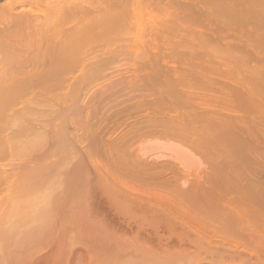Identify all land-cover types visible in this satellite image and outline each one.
I'll return each mask as SVG.
<instances>
[{
	"label": "bare ground",
	"instance_id": "bare-ground-1",
	"mask_svg": "<svg viewBox=\"0 0 264 264\" xmlns=\"http://www.w3.org/2000/svg\"><path fill=\"white\" fill-rule=\"evenodd\" d=\"M79 2H77V0H9L8 1V3H7V5H0V50L2 51H4L3 52V56L2 55H0V73H2L1 71H3V73L5 74V72L7 73L8 72V70H6V66H7V69H9V70H11L10 72H12V69H18V71L20 72V71H22L21 73H22V75H19V73H18V71H16L17 73H18V78H19V76H20V78L18 79L17 77H16V75L14 74V73H12V74H14L13 76L15 77L12 81H14L13 83H11L12 81H9L8 80V82H7V79L6 80H2V81H4V83L6 82V85H4L3 86V84H1L0 85V93L2 94V95H10L11 97H8V96H6V99H7V97L9 98V100H10V102H8V100H7V102L8 103H10L11 104V99L14 101L13 103H16V104H18V102H17V98H19L18 96H19V94H20V97H21V95L22 94H24L23 92H25V90H29V91H26L25 92V94H24V96L25 95H27L28 93H33V91L31 92V84L32 83H28V82H26V83H24L25 81L23 80L22 81V79H24L25 77H26V79H28V80H26V81H31V82H33L34 83V80H35V77H37L36 78V80L38 81V87L36 86V84L34 85L33 84V90H34V88H36L37 87V91H38V88L39 87H41L42 85V87H44L43 89H47V90H49L45 85H51V84H48V82L50 81V83H54V81L55 80H58V78H54L55 77V75L56 76H59V79H65L66 80V78H64V76H65V74H66V72L68 71V70H70L69 72H70V76L69 77H71L72 75H71V71H72V69L73 68H76L77 69V67H80L81 66V68H83L84 69V71L83 72H85V73H83V74H86V66L88 65V63H90L89 61L87 62L86 61V58H85V55L83 56L84 58H81V57H78V59H76V61L75 60H71V59H69V54H72V55H70V57H75V56H79L80 55V53L82 52V50L80 51V49H78V47H77V49L78 50H76L77 52L78 51H80L79 52V55H78V53L76 52H74V50L73 49H69V46L71 45L72 46V44H74L75 43V45L76 46H78L77 45V42L79 43V41H81V43H83L84 42V44H85V40H89V38H90V40L92 39H97V41H98V39L100 40H102V39H105L104 37H106V39H107V37L109 36V38H110V36H113L112 35V33L113 32H118L119 33V31L118 30H120L119 29V26H121V25H123V23L126 21V26H127V24H128V27H131V26H129V23L128 22H130V21H128L129 19V17H130V14L133 12L134 13V11H131V9L133 8V6H135L134 4H138L139 6H140V4H144L143 6L145 7L146 5H147V9L148 8H150V11H151V9L153 10V12H154V10H160V13H158V11L155 13V14H160V15H156L154 18L156 19L157 18V22H160V23H157L156 22V20L154 19V20H152V19H150V21H148L147 20V22H148V24L146 23V26H148V25H150L149 23H152L153 21H154V23H156V25L154 24L152 27L153 28H151L150 30L148 29H146V31H148L147 33V37H149L148 39H149V41L150 40H152V41H155V44H153L154 46H152V47H154V49H155V47L158 49V48H160L161 49V44H163V47H165V45H168L169 47H170V49H171V51H172V49H175V48H177L176 46H178V45H180V44H186L185 46H184V48H183V46H181V48H183L184 50L187 48L186 46H187V44H188V48H187V50L189 49V46H192L193 47V50H192V56L189 54V52H187V50H185L187 53H188V56H186L185 54V56L188 58V59H190L191 57H193V59L195 58V59H200L199 61L197 60V62H198V64L200 63V61H201V58H198V55H197V58H196V56L194 55L195 54V48L197 49V51H200L199 53H201V51H202V47H204V45L203 44H205L207 47L209 46V44H210V46H215V48H214V52L215 51H217V52H221L220 54H222V53H224V52H222L221 51V49L220 50H217V48H222V46H224V45H226L227 46V50H225V48L223 49V50H225L226 51V53H224V56L226 55L227 57H228V55H230V53L232 54V51H234V52H238L239 53V55H240V57H239V55H238V57H237V55H236V53L234 54V52H233V55H230V56H232V57H235V55H236V58H238L237 59V63L239 64V62H238V60L239 59H244V60H242L241 59V61L243 62L244 61V63H242V64H245V65H242L243 66V68L245 67V69H249L248 71L246 70V72H248L247 73V75L250 73V72H252L251 73V75L254 73V71H256V70H258V69H261L260 71L262 72V70H264V50H263V48L261 47V45H263L264 44V41H262L261 39L262 38H258V37H256L254 34L252 35L251 33L252 32H250L251 31V28L249 29V31H247V30H245V25L244 24H240V20L238 21V19H237V21L239 22V24L240 25H238V23H237V25H236V27H239V28H235V27H233L232 26V23L230 24L228 21V16H227V21H226V19L225 20H223V19H221V17L220 16H222L224 13L222 12V9H221V7H222V5H221V0L220 1H218V0H216V4H218V5H221L220 6V9H221V12L223 13L222 15L220 14V16H219V14H218V12H219V8H218V5L216 6V4H215V0L213 1L214 2V4H215V10H214V6H213V2H212V0H131L132 2H133V5H131V1H129V0H78ZM129 3H128V2ZM163 1V2H162ZM224 1V0H223ZM222 1V2H223ZM226 1H228V0H226ZM80 2H82V3H80ZM85 2V3H84ZM228 2H225V4H227ZM229 3H231L230 1H229ZM129 5V6H131V9L129 10L128 9V13H130V14H128L127 13V11H125V10H127V7H129V6H126V5ZM137 5V7L139 8V6ZM228 5V4H227ZM232 5V4H231ZM224 6H226V5H224ZM136 7V6H135ZM141 8H142V5L140 6ZM217 7V8H216ZM227 7V6H226ZM18 8V9H17ZM143 9V8H142ZM145 9H146V7L143 9L144 10V12H146L145 11ZM146 9V10H147ZM224 9H225V7H224ZM228 9H230V8H228ZM125 11V12H124ZM131 11V12H130ZM218 11V12H217ZM228 11V10H227ZM230 11V10H229ZM228 11V12H229ZM124 12V13H123ZM140 12V11H139ZM148 12V16H149V11H147ZM152 12V11H151ZM152 12V13H153ZM131 14L132 15V17H134L133 15L134 14H136V13H134V14ZM152 13H151V15H152ZM125 16H127V17H125ZM226 14V13H225ZM231 14V13H230ZM146 15H147V13H146ZM153 15H154V13H153ZM227 15V14H226ZM129 16V17H128ZM232 16V15H231ZM139 17H140V15H139ZM142 17V16H141ZM150 17V16H149ZM149 17H147V19L149 18ZM224 16H222V18H223ZM236 17V16H235ZM234 17V18H235ZM238 17V16H237ZM243 16H241V18H242ZM251 17V16H250ZM250 17H245V21L247 20L246 18H250ZM257 17H259V16H257ZM125 18H127V19H125ZM134 18H136V17H134ZM230 18V17H229ZM233 18V19H234ZM254 18H256V17H254ZM261 18V17H260ZM259 18V19H260ZM263 18V20L262 21H264V17H262ZM261 18V19H262ZM251 19V18H250ZM257 19V18H256ZM132 20H134L133 18L131 19V22H134V21H132ZM159 20V21H158ZM253 20H255V19H253ZM128 21V22H127ZM252 21V20H251ZM257 21H259V20H257ZM261 21V20H260ZM70 24H69V23ZM233 22V21H232ZM234 22H235V20H234ZM250 22V21H249ZM68 23V24H67ZM245 23V22H244ZM246 23H248V22H246ZM258 23V22H257ZM260 23V22H259ZM133 23H131V25H132ZM157 24H159L158 26H157ZM235 24V23H234ZM261 24H264V22L263 23H261ZM66 25V26H65ZM68 25H71V26H68ZM124 25V26H125ZM248 25V27L251 25H249V24H247ZM254 25V24H253ZM68 26V27H67ZM123 26V27H124ZM235 26V25H234ZM252 26V25H251ZM256 26V25H255ZM259 26H261V25H259ZM264 26V25H263ZM70 27V28H69ZM118 27V28H117ZM150 27V26H149ZM256 27H258V26H256ZM262 27V26H261ZM66 28H69V29H66ZM231 28L233 29L232 31H231ZM252 28H254V27H252ZM259 28V27H258ZM117 29V30H116ZM125 29H127V28H125ZM129 30H130V28H128ZM256 29V28H255ZM262 29L264 30V28L262 27ZM261 29V30H262ZM123 30V32H124V29H122ZM128 30V31H129ZM227 30H229V31H227ZM121 31V30H120ZM187 31V32H186ZM252 31H256V30H253L252 29ZM259 31V29H257V32ZM116 32V33H117ZM123 32H121V34L123 33ZM126 32H127V30H126ZM115 33V34H116ZM114 34V33H113ZM120 34V33H119ZM125 34H128V33H125ZM258 34V33H257ZM262 34H264V32H262ZM261 34V36H263ZM118 35V34H117ZM124 35V34H123ZM123 35H122V37H123ZM260 35V34H259ZM119 36V35H118ZM117 36V37H118ZM121 36V35H120ZM180 36V37H179ZM260 36V37H261ZM116 37V36H115ZM116 37V38H117ZM108 38V39H109ZM152 38V39H151ZM159 38H160V41H163L164 43H161V42H159L158 43V40H159ZM74 39H76L75 40V42L74 43H71V42H73V40ZM112 39V38H111ZM114 39V38H113ZM147 39V38H146ZM78 40V41H77ZM91 40V41H92ZM145 40V39H144ZM169 40V41H168ZM83 41V42H82ZM97 41H92L91 43L92 44H94L95 42H96V44H98L97 43ZM99 42V41H98ZM147 42H148V40H147ZM68 43H71V44H69V46H59L60 44L61 45H64V44H68ZM89 43H90V41H89ZM89 43H86V44H89ZM90 43V44H91ZM151 43V42H150ZM154 43V42H153ZM159 44L160 46L159 47H157V44ZM38 44H52V45H54V48H53V46L51 47V46H48V48H52V50L53 49H55V50H53L54 52H49V49H46L47 48V46L46 47H44V46H41L42 47V49H44L45 48V53H42V52H40L41 54H43V56H45V54H47L48 55V53H49V57H47V56H45L46 58H49L48 60H49V62H50V66H48V64H46L45 63V60H43V56H42V60L43 61H41V56H39L40 55V53L37 55V56H39V57H37L36 56V59L38 58V59H40L39 61H41V62H43V65H45L43 68L41 67V65L40 66H37L36 64L39 62H36V59H35V57H33V55H34V53H36V52H34L33 53V55H32V58L30 57L31 56V54H32V52L30 53V50H29V52H28V49H30L32 46H35V48L34 47H32V48H34V49H36L37 48V46H38ZM55 44H58V46L55 48ZM147 44H149V43H147ZM165 44V45H164ZM178 44V45H177ZM194 44V45H193ZM199 45V47H197V46H195V45ZM201 44V45H200ZM224 44V45H223ZM261 44V45H260ZM80 45V44H79ZM82 46H83V44H81ZM176 45V46H175ZM203 45V46H202ZM40 46V45H39ZM70 46V47H71ZM82 46H81V48H82ZM205 46V47H206ZM210 46H209V48H210ZM219 46V47H218ZM65 47V48H64ZM74 46H72L71 48H73ZM80 47V46H79ZM151 47V48H152ZM169 47H168V50H169ZM173 47H175V48H173ZM186 47V48H185ZM204 47V48H205ZM205 48V50L206 49H208L209 50V48ZM217 47V48H216ZM263 47H264V45H263ZM32 48H31V51H33L32 50ZM67 48V49H66ZM198 48L200 49V50H198ZM38 50L40 49V48H37ZM71 50V52H69V50ZM74 49H75V47H74ZM165 49V48H164ZM180 49V48H179ZM211 49V48H210ZM216 49V50H215ZM37 50V51H38ZM67 50V51H66ZM152 50H153V48H152ZM159 50V49H158ZM158 50H157V52H158ZM165 50H167V48L165 49ZM167 50V54L169 53V52H171V51H168ZM176 50V49H175ZM204 50V49H203ZM204 50V51H205ZM208 50H206L207 52H209ZM228 50H230V51H228ZM48 53H47V52ZM162 51L163 50H161V54H162ZM174 51V50H173ZM180 51H182V52H185V51H183V50H180ZM205 51V52H206ZM212 51H213V48H212ZM212 51H210V52H212ZM229 52V54H228V52ZM153 52H155V54L157 55V52H156V49H155V51L153 50V51H151V53L153 54ZM179 52V51H178ZM177 52V53H178ZM203 52V51H202ZM204 52V54H209L210 55V52L209 53H205ZM216 52V53H217ZM2 53V52H1ZM30 53V54H29ZM69 53V54H68ZM164 53H166L165 51H164ZM198 53V52H197ZM27 54L29 55V57H28V59H26V57H27ZM75 54H77V55H75ZM89 54V53H88ZM116 53H114V55L113 56H116V55H118V54H116ZM173 54H174V52H173ZM203 54V53H202ZM203 54V55H204ZM177 55V54H176ZM182 56H184L183 55V53L181 54ZM203 55H199V57H202ZM213 55V54H212ZM218 55V54H217ZM35 56V55H34ZM88 56V55H87ZM107 56V55H106ZM119 56H121L120 54H119ZM119 56H117V57H119ZM159 56H160V52H159ZM162 56V55H161ZM164 56V58H165V60H164V62H166V64L167 65H165V66H161L162 67V69L163 68H166L167 66H169L168 68H167V70L170 68V65L172 66L171 68H173L176 64V67L178 66V65H180L181 63H179L178 64V62H180V61H177L176 59H177V56H176V59H174L173 58V56H172V54H171V56H172V58L174 59V60H176V61H174L173 59L171 60V61H169L170 59H168V58H166L165 57V54L163 55ZM162 56V57H163ZM171 56H169V57H171ZM184 56V57H185ZM214 56V55H213ZM216 56V55H215ZM221 56H223V54L221 55ZM20 57H21V59H20ZM45 57H44V59H45ZM95 56H93L92 58L91 57H88V58H90V59H93ZM108 57V56H107ZM205 57V56H204ZM212 57V56H211ZM211 57H207V55H206V58H207V60H208V58H209V61H211ZM26 59V61H28V60H33V59H35V62H36V64H34V60H33V62H32V64H31V66H36V68H37V70H38V68H42V71H40L41 73H38L37 72V74H35V71H36V68H35V71H34V68H31L29 71L31 72V70L33 71V73L31 74H28L29 73V71H28V69H29V65H27V64H29V63H26V61H25V59ZM79 58H81V60L79 59ZM88 58H87V60H88ZM123 59L122 60H124V57H122ZM206 58H204L205 59V61H207L206 60ZM214 58V57H213ZM212 58V60H214V61H216L215 59H213ZM216 58V57H215ZM223 58V57H222ZM230 58V57H229ZM235 58V59H236ZM69 59V61H71L72 62V64L70 63V62H66V60H68ZM85 60V62H83L82 63V61H84ZM97 57H96V61H97ZM114 59V58H113ZM117 59V58H116ZM115 59V60H116ZM119 59V58H118ZM154 59V58H153ZM166 59L168 60V61H166ZM180 59V56L178 57V60ZM182 59H183V57H182ZM192 58L190 59V60H192V63H197L196 62V60L194 61ZM203 58H202V61H201V63H203L204 60ZM219 59H220V57H219ZM218 59V61L220 62V60ZM232 59V58H231ZM234 59V60H235ZM47 60V61H48ZM94 60H95V58H94ZM129 60V59H128ZM132 60H133V58H132ZM151 60V59H150ZM149 60V61H150ZM162 60H163V58H162ZM187 60V59H186ZM186 60L184 61V62H186ZM223 60V59H222ZM230 60V59H229ZM25 61V63H23ZM90 61H92V60H90ZM100 62H101V60H99ZM113 62H114V60H112ZM120 61H121V58H120ZM127 60L125 59V61L124 62H122V63H124V65H125V63H127L126 62ZM147 61V60H146ZM146 61H145V63H146ZM148 61V62H149ZM182 61V60H181ZM209 61H208V63H209ZM217 61V62H218ZM224 61H225V58H224V60L222 61V63H220V64H222L221 66H219V67H222V66H224ZM240 61V62H241ZM40 62V63H41ZM79 62H81V63H79ZM86 62H87V64H86ZM95 62V61H94ZM100 62H99V64H100ZM140 61H138V63H139ZM142 62V61H141ZM157 62H159V61H157ZM160 62H161V59H160ZM175 62H177L176 64H175ZM183 62V61H182ZM183 62V66H180V67H177V71H179V73L178 72H176V70H174V68H176V67H174L173 68V70L175 71V73H174V71L173 70H171V68H170V70L174 73V75H178V74H180V76H181V71L183 70V68H184V66H187V65H185V64H187L188 63V67H186L187 68V70L189 71V69H191V70H193V71H190L188 74H186L188 71H186L185 69L186 68H184V70L185 71H182V75H183V77L181 76H179L178 75V78L176 79V80H174V85L173 86H175V85H179V86H183L184 84H185V86L187 85V84H189L190 83V79H189V77L191 78L192 76H194L195 78L197 77V76H199V77H201V75H203V74H201L202 72H205L204 73V75L206 74L207 75V71H210V70H205L204 71V69L202 68V67H204L205 65L204 64H199V65H201V66H199V65H197V64H190V62L191 61H188V62H186V63H184ZM212 62V61H211ZM217 62H215V65L213 64H211V63H209V64H206V67H207V69H211V71H216L217 69V71H220V70H222V69H224V67L225 68H227V74H225V75H227L226 77H231V76H228V75H231V73H233L231 70H233V69H236V65H235V68H232L231 69V67H233V66H231V65H229L227 62H228V60H227V62H225V64H226V66H224V67H222V69L221 68H219L217 65H219V63H217ZM230 62V61H229ZM76 63H78L77 65H75ZM85 63V64H84ZM92 63V62H91ZM102 63V62H101ZM105 63V62H104ZM115 64H116V62H114ZM128 63H130V61L128 62ZM163 63V62H162ZM207 63V62H206ZM212 63H214V62H212ZM217 63V64H216ZM231 63V62H230ZM24 64H25V66H24ZM70 64H71V66H70ZM79 64H84V66L83 65H79ZM93 64H95V63H93ZM109 64V63H108ZM113 63L111 62V64H109V68H112V65ZM118 65L119 64H121V63H117ZM117 64H116V67H117ZM143 64H144V62H143ZM149 66H152L151 65V62H149ZM161 64V63H160ZM163 64H165V63H163ZM169 64V65H168ZM174 66H173V65ZM211 64V65H210ZM250 64V65H249ZM39 65V64H38ZM75 65V66H74ZM86 65V66H85ZM101 65V64H100ZM131 63H130V65H129V67L131 68ZM190 65H194L193 67L192 66H190ZM207 65H209V66H207ZM229 66V68L231 69V70H228V66ZM233 65H234V63H233ZM240 65H241V63H240ZM239 65V66H240ZM250 66V67H248V66ZM252 65V66H251ZM9 66V67H8ZM34 66V67H35ZM69 66H70V68H69ZM74 66V67H73ZM83 66V67H82ZM93 66V65H92ZM94 66H96V65H94ZM97 66H98V64H97ZM107 66V65H106ZM105 66V67H106ZM127 66V65H126ZM142 66V65H141ZM153 66H154V64H153ZM155 66H156V64H155ZM158 66V65H157ZM156 66V67H157ZM160 66V65H159ZM241 66V67H242ZM247 66V67H246ZM25 67H28V69H26ZM114 67V66H113ZM118 67H120V66H118ZM126 70H127V68L125 67V66H123ZM128 67V66H127ZM139 67H140V65H139ZM144 67H145V65H144ZM193 69H192V68ZM206 67H204V68H206ZM210 67V68H209ZM257 67V68H256ZM24 68L26 69V72H25V70H24ZM87 68L89 69L90 68V66L88 67L87 66ZM93 68V67H92ZM100 68V67H99ZM98 68V69H99ZM107 68V67H106ZM123 68V69H124ZM129 68V69H130ZM135 68H136V66H135ZM189 68V69H188ZM242 68V69H243ZM255 68V69H254ZM20 69H23V70H20ZM67 69V70H66ZM75 69V70H76ZM80 69V68H79ZM83 69H80L81 70V72H82V70ZM97 69V68H96ZM102 69V68H101ZM120 69H122V68H120ZM132 69V68H131ZM130 69V70H131ZM136 69H140V68H136ZM150 69H151V67H150ZM149 69V70H150ZM155 69H157V68H155ZM161 69V68H160ZM245 69H243V71L241 72V73H243V72H245ZM254 69V70H253ZM40 70V69H39ZM78 70V69H77ZM80 70H78L79 72H80ZM90 70V72H91V70H94V68L93 69H89ZM100 70V69H99ZM130 70H127V71H130ZM141 70V69H140ZM148 70V69H147ZM148 70V71H149ZM152 71H153V67H152V69H151ZM163 70H165V69H163ZM170 70H168V71H170ZM237 70V73L238 72H240V70L239 69H236ZM239 70V71H238ZM14 70H13V72H15ZM23 71H24V73H23ZM61 71H63V72H65V73H63L64 74V76H63V74H61L60 72ZM77 71V72H78ZM104 71V70H103ZM108 71H109V69H108ZM133 71H135V69H133ZM146 71V70H145ZM144 71V72H145ZM147 71V72H148ZM160 71V70H159ZM158 71V73H160ZM167 71V72H168ZM216 71V72H217ZM229 71V72H228ZM235 71V70H234ZM250 71V72H249ZM259 71V70H258ZM257 71V72H258ZM10 72H8V73H10ZM73 72H74V70H73ZM76 72V71H75ZM78 72V73H79ZM93 72V71H92ZM105 72H107L106 70H105ZM138 71H136V73H137ZM151 72V71H150ZM156 72V71H155ZM167 72H164V73H167ZM186 74H184V73ZM214 73V74H210L211 72H209V77H208V75H207V77L205 76L204 77V75L202 76L203 77V80L201 79V81H200V78L197 80V78H196V82L194 81V84L196 85V87H194L195 85L191 82V85L189 84V85H187V86H190L189 88H192L193 90H191V89H186V88H183L182 90H185L186 89V91H184L186 94H187V96H188V94H190L191 95V97H192V99H191V102L192 101H194V103H196V104H194L195 105V108H196V105H197V107H198V105L200 106V109L198 108V109H196L197 111L198 110H200V111H198L199 112V114H198V112H196V111H194L193 109H192V111H194V112H196L197 114L196 115H199V116H194V117H197L196 118V121L194 120L193 121V118H192V116H189V117H191V119H189L190 120V122L192 123V121L195 123L196 122V124L198 123V120H200L199 121V123L200 122H202V121H204V122H206L208 125H206L204 122H202V125H200L199 123V126H202V127H200L201 129H202V131H203V126H205V129H206V132H204V133H200L201 131V129L199 128V130H197V132H195L196 131V129L199 127L198 126V124H197V126L195 127L196 129H194V127L190 124V125H188V128L187 129H189V131L187 132V129L186 128H184L186 131H184V129H183V125H180L181 124V122L183 121V119H182V121L180 122V123H175L176 121H178L179 119H181V117H177V115H176V118H179V119H177V120H175V122H174V120H173V118L172 119H169L168 118V120H173L171 123H175V124H179L180 126H181V128H180V130L181 129H183V131L181 132V131H179L178 130V126L177 125H174L175 126V129L176 130H178L179 132H181V133H179V132H177V134H176V132H173V130L171 129V127L173 126H170V123L168 124V126H169V128L171 129V132H170V130L169 131H167V129H168V126H166V131H165V127L164 126H162L161 128H158V127H156V125L157 126H159L162 122L164 123L165 121V119L164 120H162V122H158V120L160 119H158L157 120V122L158 123H160L159 125L155 122V120L157 119V117H163V116H160L161 114H159L158 116H155L156 117V119L154 120V122L156 123V124H154V129H155V127L157 128L156 129V131L159 129H164L163 131L164 132H168V133H163V131L162 130H160V132H158L157 131V133H156V131L154 130H152L151 129V131L153 132V133H150V130H149V127H148V123H147V127L148 128H146V127H144L143 125H141L144 121H143V119H142V123L140 124V127L141 126H143L144 128H146V129H143L146 133L145 134H141V131H142V128H140L139 126H137V128H135L136 130H138V127L141 129V131H140V129H139V131L140 132H138V131H136V130H134L135 132H138L139 133V135H136L135 136V134L133 135V137H134V139H133V141H132V139L130 140H126L127 138H129V137H125L126 139V143H128L129 141L130 142H132V143H128V144H125V145H127V147L126 148H128L127 150V152H128V154H129V152H131L132 154H131V156H129L130 158H132V159H134V160H132V161H134V162H132L133 164H135V166H136V170H133L135 167L133 166V167H131V165L132 164H128V166L127 167H124V166H121V172H120V170H116V169H119V167H120V165H122L123 163L125 164V165H127V163H128V161L129 160H131V159H129V157L128 156H125V157H128V159H127V162L125 163L124 161L125 160H123V159H126L125 157H122L123 155H121V159L118 157V159L120 160V161H118L117 160V162L115 161V163H116V166L115 167H117V168H115L114 167V169H112L111 167H112V165H110L112 162H113V160H112V158H107L106 156H105V158H103V159H109V160H107L108 162L110 161V159H111V163L109 162V164H107L108 162L106 161V165H108L107 167H110L111 168V170H109L110 168H108V171H110V172H108L107 174L110 176V178H111V180H109L108 179V181L106 180V179H104V177H109V176H107V174L104 176V175H101V176H103V179L105 180V181H107V183H110V181H113L114 179L112 178V176L111 175H113V173L114 174H116L117 172L119 173V174H123L122 176H124V175H126L127 174V176H129V174L131 173V175H132V171H131V169L134 171V173L136 172V171H138V172H136V173H139V174H137V175H134V173H133V177L135 178V176L137 177L138 176V178L137 179H139V175H141L140 173H142V171L141 170H147L148 171V168L149 169H154V166L158 163H156V159H159V158H164V157H169L170 159H172V161L171 160H167L166 162H162V163H160L161 161V159H159V163L160 164H165V163H170L171 165H172V167L170 166V164H169V166L167 165V166H165L164 167V165H162L163 166V168H162V166L160 165V164H158L161 168L160 169H162V170H160L161 172H163V173H165V170H167L168 168L167 167H169V170L168 171H166V172H171L172 170H170V168H172L173 169V171L171 172L173 175H171V178H170V180L168 179V178H166V179H168L167 181H165L166 179L165 178H163V181H164V185H163V183L161 184L160 182H158V181H154L153 179H155L158 175V177H161V175H163L162 173H160V171H158V169L157 170H155V171H157V172H155L154 170H152V171H154L153 173H154V178H152V180H153V182H152V185H153V183L155 184V185H157L158 183H160L161 184V186L163 185V186H165V187H161V188H163V190H159V189H154V188H150V187H148V185L149 184H151L150 182V180H148L149 181V183H148V185L147 184H144L145 183V181H147V180H143L144 178H145V176H147L148 175V173L149 172H151V174H149V176L150 175H152L153 176V173H152V171H150L149 170V172L148 173H146L147 175H145L144 173H145V171L143 172V174L142 175H145L144 177H142L143 179V185H147V186H143V185H140V187H144V188H140L139 187V183L140 182H142V181H139L138 182V185L137 184H132L131 183V177L129 176V181H130V184H129V181H128V183L126 184L125 182H127V181H124V184L123 185H125L126 184V187L124 186V191L122 190L123 189V187H121V188H119V189H117V191H119V190H122V194L121 193H118V192H115L113 189H112V187H111V189H109L108 188V186H107V189L108 190H105V194H106V197H104L105 196V194L103 193V192H101V190L100 189H98V193H97V191H96V193H95V195H93L92 194V197H95L96 195H97V197H95V198H93V199H95V201L94 200H92V201H94L93 202V204H94V206L92 207V206H90V204L92 205V203H90V197H88L89 198V200H88V202L89 203H86L85 201H84V203H86V205L88 204V206L90 207H88L89 208V210H87V211H89V212H87V215H89V217H87V215L85 216V213H86V210H84L83 211V209H82V206H80L81 207V209L82 210H80L79 208V206L78 205H80L79 203L77 204L76 203V201H78V199L74 202V196L72 195V193L75 195V194H77V195H79L80 194V192H79V194H78V192L77 191H79V188H83L82 187V180H79V179H81L83 176H84V173L85 172H83L84 171V169L83 170H81L82 169V167L84 166L83 165V163L81 162L80 163V161H78V166H80L79 165V163L81 164V169L78 167V169H80V171H78L79 173H82V175H79V174H76V173H78L77 172V170H75V172H74V169H73V173H75V174H69V172H70V170L68 171V170H64V173H62L61 171H60V173H59V169H60V167H58V166H61L59 163H58V160H57V162H56V159H54L55 160V163H58L59 165L57 166V165H55L56 167H54V165L52 166V165H50L51 164V162L52 161H54V160H52V161H50L49 162V160H51V159H49V158H51L52 157V159L54 158L53 156H57V154H61V153H57V152H55V150L54 151H51L52 150V148H51V150L50 151H46V152H43L42 154H39V155H35V156H31L30 158L32 159L31 161H36V163H35V165L33 164L32 165V167L30 166L31 165V161L30 160H28V161H30L29 162V164L30 165H26V164H15L14 162H16V160L17 159H20V158H17L18 157V155L20 154V155H22V154H24V153H26V152H28V151H24L23 149L24 148H26V149H28V146H26V147H23V142L21 141V138H17V139H20L19 141H21V148H19L20 150V152H21V149H22V147H23V149H22V152L23 153H18V155L16 156V155H14V157L15 158H17L16 160H14V164H12V163H10V164H5V163H7V162H9V161H7V162H3L4 163V165H1L0 164V180H1V182L2 183H5V181L3 182V179L5 180H8V178L11 176L9 173H10V170H8L7 169V167H10L13 171H14V174H18L17 176L15 175V177L13 178V180H11L12 178H10V180L12 181V183H13V181L16 179L17 181H18V178H16V177H20L19 175H21V174H23L24 172L26 173V174H23V176H28V177H30V175L32 176L34 173H36V171H38V172H40L42 169H45L44 171H46V172H44V171H41V172H44V174H49L50 176H51V174H52V172L55 170V168H57L56 170L58 171V174H57V171L55 172L54 171V174L53 175H55L56 174V176H57V180L55 179H51V178H53L52 176H51V180H53L52 182V184L53 185H50L48 188H47V190H52L53 192H54V194L53 193H50V192H52V191H47L46 193H44L45 191H43V192H40L39 191V193H40V195L38 194V195H33L32 194V191H35V190H32V189H29V188H31V187H29L28 185H26V183H29L28 182V180L29 179H26L25 177V180H22V182H24L25 183V181H26V183L25 184H22V182H21V185L23 186V185H26V188H25V186L23 187V192L22 193H26V191H24L25 189L26 190H28L29 189V191H30V196H28V194H25L26 196H28L22 203H20L19 202V200L18 199H15L16 197H14V199L11 197V196H9V198L11 199V200H9V201H11V204H10V206L12 207L11 209H12V211H10V209L8 210V211H10L8 214H7V216H5L4 214V216H5V219L3 220H0V264H64V262H65V260L63 259V258H65L66 259V255H70L71 254V252H70V250L71 251H73V254H76V253H78V255H79V252L81 253V249H83V247H85L86 248V246H84V243L83 242H81V241H76V242H72V244H74V245H68V242H66V240H65V243H64V236L65 237H68L67 235H71V234H69V233H73V235H75V237L74 238H77L78 236H80V235H82V233H83V236H80V237H82V239H84V237H85V239H87L86 238V236H85V233H87V235H89V236H87L88 238H90L91 237V239H92V235L91 234H93L94 236L95 235H98V237H102V236H104L105 237V239H106V237H109V238H111L112 237V242H113V239H114V237H117V238H119V237H123L124 239L128 236H130L131 237V235H133L132 237H133V239H135V241L137 240V237L138 236H140V237H144V239H142V238H139V239H142V244H140L139 245V243H141V241L138 243V245L140 246V248H141V246H145L144 248H146V249H148L149 247H153V249H154V252H153V250H152V248H149L148 250L150 251H148V250H144V248L143 249H140L139 247L138 248H135L134 247V245H133V248L136 250L137 249V253H136V251H135V253L136 254H138L139 253V251L140 250H142L143 252L144 251H146V253L148 254V255H151L150 257H153V258H156L157 257V259L158 258H160V257H162L163 258V254L166 252V254L168 255V254H171V253H169L170 252V248H171V251L172 252H174L177 248H176V241L174 240V242H172L173 241V239H174V236H176V238H178L179 237V235L181 236L179 239H180V241H178L179 242V246L181 247V248H184V250L186 251V248L185 247H187V250H188V246H189V244L188 243H194L193 241H190L189 240V238L185 235L186 233L187 234H189L190 235V233H192V231H191V229H189L187 226H186V224L188 223L187 221H189V222H191V220L193 221V220H195V219H193V218H196V216L199 214L200 216H201V214L203 213V211L205 212L204 214H206L208 211H205V210H207V209H209V212L208 213H211L210 211L211 210H213V209H215V208H219V209H217V211L218 210H221V212H223L222 214H224V213H226L227 214V216H225L226 218V220H227V217L229 216V217H232V218H229L228 220H229V222H230V219H233V220H237V222H236V224H238V225H242V229L245 231V228L246 227H248V226H246L245 228H243L244 227V223H245V225H246V223L248 224V225H251V226H249L248 227V229L249 230H246L248 233H247V235L249 234V236L251 237V241H252V239H254V241L256 242V241H258V239H257V237H261V239H263V240H260L261 242V244H264V242H262V241H264V188H261V186L259 185V183L257 184V182L255 183H252V186H251V188L250 187H247V185L248 184H250L249 183V177L251 178L252 176H249V177H247V174H245L246 175V177H247V179H248V184L246 185V187L247 188H249V189H247V188H244L243 186H241V185H239L240 187H237V189L235 188H232V187H226V186H228L227 184H226V186H224V187H221V188H215L214 186H216V185H218V184H223V182L225 183L226 182V180L227 179H230V182H231V180H234L235 179V177L238 175V172L240 173V168L242 167V162H243V157H245L246 158V156H244V155H248V154H244L243 152H242V149H240V148H244V141H243V139H244V135H245V137H246V135H247V137H248V135H249V137H251L250 135H252V133H253V139H254V141H256L257 139H261L262 137H263V140H264V128H263V126H261V125H263V123H259L260 124V127H262V129H260V127H259V124H257V127H256V124H254V123H252L253 121H250V122H248L247 123V119L249 120V118L251 117V116H253V115H255V114H252L254 111H253V105H255V107H254V109H256L258 106L257 105H259L260 103H257V102H261L262 103V100H263V98H262V100H261V96L259 97L258 95H260V94H258L257 92H260V93H264V78H261V77H264V71L262 72V73H259V75L261 76V77H258L259 79L261 78V80H258V79H256L255 81H253L254 80V78L256 77V76H254V78L253 79H251L253 82H250L249 83V81H240V79H238V76L240 75H238L237 76V79L240 81H238V80H236V79H233V78H235L234 77V75H233V77L231 78L232 79V81H231V79L229 80V83L228 82H225L224 80L226 79V77L223 75L225 72H223V70L222 71H220L221 73L223 72V74H222V77H220V75H218L220 72H218V74L217 73ZM231 72V73H230ZM26 73V74H25ZM59 73V74H58ZM77 73V74H78ZM101 73V72H100ZM103 73V72H102ZM124 73H125V75L127 74V73H129V72H123V75H124ZM131 73V72H130ZM129 73V74H130ZM132 73H134V72H132ZM152 73V72H151ZM163 73V74H164ZM178 73V74H177ZM229 73V74H228ZM256 73V72H255ZM11 74V75H12ZM39 74H41L42 76H39ZM62 76H61V75ZM72 74H75V73H72ZM87 74H88V72H87ZM91 74V73H90ZM128 74V75H129ZM137 74H139V73H137ZM146 74V73H145ZM148 74V73H147ZM157 73H155V74H151L152 76H154V75H156ZM218 75V78H216L217 76H211V75ZM243 74H245V73H243ZM258 74V73H257ZM24 75V76H23ZM37 75V76H36ZM79 75V74H78ZM80 75H82L81 73H80ZM79 75V76H80ZM97 76H98V74H96ZM141 75V74H140ZM144 75V74H143ZM171 75V74H170ZM173 75V76H174ZM242 75V74H241ZM240 75V76H241ZM0 76H3V75H0ZM6 77H7V74L5 75ZM12 76V77H13ZM29 76L31 77L30 79H29ZM41 77V80L43 79V80H49L50 79V77H53V79H55L53 82L51 81V79L49 80V81H47V82H45L44 83V81H43V83L41 84V83H39V82H42L41 80H39L40 78L39 77ZM62 78H61V77ZM73 76H75V75H73ZM83 76V75H82ZM90 76H92V74L90 75ZM151 76V77H152ZM157 76V75H156ZM163 76V75H162ZM165 76V75H164ZM167 76H169L168 74H167ZM185 76H187V78L189 79V81H188V83H187V78L185 77ZM211 76V77H210ZM225 78H224V77ZM239 76V77H240ZM250 76V75H249ZM253 76V75H252ZM9 77V76H8ZM21 77H23L22 79H21ZM33 77H34V80H32L33 79ZM68 77V76H67ZM76 77H78V76H76ZM76 77H74L75 79H76ZM93 77V76H92ZM140 77H142V76H140ZM149 78H151L150 76H148ZM159 77V76H158ZM172 77V76H171ZM194 77H192V78H194ZM201 77V78H202ZM220 77V78H219ZM243 77V76H242ZM242 77H241V79H242ZM256 77V78H257ZM20 81H18V83L16 82L17 81V79ZM39 78V79H38ZM47 78H49V79H47ZM91 78V77H90ZM110 78V77H109ZM108 78V79H109ZM114 78V77H113ZM120 78H122V77H120ZM146 78V77H145ZM153 78H155V76L153 77ZM163 78H165V79H167L166 77H163ZM169 78V77H168ZM174 78V77H173ZM191 78V80H194V79H192ZM205 78H208V80H206ZM221 78H223V81H221L222 79ZM246 78V77H245ZM248 78V77H247ZM246 78V79H247ZM10 79V78H9ZM21 79V80H20ZM62 79V80H63ZM78 79L79 78H77V81H78ZM82 79H85L84 78V76H83V78ZM97 79V78H96ZM125 79V78H124ZM161 78H159V80H160ZM184 79V80H183ZM250 79H248V80H250ZM11 80V79H10ZM80 80V79H79ZM110 80H112V79H110ZM118 80V79H117ZM141 80V79H140ZM148 80V79H147ZM159 80H156V81H158L159 82ZM171 80H172V78H171ZM186 80V82L184 83V81ZM237 82H236V81ZM36 81V82H37ZM75 81V80H74ZM76 81V82H77ZM91 81V80H90ZM98 81V80H97ZM103 81H104V79H103ZM106 81V80H105ZM104 81V82H105ZM119 81V80H118ZM133 81V80H132ZM137 81V80H136ZM141 81H143V79L141 80ZM145 81V80H144ZM149 81H151V79L149 80ZM161 81H163V79L161 80ZM166 81V80H165ZM205 81H208V83H210V84H214L215 85V83H216V85H215V87L217 88L218 87V85L220 86V87H218L217 88V90L219 89V93H221L222 92V94H224V95H221V94H219L218 93V91H217V93L218 94H216L215 93V91L213 92V88L211 89V85H210V87L207 89V88H205V87H203L204 89V91H202V89L200 88V89H198L199 88V85L201 86V84H203ZM226 81H228V79H226ZM234 81V82H233ZM9 82H10V84H9ZM21 82L23 83V85L24 86H26V85H29V87L28 86H26V87H24V86H22V84H21ZM56 82V81H55ZM58 82L60 83L59 85H58ZM62 82L63 81H57L55 84H56V86H55V89H54V87H53V90L55 91V90H57L58 89V87H59V89H61L62 90V86H61V84H62ZM65 82H67V81H65ZM65 82H64V84H65ZM72 82H73V79H72ZM71 81H70V83H72ZM82 82H84V81H82ZM82 82H80L79 84H78V87L76 86V87H73V86H71V85H64V84H62L63 85V88H65L66 86H68L69 88V92L72 90H74V89H70V88H76V91L77 92H75V93H77V94H79L80 92H82V90H83V92L85 93V91H84V87L86 86H84V85H82ZM92 82H94V81H92ZM91 82V83H92ZM96 82V81H95ZM95 82H94V84H95ZM100 82V81H99ZM107 82H108V80H107ZM106 82V83H107ZM117 82V81H116ZM120 82H121V80H120ZM127 82V81H126ZM125 82V83H126ZM152 82V81H151ZM157 82V83H158ZM167 82V81H166ZM0 83H1V79H0ZM3 83V82H2ZM8 83V84H7ZM18 85H17V84ZM21 84V86H20V84ZM68 83V82H67ZM66 83V84H67ZM97 83V82H96ZM112 83H113V81H112ZM123 83V82H122ZM122 83H121V85H122ZM134 83V82H133ZM141 83V82H140ZM145 83H146V81H145ZM153 83H156L155 81L153 82ZM152 83V85H154ZM160 83V82H159ZM165 83V82H164ZM169 83V82H168ZM171 83V82H170ZM169 83V84H170ZM184 83V84H183ZM241 83V84H240ZM252 83V84H251ZM54 84V85H55ZM73 84H75V82H73ZM87 84V83H86ZM99 84H101V83H99ZM109 84H110V82H109ZM114 84V83H113ZM147 84H149V83H147ZM162 84V83H161ZM194 86H193V85ZM199 84V85H198ZM206 84V83H205ZM39 85H41V86H39ZM54 85H52V86H54ZM57 85H58V87H57ZM90 85V84H89ZM96 85V84H95ZM106 84H104V86H105ZM108 85V84H107ZM111 85V84H110ZM120 85V84H119ZM119 85H118V87H119ZM135 85V84H134ZM133 85V86H134ZM137 85V84H136ZM135 85V86H136ZM142 85H145V84H143V82L140 84V85H138V87L139 86H141L140 88H142ZM170 86L171 87V89H170V93H168V94H172L173 92H176V91H173L172 89H173V86ZM208 85V84H207ZM213 85V86H214ZM236 86V87H234V86ZM35 86V87H34ZM52 86H48L49 88H52ZM84 86V87H83ZM99 86V85H98ZM103 86V84H102V87H104ZM114 86V85H113ZM124 86V85H123ZM132 86V87H133ZM146 86V85H145ZM149 86H150V84H149ZM158 86V85H157ZM163 86V85H162ZM161 86V87H162ZM165 86V85H164ZM169 86V85H168ZM41 87V88H42ZM91 87V86H90ZM97 87V86H96ZM95 86H94V88H96ZM101 87V88H102ZM116 87V86H115ZM117 87V88H118ZM144 87V86H143ZM155 88H156V86H154ZM176 87H178V86H176ZM195 89H194V88ZM23 88V89H22ZM31 90H30V89ZM67 88V87H66ZM88 88V87H87ZM92 88V87H91ZM97 88H100V87H97ZM109 88V87H108ZM107 88V89H108ZM116 88V89H117ZM124 88V87H123ZM121 88V91L122 90H124V89H126L127 88V85H126V88ZM135 88V87H134ZM145 88V87H144ZM149 88H151V86L149 87ZM147 89L148 91L147 92H151L150 91V89ZM163 88V87H162ZM168 88V87H167ZM175 88V87H174ZM180 88V87H179ZM182 88V87H181ZM180 88V89H181ZM216 88H215V90H216ZM46 89H45V91H46ZM86 89V88H85ZM93 89V88H92ZM115 89V88H114ZM133 88H131V90H132ZM143 89V88H142ZM142 89H140V90H142ZM146 89V88H145ZM152 89H154V88H152ZM151 89V90H152ZM88 91H89V88L87 89ZM91 90V89H90ZM104 90H106V89H104ZM112 90V89H111ZM120 90V89H119ZM139 90V89H138ZM159 90H161V89H159ZM163 90V89H162ZM162 90H161V92H162ZM165 90V89H164ZM163 90V91H164ZM171 90L173 91L172 93H171ZM199 90H201V91H199ZM207 90V91H206ZM208 90H210V91H208ZM40 91V90H39ZM44 91V92H45ZM60 91V90H59ZM59 91H57L58 92V94L60 93ZM66 92L65 91V93H66V95H67V97H68V94H69V92ZM75 91V90H74ZM73 91V92H74ZM114 91V90H113ZM126 91H128V90H126ZM133 91V90H132ZM136 91V90H135ZM143 91V90H142ZM156 91V90H155ZM178 91V90H177ZM181 91V90H180ZM179 91V92H180ZM213 93H212V92ZM42 92V91H41ZM50 93L52 92V90L50 89V91H49ZM61 92H64V91H61ZM90 92V91H89ZM94 93H95V90L93 91ZM92 92V93H93ZM119 93V91H116V93ZM125 92V91H124ZM124 92H123V94H124ZM158 92V91H157ZM166 92H167V90H166ZM17 93H19L18 95H16ZM46 93V92H45ZM75 93H72V94H75ZM87 93V92H86ZM98 93V92H97ZM99 93H101L100 91H99ZM103 93V92H102ZM107 93V92H106ZM108 93H110L109 92V89H108ZM107 93V94H108ZM121 93V92H120ZM135 93V92H134ZM137 93V92H136ZM135 93V94H136ZM160 93V92H159ZM159 93H157V95L159 94ZM178 93V92H177ZM176 93V94H177ZM182 93H183V91H182ZM40 94V93H39ZM63 93H61V96H63L62 95ZM71 94V93H70ZM82 93H80V95H81ZM90 94H91V92H90ZM129 94H130V92H129ZM132 94V93H131ZM140 94H141V92H140ZM143 94V93H142ZM145 94V93H144ZM152 93H150V95H151ZM162 94V93H161ZM167 94V93H166ZM226 94V95H225ZM15 95H16V97H15ZM36 95H38V94H36ZM65 95V94H64ZM80 95H78L79 97H80ZM84 94H82V96H83ZM88 95V94H87ZM87 95H86V97H87ZM93 95V94H92ZM96 95V94H95ZM103 95V94H102ZM101 95V96H102ZM110 95L111 94H109V97H110ZM116 95V94H115ZM118 95V94H117ZM116 95V96H117ZM121 95V94H120ZM137 95L138 96H140L138 93H137ZM149 95V94H148ZM155 96L154 97V93H153V97H154V99L156 98L157 99V97L158 96ZM165 95V94H164ZM178 95H179V93H178ZM178 95H176V96H178ZM182 95V94H181ZM181 95H179V96H181ZM184 95V94H183ZM247 95H248V97H247ZM257 95V96H256ZM264 95V94H263ZM81 96V97H82ZM97 96V95H96ZM105 96H106V94H105ZM119 96V95H118ZM125 96H127V95H125ZM129 96V95H128ZM131 96V95H130ZM134 96V95H133ZM138 96H136V97H138ZM144 96V95H143ZM145 96H147V95H145ZM163 96V95H162ZM169 96V95H168ZM172 96H173V94H172ZM178 96V97H179ZM226 96V97H225ZM246 96V97H245ZM256 96V97H255ZM2 97V96H1ZM16 98V99H13V98ZM66 97V98H67ZM86 97H82V100H84V98H86ZM90 97H91V95H90ZM93 97V96H92ZM152 96H151V100L150 101H152L153 98ZM174 97H175V95H174ZM190 97V96H189ZM250 97H252V99L250 98ZM253 97H255V98H253ZM264 97V96H263ZM3 98V97H2ZM1 98V99H2ZM5 98V97H4ZM64 97H62L61 99H63ZM70 98H74L73 96L71 97V95H70ZM98 98V97H97ZM97 98H94V99H97ZM102 98V97H101ZM111 98V97H110ZM116 98H118V97H116ZM120 98H122V96L120 97ZM129 98V97H128ZM132 98H135V96L134 97H132ZM144 98V97H143ZM150 98V97H149ZM177 98V97H176ZM184 98V97H183ZM182 98V99H183ZM208 98H211V99H214V104L216 103H218L217 102V99H218V101L219 100H222V103L224 102V104L226 103V105H227V103H229L227 106H228V108L230 107L229 105H234V106H237V108L238 109H240V107L243 109L244 107H248V109L247 108H244L243 110L244 111H240V113L242 112V114L245 112V110H247V112L248 113H250L251 111H253V112H251L250 113V117L248 118L247 117V119L244 121L243 120V118L245 119V117H244V115H247V113L245 114H243V115H241L239 112H238V114H233L232 115V112L233 111H230V110H228V108H224L223 109V107L221 106L220 107V105H219V103L217 104V105H219V110H218V108H216V107H213L214 105H211L210 103H212L213 101L211 100V102L209 103V105L207 104V100H208ZM226 98L228 99V101L227 102H225L226 101ZM244 98H246L244 101H243V99ZM20 99V98H19ZM27 99H32V98H27ZM69 99V98H68ZM80 99V98H79ZM91 99V98H90ZM93 99V98H92ZM106 99H108V97L106 98ZM114 99V98H113ZM123 99V98H122ZM125 99V101H127L126 99V97L124 98ZM131 99V98H130ZM139 99H141L140 97H139ZM163 99H166V98H163ZM168 99H170V98H168ZM179 99V98H178ZM177 99V100H178ZM181 99V100H182ZM207 99V100H206ZM223 99H224V101H223ZM248 99H250V101L248 102ZM257 99L259 100L260 99V101H257ZM4 100V103L6 102L5 101V99H3ZM74 100H76V99H74ZM89 100V99H88ZM159 100L161 101L162 99L159 97V99L157 100L158 102H154V103H152L153 104V106H154V104L156 103H158L159 105H161V104H163L162 103V101H161V104H160V102H159ZM173 100V99H172ZM186 100V99H185ZM203 100H204V102H206V104L208 105H206L205 104V106H202V105H204L203 103ZM206 100V101H205ZM216 100V101H215ZM2 101V100H1ZM79 102H80V100H78ZM85 101V100H84ZM98 101V100H97ZM100 101V100H99ZM104 101H106V100H104ZM112 100H110V102H111ZM117 101V100H116ZM122 101V100H121ZM121 101H118V103L120 102V104H122L121 103ZM124 101V100H123ZM137 101V100H136ZM141 101H144V102H142V103H144L145 104V102L146 103H148L147 102V99H146V97H145V99L144 100H141ZM149 101V100H148ZM155 101V100H154ZM171 101V100H170ZM173 101H175V100H173ZM188 101H190V98L188 99ZM188 101H187V104H188ZM210 101V100H209ZM254 101V102H253ZM264 101V100H263ZM6 102V103H7ZM25 102V101H24ZM28 102H30V100H28ZM28 102H26V103H28ZM69 103H70V100L68 101ZM68 102H66V103H68ZM71 102L73 103V101L71 100ZM78 102V103H79ZM110 102H109V105H110ZM140 102V101H139ZM166 102H167V99H166ZM169 102V101H168ZM165 103L166 105H168L169 103L171 104V102H169V103ZM182 102V101H181ZM186 102V101H185ZM220 102V101H219ZM238 102H239V104L241 105V106H239L238 105ZM242 102V103H241ZM249 104H248V103ZM256 102V103H255ZM1 103H3V102H0V104ZM5 103V105H3V104H1L2 105V107H4L5 108V106L8 104H6ZM75 103H77V102H75ZM81 103V102H80ZM106 103V102H105ZM117 103V104H118ZM136 102H134L133 103V105L135 104ZM142 103H140V104H142ZM177 103V102H176ZM247 103V104H246ZM252 103V104H251ZM255 103V104H254ZM29 104V103H28ZM28 104H26V106L25 107H29L28 106ZM71 104V103H70ZM82 104H84V103H82ZM87 104V103H86ZM108 104V103H107ZM117 104H115V105H117ZM119 104V105H120ZM123 104H124V102H123ZM123 104H122V106H123ZM126 104H127V102H126ZM132 104V103H131ZM136 104H139V103H136ZM136 104H135V106H136ZM143 104V105H144ZM150 103H148V105H149ZM152 104H151V106H152ZM157 104V105H158ZM164 104V107L166 106ZM169 104V105H170ZM183 104H184V101H183ZM189 104H190V102H189ZM213 104V103H212ZM246 104V106H244V107H242V105H245ZM263 104V103H262ZM30 105V104H29ZM66 105V104H65ZM74 105V104H73ZM72 105V106H73ZM77 105V104H76ZM76 105H74V106H76ZM79 105V104H78ZM78 105H77V107H78ZM81 105V104H80ZM92 105V104H91ZM90 105V106H91ZM125 105V104H124ZM130 104H128V105H125V106H129ZM142 105V106H143ZM147 105V104H146ZM146 105L144 106V108L146 107ZM173 105V104H172ZM176 105V104H175ZM174 105V106H175ZM180 105H181V103H180ZM185 105V104H184ZM192 105V104H191ZM191 105L189 106V108L191 107ZM216 105V106H217ZM249 105V106H248ZM261 105V104H260ZM264 105V104H263ZM13 106H15V105H13ZM12 104L11 105H7V107H8V109L11 107V109H12ZM68 106V105H67ZM71 106V107H72ZM84 105H82V106H80L81 108L83 107ZM86 106V105H85ZM84 106V107H85ZM90 106H89V108L87 107V109H90ZM96 106V105H95ZM135 106H130L131 107V110L130 111H128V112H134L133 111V109H132V107L134 108ZM140 106V105H139ZM177 106V105H176ZM183 106V105H182ZM193 106V105H192ZM234 106L232 107V108H234ZM250 106H252V107H250ZM257 106V107H256ZM7 107L5 108L6 110H7ZM31 107V106H30ZM65 107V106H64ZM70 107V108H71ZM83 107V109H78V110H83V111H85V108ZM99 107V106H98ZM130 107H127V108H129L130 109ZM141 107V106H140ZM140 107H135V109L136 108H140ZM157 107V106H156ZM169 107V106H168ZM171 107V106H170ZM179 107V106H178ZM185 107H187V106H185ZM209 107V108H208ZM215 109L216 108V110H214L213 108ZM249 107H250V109H249ZM14 108V107H13ZM36 108V107H35ZM34 108V109H35ZM74 108V107H73ZM79 108V107H78ZM92 108H94V107H92ZM112 108V107H111ZM121 108V107H120ZM124 108H126V107H124ZM123 108V109H124ZM127 108H126V110H127ZM143 108V109H144ZM166 109H165V112H166V110H167V107H165ZM174 108V107H173ZM177 108V107H176ZM188 107L186 108L187 109V111L189 110L190 112L189 113H191V108H194V107H191L190 109H189ZM208 108V109H207ZM210 108L212 109V110H210ZM231 108V109H232ZM252 108V109H251ZM0 109H2V110H0V111H2L3 112V108H0ZM11 109H9L10 111H11ZM24 109V108H23ZM26 109V108H25ZM24 109V110H25ZM40 109V108H39ZM52 109V108H51ZM77 109V108H76ZM101 109V108H100ZM104 109V108H103ZM102 109V110H103ZM106 109H107V107H106ZM108 109H110V107L108 108ZM149 109V111H151L150 110V108H148ZM152 109V108H151ZM171 109V108H170ZM175 109V108H174ZM174 109L172 110V113H170V114H175L174 112ZM180 109V107L178 108V110ZM223 109V110H222ZM226 109V110H225ZM236 109V108H235ZM258 109V108H257ZM259 109H261V107L259 108ZM263 109L264 108H262L261 110H256L255 112H257L258 114L259 113H261V111L262 112H264L263 111ZM9 110H7V112L9 113ZM23 110V111H24ZM33 110V109H32ZM43 110V109H42ZM41 110V111H42ZM46 110V109H45ZM50 110V109H49ZM69 110V109H68ZM75 110V109H74ZM95 110V109H94ZM94 110H92V111H94ZM101 110V111H102ZM137 110V109H136ZM140 110H142V108L140 109ZM155 110H156V108H155ZM176 110V109H175ZM181 110V109H180ZM218 110V111H217ZM220 110H222L221 112H220ZM227 110H228V112H227ZM5 111V110H4ZM12 111H16V109H12ZM11 111V112H12ZM21 111V110H20ZM19 110H18V112H20ZM29 111V110H28ZM28 111H26V113H28ZM40 111V110H39ZM54 111V110H53ZM60 111H62V110H60ZM77 111V110H76ZM89 111V110H88ZM92 111H90V112H92ZM97 111V110H96ZM98 111H100V110H98ZM97 111V112H98ZM115 112H116V109L114 110ZM118 111V110H117ZM120 111H122V109L120 110ZM138 112H139V110H137ZM136 111V112H137ZM153 111H154V109H153ZM157 111V110H156ZM169 111V110H168ZM167 111V112H168ZM174 111V112H173ZM235 111H239V110H235ZM234 111V112H235ZM7 112H4V113H0L1 115H5V117L7 116L6 114H8ZM25 112V111H24ZM24 112H23V114H24ZM29 112H31V111H29ZM46 112V111H45ZM48 112V111H47ZM57 112H59L58 110H57ZM67 112V111H66ZM70 112L71 111H69V114H70ZM81 112V111H80ZM96 112V113H97ZM112 112V111H111ZM125 112V111H124ZM155 112V111H154ZM153 112V113H154ZM158 112V111H157ZM169 112H171V111H169ZM179 112V111H178ZM194 112H193V115H194ZM229 113L231 116L229 117V114H227V113ZM233 112V113H234ZM6 113V114H5ZM13 113V112H12ZM32 113H33V111H32ZM41 113V115H42V112H40ZM49 113H51V111H49ZM65 113V112H64ZM68 113V112H67ZM104 113L106 114L107 113V115L108 116H105V115H102V116H105L106 118L108 117V118H110L109 116V114H112V113H108L107 111L105 112L104 111ZM118 113H120V112H117V114ZM123 113V111L121 112V114ZM126 113V112H125ZM135 113V112H134ZM153 113H152V115H153ZM160 113V112H159ZM163 113H164V111H163ZM184 113H186V112H184ZM183 113V111H182V113L181 114H184ZM188 113V114H189ZM224 113V114H223ZM225 113L228 115L227 117L225 116ZM236 113V112H235ZM22 114V113H21ZM36 114V113H35ZM48 114V113H47ZM46 114V115H47ZM53 114H54V112H53ZM55 114H56V112H55ZM59 114V113H58ZM60 114H62V112L60 113ZM74 114V113H73ZM75 114H76V112H75ZM77 114H78V112H77ZM76 114V115H77ZM82 114V113H81ZM93 114H94V112H93ZM115 114V113H114ZM124 114V113H123ZM148 114V117H149V113H147ZM146 114V115H147ZM166 114V113H165ZM164 114V115H165ZM179 114V113H178ZM240 114V115H239ZM252 114V115H251ZM8 115H11V113H9ZM24 115H26V114H24ZM23 115V116H24ZM31 115V114H30ZM38 115H40V114H38ZM49 115V114H48ZM52 115V114H51ZM67 115V114H66ZM79 115V114H78ZM113 115V114H112ZM111 115V116H112ZM126 115H131L130 113L128 114H126ZM144 115V114H143ZM142 114L141 115H139L140 117H142L143 116ZM154 115H156V112L154 113ZM180 115V114H179ZM185 115V114H184ZM249 115V114H248ZM16 116H17V118H15V116L13 115V117L16 119V120H18V123L20 122H23V119H22V121H19V119H20V117H23V116H19V115H17V113H16ZM19 116V117H18ZM28 116H29V114H28ZM33 116V118H34V116L35 115H32ZM44 116V115H43ZM53 116V115H52ZM52 116H50V118L52 117ZM56 116V115H55ZM58 116V115H57ZM61 116V115H60ZM64 116V115H63ZM72 116V115H71ZM138 115H136L135 117H137ZM138 116V117H139ZM151 116V115H150ZM169 116V115H168ZM172 116H175V115H172ZM241 116V117H240ZM258 116H260V117H264V113H261V115H258ZM258 116H255L256 118L258 117ZM2 117V116H1ZM0 117V118H1ZM4 117V116H3ZM2 117V118H3ZM8 117H10L11 118V116H7V118ZM25 117V116H24ZM30 118V120L32 119L31 118V116H29ZM104 117V118H105ZM112 117H115V115L114 116H112ZM119 117H121V116H119ZM122 117H123V115H122ZM121 117V118H122ZM130 117H132V116H130ZM130 117H128V119L130 118ZM152 117V116H151ZM151 117H149V118H151ZM165 117V116H164ZM170 117V116H169ZM254 117V116H253ZM6 118V119H7ZM14 118H12L13 120H15ZM38 118V117H37ZM104 118L102 119V120H104ZM124 118V117H123ZM126 118H127V116H126ZM143 118V117H142ZM166 118V121H167V117H165ZM188 118V117H187ZM20 119V120H21ZM45 119V118H44ZM48 119V118H47ZM68 119H70V118H68ZM117 119H119L118 118V115H117ZM148 119V118H147ZM4 120V118L1 120V122ZM15 120V121H16ZM26 120H28V119H26ZM26 120H25V123H26ZM33 120V119H32ZM36 121H37V119H35ZM49 120V119H48ZM55 120V119H54ZM57 120V119H56ZM107 120V119H106ZM109 120V119H108ZM108 120H107V122H108ZM111 120V119H110ZM124 120V119H123ZM126 120V119H125ZM141 120V119H140ZM144 120H146V119H144ZM150 120V119H149ZM192 120V121H191ZM202 120V121H201ZM250 120H252V118H250ZM261 120V119H260ZM262 120L264 121V119L262 118ZM262 120H261V122H262ZM5 121V120H4ZM3 121V122H4ZM6 121H9V119H7ZM5 121V122H6ZM41 121V120H40ZM43 121V120H42ZM51 121V120H50ZM112 121H113V119H112ZM112 121H110V122H112ZM148 121V120H147ZM153 121V119H151V122ZM159 121H161V119L159 120ZM188 121V120H187ZM186 121V122H187ZM3 122H2V124H3ZM4 122V123H5ZM32 122H35L34 120L32 121ZM49 121H47V123H48ZM107 122H106V124H107ZM141 122V121H140ZM140 122H138V123H140ZM150 122V121H149ZM256 122H258V121H256ZM260 122V121H259ZM7 123L8 122H6V124H4V127H5V125L6 126H8L7 125ZM11 122H9L8 124H10ZM17 123V124H18ZM19 123V124H20ZM28 123H29V121H28ZM36 123V122H35ZM45 123H46V120H45ZM44 123V124H45ZM47 123H46V125H47ZM52 123H54V122H52ZM64 123H66V121L64 122ZM63 123V121H60V126H58V129H60L61 130V128L63 127V129H65V126L66 125H68V124H64ZM70 123V122H69ZM74 123H75V121H74ZM136 123V122H135ZM137 123V124H138ZM162 123V125H166L167 123H165V124H163ZM183 123V122H182ZM193 123V124H194ZM204 123V124H203ZM15 122L13 123H11V125H13V127H11V125H10V128H8V130L10 129H12L13 128V131L15 132V129H17L18 128V126L20 127L23 123H21V125H17ZM30 124V123H29ZM36 124H38V123H36ZM44 124H41V125H44ZM50 124V123H49ZM56 124L57 123H55L54 124V126H56ZM59 124V123H58ZM62 124V125H61ZM71 124H73V123H71ZM70 124V125H71ZM77 124V123H76ZM109 124V123H108ZM107 124V125H108ZM136 124V125H137ZM150 124V123H149ZM152 124V123H151ZM186 124V123H185ZM246 124H248V125H246ZM249 124H250V127H251V124H252V126H254L255 125V127H251V128H258L256 131L254 130V129H251V128H249ZM51 125V124H50ZM53 125V124H52ZM110 125V124H109ZM136 125H134V126H136ZM14 126H17V128L15 127V129H14ZM30 126V125H29ZM28 126V127H29ZM34 126V125H33ZM36 126V125H35ZM71 126H73V125H71ZM76 126V125H75ZM106 126V125H105ZM152 126V125H151ZM0 127H3L2 125L0 126ZM3 127V128H4ZM9 127V126H8ZM23 127H25V124L23 125ZM28 127H26V128H28ZM48 127V126H47ZM79 127V126H78ZM77 126L75 127V128H78ZM132 128H133V125L131 126ZM153 127V126H152ZM190 127V128H189ZM193 127V128H192ZM6 128V127H5ZM22 128V127H21ZM20 128V129H21ZM57 128V127H56ZM69 128H70V126H69ZM105 128L106 127H104L103 128V130H105ZM191 128H192V133H189V132H191L190 130H191ZM19 129V128H18ZM32 129V128H31ZM46 129V128H45ZM52 129V128H51ZM55 129V128H54ZM53 129V130H54ZM106 129H109V127L108 128H106ZM193 129H194V131H193ZM259 129H260V131H259ZM3 129H1V131H2ZM6 130V129H5ZM7 130V131H8ZM23 130V129H22ZM25 131H26V129H24ZM47 130V129H46ZM73 130V129H72ZM75 130H78V129H75ZM103 130L101 131V133L102 134H104V132H103ZM128 130L130 131L131 129H129L128 128ZM127 129H126V131L124 130V134H128V133H125V132H127L128 131ZM147 130H149V131H147ZM219 130V131H218ZM12 131V132H13ZM31 131V130H30ZM35 131V130H34ZM65 130H61V132H64ZM67 131H68V129H67ZM66 131V132H67ZM92 131V130H91ZM128 131V132H129ZM131 131H133V130H131ZM143 131V132H144ZM175 131V130H174ZM261 133H259V132ZM4 133L6 132V131H3ZM24 132V131H23ZM46 132V131H45ZM49 132V131H48ZM52 132V131H51ZM94 132V131H93ZM142 132V133H143ZM149 132V133H148ZM155 132V133H154ZM162 132V133H161ZM169 132H170V134H169ZM189 133V134H191L190 136H189V134H188V136H185V135H187V133ZM195 134H194V133ZM259 133L261 136H258L257 137V135L255 136V134L254 133ZM1 134H2V132H0ZM8 133V132H7ZM21 133V132H20ZM26 133H28V132H25V134ZM30 133V132H29ZM35 133V132H34ZM69 133H71V132H69ZM106 133V132H105ZM123 133L121 134V136L123 135ZM198 133V134H197ZM257 133V134H258ZM1 134H0V137H3L4 138V136H3V134H2V136H1ZM12 134V133H11ZM14 134V133H13ZM59 134V133H58ZM75 134V133H74ZM74 134H73V136H74ZM93 134H96V135H93ZM98 134L99 133H92L91 135H93V136H95V137H91V139H97L98 137ZM102 134H99V136L100 135H102ZM185 134V135H184ZM192 134H194V135H196L197 134V136L196 137H199V134H201L200 135V138L202 139V140H204V137H206L205 135H207L208 134V137H206L205 138V141H203V143L204 142H206V144H205V146H209V147H207L208 148V151H212L214 148L215 149H217L216 150V155L214 156V157H221V159H223V160H225L224 162H222V164L220 165L219 164V167L217 168L216 166H218V164L216 165L215 163H214V165H216V166H213L212 165V167H210V169L209 170H207L206 171V177H208V179H206V177L204 178V177H202V175L200 176V175H198L197 176V178H196V181L195 182H193V183H195L192 187H191V185H189V183H190V179H189V177L188 176H186L185 174H188V173H186L185 171H187L188 172V170H184V169H187L188 167H189V165L191 164V163H193V162H196L197 160H198V158L196 157V156H198V154L200 153V154H202L201 152V150H204V151H206V147L205 148H201L200 146H199V142H200V138H196V139H192L191 137L192 136H194V135H192ZM5 135H7L6 133H5ZM15 135V134H14ZM26 135H28V134H26ZM50 135V134H49ZM71 135V134H70ZM78 135V134H77ZM80 135V134H79ZM78 135V136H79ZM89 135V134H88ZM114 135V134H113ZM130 135H132L131 133H130ZM178 135V136H177ZM185 136L184 138L182 137H180V136ZM204 137H203V136ZM21 136V135H20ZM29 136V135H28ZM65 136V135H64ZM119 136V135H118ZM117 136V137H118ZM7 137H8V139L10 140V138L12 137V136H8L7 135ZM6 137V138H7ZM10 137V138H9ZM15 136H13V138H14ZM17 137V136H16ZM15 137V138H16ZM22 137V136H21ZM26 137V136H25ZM76 137V136H75ZM79 137H81V136H79ZM84 137V136H83ZM83 137H81V138H83ZM89 137V136H88ZM109 137H111L110 135H109ZM132 137V136H131ZM136 137V138H135ZM186 137H188V138H191L192 139V141L191 142H189L187 139H185ZM246 137V145L247 146H249V145H251L252 143H250L249 145H248V141H250V142H252L253 141V139H252V141L251 140H248L247 141V139L249 138H247ZM6 138H4V139H2V140H5ZM53 138V137H52ZM66 138V137H65ZM78 138V137H77ZM76 138V140H78ZM99 138H101V137H99ZM103 138H105L104 136H103ZM121 138V137H120ZM208 138V139H207ZM7 139V142H3V143H10L12 140L13 141H15V140H17V139H12L11 138V140L9 141ZM24 139V138H23ZM22 139V140H23ZM70 139H71V137H70ZM73 139V138H72ZM86 139H87V136H86ZM109 139H112V138H109ZM207 139V140H206ZM250 139V138H249ZM256 139V140H255ZM1 140V139H0ZM62 140H64V139H62ZM66 140V142L68 143V139L66 138L65 139ZM68 140V141H67ZM90 140V139H89ZM95 140H93V141H91L92 143L94 142L95 143ZM102 140V139H101ZM101 140H97V142L99 141V145H101L100 144V142H101ZM106 140H108V139H106ZM113 140V139H112ZM115 140H116V138H115ZM122 140H123V138H122ZM121 140V141H122ZM124 140V141H125ZM193 140H195L194 142H193ZM199 140V141H198ZM202 140H201V142H202ZM9 141V142H8ZM72 141H74V139L72 140ZM80 141H82L81 139H80ZM79 141V142H80ZM84 141V140H83ZM110 141V140H109ZM114 141V140H113ZM113 141L111 142V144H109V146L110 145H112L113 144ZM120 141V140H119ZM124 141H122V144L124 143ZM196 141H197V143H196ZM254 141H253V143H254ZM257 141H260V140H257ZM257 141L255 142V143H257ZM1 142V141H0ZM16 142V141H15ZM10 143V144H12V146L14 147V144H15V146L17 147H20L19 146V144H20V142H18V140H17V144L16 143ZM65 142V141H64ZM104 142V141H103ZM219 142V143H218ZM248 142V143H247ZM261 142H262V140H261ZM261 142H259L260 144V147L262 146V145H264V142L261 144ZM51 143V142H50ZM63 143V142H62ZM109 142H107V144H108ZM116 143V142H115ZM239 143L241 144V143H243V145L241 144V145H239ZM255 143H254V145H255ZM5 144H3V146L5 147ZM10 144L8 145V147L10 146ZM64 144V143H63ZM69 144V143H68ZM68 144H66L65 143V147H68L69 145ZM82 144H84V143H81L79 146H81ZM90 145H91V143H89ZM97 144V145H98ZM118 144V142L115 144V145H117ZM204 144H202L201 143V145H202V147H203V145ZM208 144V145H207ZM7 145V144H6ZM68 145V146H67ZM88 145V144H87ZM104 145H106V143L104 144ZM118 145H121V144H118ZM214 145H217V147H218V145H219V149L218 148H216V146H214ZM245 145V149H246V146ZM251 146V148H250V150H249V148L247 149L248 151H254L255 149V151L254 152H256V153H258V150L260 149V147L259 146H257V148H258V150H257V148H256V146ZM256 145H258V143L256 144ZM0 146H1V144H0ZM3 146L1 147V148H3ZM12 146H10V148H8V149H10V150H13L14 148H12ZM77 146V145H76ZM107 146V145H106ZM105 146V147H106ZM124 146V145H123ZM123 146H120V148L122 149V148H125V146L123 147ZM214 146V147H213ZM240 146H242V147H240ZM15 147V148H16ZM50 147V146H49ZM53 147V146H52ZM55 147V146H54ZM63 147V146H62ZM92 147V146H91ZM101 147H102V145H101ZM100 147V148H101ZM105 147H104V149H105ZM116 147L117 146H111V147H108V150H109V148H111L110 150L112 151V150H115L116 149ZM250 147V146H249ZM252 147H254V149H252ZM6 148V147H5ZM85 148H87V146L85 147ZM112 148H115V149H112ZM119 147H118V149H120ZM125 148V149H126ZM221 148V149H220ZM4 149V148H3ZM25 149V150H26ZM47 149V148H46ZM45 149V150H46ZM61 149V151H62V154H64L65 152L64 151H66L67 152V150H65L64 148H60ZM64 149V150H63ZM67 149V148H66ZM75 149V148H74ZM99 149V148H98ZM107 149V148H106ZM125 149H122L123 150V153L126 151ZM245 149H243V151L245 150ZM5 150V149H4ZM17 150V149H16ZM15 150V151H16ZM70 150V149H69ZM78 150V153L76 152V154H79V152H80V150L81 149H77ZM91 150V149H90ZM89 150V151H90ZM93 150H94V144H93ZM101 150V149H100ZM109 150V151H110ZM125 150V151H124ZM260 150H262V151H264V146L260 149ZM259 150V151H260ZM6 151H7V148H6ZM32 151H33V149H32ZM82 151H83V149H82ZM86 151V150H85ZM106 151V150H105ZM108 151V152H109ZM110 151V152H111ZM219 151H220V156H219ZM262 151H260V152H262ZM10 152V151H9ZM16 152H18V151H16ZM31 152V151H30ZM36 152V151H35ZM41 152H42V149H41ZM97 152V151H96ZM103 152H104V150H103ZM109 152V153H110ZM116 152V151H115ZM118 152V151H117ZM120 152H122V151H120ZM126 152V153H127ZM207 152V151H206ZM218 152V153H217ZM252 152H248V153H252ZM12 153V152H11ZM15 153V152H14ZM14 153H12V154H14ZM37 153V152H36ZM35 153V154H36ZM67 153H69V154H67ZM65 155L67 156L68 155V159L70 158V156H72L73 154H75V151L74 152H67ZM223 153V154H222ZM246 153V152H245ZM11 154V155H12ZM17 154V153H16ZM30 154H32V155H34L33 153H30ZM75 154V155H76ZM88 154V153H87ZM91 154H93V153H91ZM104 154H105V152L104 153H100V155L99 156H101L102 155V157H104ZM112 156H114V154H116V153H114V152H112ZM120 153H118L117 155H119ZM254 154V153H253ZM261 154V153H260ZM263 154H264V152H263ZM70 155V156H69ZM74 155V156H75ZM80 155H81V153H80ZM82 155H83V153H82ZM82 155H81V157H82ZM85 156H86V153L84 154ZM108 155H110L111 156V153L110 154H108ZM117 155L116 156H114V158L113 159H117ZM130 155V154H129ZM132 155H134V156H132ZM205 155V152H204V154H203V156ZM210 155H211V152H210ZM223 155L225 156V158H223ZM228 155V156H227ZM24 156V155H23ZM28 156H29V154H28ZM28 156H25V157H28ZM61 156V155H60ZM73 156V157H74ZM76 156H78V157H80L79 155H76ZM84 156V158L85 159H83V161L85 160L86 161V157ZM97 156V155H96ZM201 156V155H200ZM235 156V157H234ZM248 156H252V155H248ZM262 155H260V157H261ZM264 156V155H263ZM262 156V157H263ZM20 157V156H19ZM61 157H63V155L61 156ZM65 157V156H64ZM63 157V158H64ZM77 157V159H79ZM91 158H92V156H90ZM205 157H207V156H205ZM210 158H212L213 157V155L212 156H209ZM213 157V158H214ZM256 157V156H255ZM60 158V157H59ZM62 158V160H64ZM74 158H76V157H74ZM91 158H88L87 159V162L89 163V160L91 159ZM94 158V157H93ZM96 158V157H95ZM123 158V159H122ZM202 158V157H201ZM244 158V159H245ZM264 158V157H263ZM14 159V158H13ZM29 159V158H28ZM46 159H49L47 162H49V164L47 163L46 165H50V166H47V168H44V166H43V162H44V160H46ZM65 159H67V158H65ZM81 159V158H80ZM79 159V160H80ZM148 159H151V164L150 163H146V162H149V160ZM203 159V158H202ZM248 159V158H247ZM249 159H251V157L249 158ZM257 159V158H256ZM24 159H22V161H23ZM61 160V161H62ZM136 160V161H135ZM164 160H165V158H164ZM252 160H254L253 158H252ZM11 161V160H10ZM21 161V162H22ZM41 161H43V162H41ZM66 161V160H65ZM76 162H77V160H75ZM82 161V160H81ZM93 161H95L96 162V159H94V160H90V162H93ZM105 161V160H104ZM123 161V163L121 164L120 162H122ZM163 161V160H162ZM216 160H214V162H215ZM220 161V160H219ZM222 161V160H221ZM245 161V160H244ZM257 161H259V160H257ZM263 161V160H262ZM19 162V161H18ZM72 162H74V161H72ZM76 162H75V169H77L76 168ZM87 162L85 163V164H87ZM94 162V163H95ZM103 162V161H102ZM135 162H138V163H135ZM212 162V161H211ZM216 162H218V161H216ZM246 162V161H245ZM69 163H70V160H69ZM120 165H119V164ZM129 163H130V161H129ZM197 163V162H196ZM202 163V162H201ZM204 163V162H203ZM219 163V162H218ZM252 163V162H251ZM251 163L249 164V165H251ZM257 163H259V162H257ZM66 164V163H65ZM96 164V163H95ZM95 164H93L94 166H96ZM137 164V165H136ZM141 164H143L144 165V167L142 168V167H140L139 168V165H141ZM145 164L147 165V164H150V165H148L147 166V168L145 167ZM213 164V163H212ZM255 165H256V163H254ZM264 163H262V165H263ZM8 165V166H7ZM10 165V166H9ZM46 165H45V167H46ZM68 165V164H67ZM83 165V166H82ZM88 165H90V164H87L86 166H88ZM103 165H104V163H103ZM115 165V164H114ZM119 167H118V166ZM142 165V166H143ZM248 165V164H247ZM246 165V166H247ZM253 165V164H252ZM259 165V164H258ZM26 166L28 167L27 169H26ZM62 166H63V164H62ZM94 166H92V167H94ZM130 166V167H129ZM138 166V167H137ZM153 166V167H152ZM198 166H199V164H198ZM203 166V165H202ZM208 166H210V165H208ZM208 166H206V167H208ZM246 166H245V168H246ZM257 166V165H256ZM256 166H252V168L254 167H256ZM50 167H51V169H52V167H54V170L52 169V171H51V169H50ZM66 167V166H65ZM69 167H70V165H69ZM73 167V168H74ZM90 167H91V165H90ZM89 166L88 167H86V168H90ZM91 167V168H92ZM97 167L100 169L101 167H99L98 165H97ZM103 167V166H102ZM106 167V168H107ZM156 167V166H155ZM203 167H205V166H203ZM205 167V168H206ZM240 167V168H239ZM248 167H250V166H248ZM260 167H261V165H260ZM42 168V169H41ZM72 168V167H71ZM83 168H85V166L83 167ZM95 168V167H94ZM97 168V169H98ZM126 168H128V169H130V170H123V169H126ZM139 168V169H138ZM157 168H159L158 166H157ZM164 168H166V169H164ZM184 168V169H183ZM196 168H197V166H196ZM196 168H194V169H196ZM244 167H242V169L241 170H243V172H241L240 174H239V176H238V179L240 178V179H242L240 176H244V174H242V173H244V172H246V171H244V169H243ZM252 168H250V169H252ZM17 169H19L18 171H17ZM24 169H26V170H24ZM41 169V170H40ZM62 169V168H61ZM65 169V168H64ZM99 169L96 171V168L94 169L96 172H98L99 171ZM105 169V168H104ZM104 169L102 168V169H100V171H99V173L101 172V170H102V174H103V172H104ZM175 169V170H174ZM189 169H190V167H189ZM199 169L201 170V169H203V168H201V167H199ZM230 169H233V170H230ZM250 169H246V170H248V173H251L250 175H254V177L253 178H256L257 177V175H255L254 173L252 174V172L254 171V169H253V171L251 172H249V170ZM22 170H24V171H22ZM49 170L51 171V172H49ZM107 170V169H106ZM105 170V172H104V174L107 172ZM113 170H114V172H113ZM125 171H128L127 173L125 172V174H124V172ZM139 170L141 171V172H139ZM229 170L230 171H233V172H235V173H237V175H235V177H233V176H230V175H234L235 173H231V172H229ZM235 170V171H234ZM48 171V172H47ZM82 171V172H81ZM85 171H86V169H85ZM90 171H92V169H90ZM117 171V172H116ZM182 171H184V172H182ZM192 171V170H191ZM205 171V170H204ZM262 171V170H261ZM16 172V173H15ZM37 172V173H38ZM93 172V171H92ZM96 172H94L93 174H95ZM111 172H113V173H111ZM123 172V173H122ZM173 172H176L175 173V176H174V173ZM195 172V171H194ZM198 172V171H197ZM4 173V174H3ZM29 173V174H28ZM33 173V174H32ZM36 173V174H37ZM89 174H87V171H86V173L85 174H87V175H85V176H87V178L89 179L90 177H88V175L90 176V173L91 172H88ZM111 173V174H110ZM129 173V174H128ZM157 173V174H156ZM160 173V174H159ZM182 173L185 175H182ZM199 173V172H198ZM201 173V172H200ZM231 173V174H230ZM1 174H3V175H1ZM13 173H12V175H14ZM36 174H34L35 175V177H36ZM42 174V173H41ZM47 174L45 175L46 176V178H47ZM166 174V173H165ZM202 174H204V172L202 173ZM204 174V175H205ZM38 175H40V173L38 174ZM72 175H74V177H72ZM75 175H76V177H75ZM77 175H78V177H77ZM92 175V174H91ZM95 175H97V174H95ZM95 175H93V178L95 177ZM117 176H118V174H116ZM141 175V176H142ZM155 175H156V177H155ZM169 175V174H168ZM249 175V174H248ZM22 176V175H21ZM22 176V177H23ZM55 176V177H56ZM68 176H71L72 178H74L73 179V181L74 180H77L78 178V180L79 181H81L82 183L81 184H78V185H81V187L79 186V188H77V183H76V185L75 186H73V182H72V178L70 177V179H69V181H71V184H70V182H68L70 185H72L71 187L73 188V189H76V191L74 190H71V194L69 193V196L70 195H72L73 197H70V199H68V191L67 192H65V190H66V187H65V183L68 181L67 179L69 178ZM79 176H82V177H79ZM99 175H97L96 177H98ZM151 176V177H152ZM165 176V175H164ZM167 176V175H166ZM190 176V175H189ZM256 176V177H255ZM260 176H261V178H263L262 176L263 175H261V173H260ZM21 177V178H22ZM33 177V176H32ZM32 177H30V178H32ZM41 177V176H40ZM39 176H38V178L37 179H39L40 178ZM43 177H44V175H43ZM54 177V178H55ZM68 177V178H67ZM100 177V176H99ZM121 177V176H120ZM120 177H118V178H120ZM125 177V176H124ZM151 177H149V178H151ZM193 177V176H192ZM202 177V178H201ZM231 177H233V178H231ZM3 178V179H2ZM45 178V177H44ZM44 178H43V181H45L46 182V184H44L43 183V181L41 182V181H39V182H36V183H38L37 185L38 186H40V187H36L35 186V184L33 185V187H35L36 189H39V190H41L42 191V189H46V187L48 186V184H50L51 182L49 181L50 179L48 178V181H49V183L47 182V179L46 180H44ZM76 178V179H75ZM141 178V177H140ZM147 178V177H146ZM148 178V179H149ZM174 179V181H173V179ZM190 178H191V176H190ZM260 177H259V179H261ZM98 179H100V178H98ZM102 179V180H103ZM136 179V178H135ZM136 179V181H138ZM247 179H242L243 181H241L242 183L244 182V180L246 181ZM258 179V180H259ZM31 180H34V179H31ZM36 180V179H35ZM42 180V179H41ZM77 180V181H78ZM86 180V179H85ZM85 180H83V181H85ZM101 180V181H102ZM124 180V179H123ZM122 180V181H123ZM125 180H127L126 178H125ZM141 180V179H140ZM158 180V179H157ZM195 179L193 178V181H194ZM253 180V179H252ZM255 180H257V179H255ZM262 181H263V179H261ZM260 180V181H261ZM38 181V180H37ZM54 181H55V183H54ZM89 181H92V180H90L89 179ZM115 181V180H114ZM235 181V180H234ZM234 181H232V183H234ZM254 181V180H253ZM252 181V182H253ZM261 181V182H262ZM0 182V183H1ZM8 182V181H7ZM6 182V183H7ZM31 183H32V181H30ZM35 182V181H34ZM33 182V183H34ZM86 182H88L87 180H86ZM94 182V181H93ZM95 182H97V180L95 181ZM98 182H100V181H98ZM116 182H118V181H116ZM158 182V183H157ZM162 182V181H161ZM172 182V185H173V189H172V187L170 186V189H172V190H168V191H170V192H168L167 190V192L164 190V189H169L168 188V185L170 184ZM236 182H238V181H236ZM235 182V183H236ZM259 182V181H258ZM264 182V181H263ZM11 183V184H12ZM32 183V184H33ZM39 183L41 184V185H39ZM43 183V184H42ZM68 183H66V184H68ZM85 183V182H84ZM102 183V182H101ZM120 183V182H119ZM122 183V182H121ZM166 183H168L167 185H166ZM246 183V182H245ZM245 183H243V184H245ZM86 185H87V183H85ZM110 184H112V186H113V182L112 183H110ZM128 184H129V186H128ZM159 184V185H160ZM230 184V183H229ZM263 184V183H262ZM2 186H3V184H1ZM6 185H8V188H9V191H11V188L10 187H12V188H14V186L12 185H9V184H5V187H6ZM43 185V186H42ZM44 185H46V186H44ZM86 185H84V187H86ZM91 185V184H90ZM102 185V184H101ZM105 185V184H104ZM159 185H157V186H159ZM171 185V184H170ZM251 185V184H250ZM2 186H0V192H2L4 189L3 188H1ZM93 186V185H92ZM92 186H90V187H92ZM94 186H97V185H94ZM149 186H151V185H149ZM174 186H175V188H176V190H175V188H174ZM232 186H234V185H232ZM263 187H264V184L262 185ZM32 187V188H33ZM44 187V188H43ZM68 187V186H67ZM76 187V188H75ZM119 187H120V184H119ZM160 187V186H159ZM241 187H242V189H241ZM20 188H21V186H20ZM25 188V189H24ZM34 188V189H35ZM42 188V189H41ZM65 190H64V189ZM71 188V189H72ZM94 188V187H93ZM113 188H114V186H113ZM3 189V190H2ZM17 189H18V185H17ZM16 189V190H17ZM44 189V190H45ZM67 189H70V186L67 188ZM88 189V188H87ZM97 189V188H96ZM14 190V189H13ZM21 189H19V191H20ZM32 190V191H31ZM91 190V189H90ZM94 190H95V188H94ZM110 190H113V193H110V195H107V191H109L110 192ZM174 190V191H173ZM181 192H180V191ZM6 191H8L7 190V188H6ZM8 191V192H9ZM28 191V192H29ZM61 191H62V195H63V193L65 192V193H67L66 194V197L64 198L65 200H63L64 202L62 203V202H60V199H62V198H60V196L59 195H61V194H59V193H61ZM73 191V192H72ZM80 191H82L81 189H80ZM86 191V190H85ZM89 191V190H88ZM87 191V192H88ZM173 191V192H172ZM175 191H178V194H176L175 193ZM4 192V191H3ZM2 192V193H3ZM14 192H15V190H14ZM18 192V191H17ZM21 192V191H20ZM36 193H38V191L36 190L35 191ZM76 192V193H75ZM83 192V194H84V191H82ZM81 192V193H82ZM92 192V191H91ZM107 192V193H106ZM121 192V191H120ZM172 192V194L173 193H175V199L173 200V198H172V194H169V193H171ZM12 193V192H11ZM19 193V192H18ZM22 193H19V194H21V196H22ZM64 193V194H65ZM86 193V192H85ZM100 193L103 195H101L102 197H104L103 199H102V197H99L98 198V194L100 195ZM6 194H7V192H6ZM18 194V195H19ZM59 194V195H58ZM83 194H81V197L79 198L80 199V201L79 202H81V205H84V203H83V200H82V196H83ZM109 194V193H108ZM0 195H1V193H0ZM13 195H14V193H13ZM85 195V194H84ZM90 195V194H89ZM16 196V195H15ZM18 197V196H17ZM20 197V196H19ZM18 197V198H19ZM54 199H53V198ZM77 197V196H76ZM158 197H164V198H166V199H169L170 201H173V205H175V207H166L164 210H165V212H162V211H160L159 209H158V207H159V205L160 204H163V203H161L160 201H158L156 198H158ZM7 198V197H6ZM5 198V199H6ZM88 198H86V196H85V198L84 199H88ZM97 198V199H96ZM0 199H1V196H0ZM51 199H53V202H52V204L53 205H49L50 204V202H51ZM92 199V198H91ZM121 200V204H116V201L117 200ZM2 200H3V196H2ZM1 200V201H2ZM16 200H18V201H16ZM8 201V200H7ZM20 201H22V200H20ZM62 201V200H61ZM74 203H73V202ZM60 202V206H61V208H62V210L60 211H56V207H58V206H56V205H58V203ZM3 203H4V200H3ZM220 204L221 203V205H220V207H216V204ZM5 204V203H4ZM8 204V205H9ZM74 204H76L78 207H74L75 205ZM213 204H215V207H214V205ZM218 204V205H219ZM0 205H1V203H0ZM3 205V204H2ZM7 205V204H6ZM239 205H242L241 207L239 206ZM52 206H54L53 208H54V210H53V208H52ZM119 206V207H118ZM213 206V207H212ZM3 207V206H2ZM5 207V206H4ZM9 207V206H8ZM17 207H22V209L24 210V212L26 211L25 210V208H28V211H26L25 212V214L26 213H28V215L30 214V211L32 212L31 214L32 215H30L29 217H30V219L26 222V221H23V220H26V219H24L26 216H24V212H23V210H21V212H20V210H19V208H17ZM24 207V208H23ZM48 207H51V208H48ZM91 207H92V209H91ZM121 207H123L124 208V210H127L128 212L126 213H124V211L123 212H121V210L120 209H118V208H121ZM211 207V208H210ZM45 208V209H44ZM60 208V207H59ZM58 208V209H59ZM125 208H127V209H125ZM52 209V210H51ZM84 209H87V208H84ZM4 210V209H3ZM17 210H18V212H17ZM45 210H46V212H49V211H51L52 213H53V211H54V214L52 215V213L51 212H49L52 216H54L52 219H51V216L49 217V216H47L50 220H53L52 222L45 216L44 218H43V220H46V222H45V224H47V220H49L48 221V224H49V222H51V224H49V225H43L44 223H41L40 224V221L41 222H43L42 221V215L45 213ZM92 210V211H91ZM4 211H7L6 209L4 210ZM16 213H15V212ZM85 212V213H83V212ZM215 211V210H214ZM213 211V212H214ZM82 213H83V215H82ZM90 213V214H89ZM164 213H167V216L168 215H170V216H172V215H174V216H177L178 217V219H183L182 221L180 220V222H181V224L182 223H184L183 221H185L184 219H191V220H187L186 221V224H185V227L183 226V225H181V226H183L184 227V229H182V230H186L185 228L187 227L191 232H186V231H184V233H183V231H181L180 230V228H178V224L177 225H175V227L173 226H169V224L171 223V224H173V222H171V220L172 221H174V223L176 222V221H179V220H176L177 219V217H176V219H175V217L173 216V217H171V218H173V219H171L170 218V216H168L169 218L168 219H170V221H167L165 218H167V216H165L166 214H164ZM208 213H207V215H208ZM218 213H219V215L221 216V213L218 211L216 214L218 215ZM203 214V215H204ZM226 214H224V215H226ZM202 215V216H203ZM85 216V217H84ZM201 216V217H202ZM209 216V215H208ZM207 216V217H208ZM1 217H2V215H1ZM14 217H18L16 220H15V218ZM13 218H14V220H13ZM47 218V219H46ZM197 218H199L200 219V217H197ZM20 219H23L21 222H20ZM41 219V220H40ZM100 220V222H99V220ZM145 219V220H144ZM148 219V220H147ZM149 219L151 220L150 222H149ZM203 219H207V218H204V216H203ZM202 219V221H204ZM97 220V221H96ZM147 220V221H146ZM176 220V221H175ZM260 220H262V222H259ZM200 221H201V219H200ZM225 221V220H224ZM232 221V220H231ZM25 222L26 223H28V224H25ZM146 223V225H147V222H149L150 224L153 222L154 224H151L150 226H149V224H148V228H145V227H143V226H141L142 225V223ZM180 222H176V223H179V225H180ZM234 222V221H233ZM21 223V224H20ZM192 223V222H191ZM226 223V222H225ZM26 225V227L24 226V225ZM170 224V225H171ZM205 224V223H204ZM259 224H260V226H259ZM262 224V225H261ZM23 225V226H22ZM187 225H189V226H191L190 225V223L189 224H187ZM194 224H192V226H193ZM196 226H198V225H201L200 223L199 224H195ZM180 226V227H181ZM196 226H194V227H196ZM202 226V227H201ZM201 226H199V228H201L202 230H200V233L202 234V235H206L207 234V236H208V233L206 232V230H207V228H206V226H204L205 227V229H203L204 227H203V225H201ZM237 226V225H236ZM259 226V227H258ZM261 226H262V229H260L261 228ZM29 227V228H28ZM171 227V228H170ZM177 227V228H176ZM182 227V228H183ZM22 228H24L25 230H28L29 229V231H26L25 232V230L24 229H22ZM26 228H28V229H26ZM177 229L176 231H178V230H180L183 234H181L180 233V231H178L177 233H175L176 231H175V229ZM197 228V227H196ZM194 228L196 231H197V233L199 232L198 230H199V228ZM236 228V227H235ZM238 228V227H237ZM172 229V230H171ZM187 229V230H188ZM193 229V230H194ZM210 229V228H209ZM240 229H241V226L239 227V230H238V232H240V234L241 233H243L244 231L243 230H241L240 231ZM247 229V228H246ZM170 231L171 230V233L173 232V235L170 233V232H167V233H169V235L166 237L165 236V233L163 232V231ZM194 230V232H196ZM205 230V231H204ZM263 230V231H262ZM204 232V234H203V232ZM163 232V233H162ZM205 232H206V234H205ZM259 232H260V234H262V236H260V234H259ZM68 233V234H67ZM176 235H175V234ZM179 233V234H178ZM200 233H199V235H200ZM245 233V232H244ZM243 233V234H244ZM67 234V235H66ZM171 234V235H170ZM193 234V233H192ZM191 234V235H192ZM78 235V236H77ZM185 235V239H184V236ZM201 235V236H202ZM247 235H245V238L247 237ZM72 236V235H71ZM77 236V237H76ZM119 236V237H118ZM125 236V237H124ZM135 236H137V237H135ZM170 236V237H169ZM241 236H244V235H241ZM96 237V236H95ZM127 237V238H128ZM172 237V238H171ZM194 237V236H193ZM197 237V236H196ZM203 237V236H202ZM240 237V236H239ZM250 237H247V238H250ZM70 238V237H69ZM108 238V239H109ZM170 238H171V240H170ZM203 238H205V237H203ZM210 238V237H209ZM241 239H242V237H240ZM72 239H73V237H72ZM78 239V238H77ZM104 239V240H105ZM116 239V238H115ZM124 239H123V241H124ZM129 239V238H128ZM132 239V238H131ZM184 239V240H183ZM197 239V238H196ZM196 239H195V241H196ZM207 239H208V237H207ZM211 239H213L212 237H211ZM89 240V239H88ZM146 240H148V241H146ZM216 240H218V239H216ZM223 240V239H222ZM68 241L70 242V240L68 239ZM105 241H107V240H105ZM119 241V240H118ZM117 241V242H118ZM121 241H122V239H121ZM128 241V240H127ZM127 241H125V242H127ZM153 241V242H152ZM155 241V242H154ZM200 241V240H199ZM198 241V242H199ZM208 241H210V239L208 240ZM213 241V240H212ZM212 241H211V244H209V245H207V246H205L206 247V249H209V250H211L210 252H214V253H219V255L221 254V252H222V254L221 255H223L225 252H226V254H229V252H227L228 251V249L229 248H225L226 246H223V244L224 243H226V242H224V240L222 241V243H221V245L223 246V247H220L221 245H219V246H214V245H212V244H215L216 242L214 241L213 243H212ZM219 241H220V239H219ZM218 241V242H219ZM249 241V240H248ZM254 241H252V242H254ZM78 242V243H77ZM81 242V243H80ZM93 242V244H94V241H92L91 240V242H90V244H86V245H89L88 247H87V251H88V248L90 247V245H91V243ZM98 242V241H97ZM117 242H116V246L118 245L117 244ZM120 242V241H119ZM147 242H149V243H156V244H153L152 245V243H151V245L152 246H150V245H148L147 244ZM203 242H205V241H203ZM217 242V244H215V245H218L219 243ZM251 242V243H252ZM77 243V244H76ZM79 243H80V245H82L83 244V246H81V247H76V245H78V246H80L79 245ZM104 243V242H103ZM110 243H111V241H110ZM109 243V245H111ZM122 243V242H121ZM121 243H119V245H118V247H121L120 246V244ZM128 243H130V241H128ZM137 243V242H136ZM143 243H146V245H144ZM172 243H174V244H172ZM249 243V242H248ZM258 243V242H257ZM67 246H71L70 248L69 247H67ZM76 244V245H75ZM100 244V243H99ZM98 244V245H99ZM102 244V243H101ZM101 244H100V246H101ZM107 244V243H106ZM112 244H115V242H113ZM125 244V243H124ZM123 244V245H124ZM127 244V243H126ZM188 244V246H186ZM191 244H190V246H191ZM208 244V243H207ZM227 244H228V242H227ZM227 244H224V245H227ZM234 244V243H233ZM253 244V243H252ZM255 244V243H254ZM259 244V243H258ZM94 245H96V244H94ZM93 245V246H94ZM108 245V244H107ZM106 245V247L107 248H109V246H107ZM127 245H129V244H127ZM136 245V244H135ZM210 245H212V246H210ZM235 245V244H234ZM247 245V244H246ZM75 246V247H74ZM93 246L91 247V249L93 248ZM104 246H105V244H104ZM174 246V247H173ZM189 246V247H190ZM214 246V247H213ZM238 246H239V244H238ZM254 246V245H253ZM260 246V248H261V245H258V247ZM72 247L74 248L73 250H72ZM97 247V246H96ZM106 247H103L102 246V248H105L106 249ZM115 247V246H114ZM117 247V248H118ZM127 247V246H126ZM137 247V246H136ZM179 247V248H180ZM230 247H231V245H230ZM234 247V246H233ZM243 247H245V248H247L245 245L243 246ZM242 247V248H243ZM264 247V246H263ZM262 247V248H263ZM65 248L66 249H69V254L68 253H66V251H65ZM94 248H95V246H94ZM98 248V247H97ZM100 249H101V247H99ZM128 248L130 249V248H132L131 247V245H129L128 246ZM127 248V249H128ZM173 248V249H172ZM176 248V249H175ZM178 249L180 252H182V249ZM239 248H240V246H239ZM244 248V249H245ZM248 248L249 249H247V250H249V251H251L253 248H251V250H250V247L248 246ZM259 248V249H260ZM90 249V248H89ZM96 249V248H95ZM114 249V248H113ZM123 249L124 250H126L125 249V247H123ZM122 249V250H123ZM175 249V250H174ZM235 250H237L236 249V247L234 248ZM244 249H240V250H244ZM256 249H257V244H256ZM256 249L254 250H252V252H253V255H254V253H256V255H257V257L258 258H262V256H260L261 254H263L262 252H264V249H262L261 251V253L259 254V249H257V250H259L258 252L256 251ZM84 250V249H83ZM82 250V251H83ZM111 250H112V248H111ZM119 250H120V248H119ZM121 250V251H122ZM208 250V251H209ZM231 251H232V249H230ZM229 250V251H230ZM65 251V252H64ZM79 251V252H78ZM106 251H110V249L109 250H105V252ZM127 251V250H126ZM126 251H123V253L124 252H126ZM129 251V253H131L130 252V250H128ZM141 251V256L143 255V252ZM168 251V252H167ZM234 251V250H233ZM230 252V253H235L236 251H234V252ZM237 251H239V249L237 250ZM67 252H68V250H67ZM84 252V251H83ZM86 252V251H85ZM134 252V251H133ZM157 253V254H154V253ZM178 252V251H177ZM224 252V253H223ZM241 251H239V252H236L235 254H229L230 256H234L235 257V255L237 256V257H239V256H241V259H242V257H244V254H242V252L240 253ZM244 252H246V251H244ZM243 252V253H244ZM66 255H65V254ZM115 253V252H114ZM153 253V254H152ZM160 255H159V254ZM175 253V252H174ZM239 255H238V254ZM248 253H251V252H247V254ZM259 255H258V254ZM117 254V253H116ZM145 254V253H144ZM166 254L164 255V256H166ZM242 254V255H241ZM246 254V253H245ZM78 255L76 254V256H73L72 254L70 255V256H73V259L74 258H77L78 257ZM127 255V254H126ZM153 255V256H152ZM156 255V257H154ZM157 255H159L160 257H158ZM252 255V254H251ZM252 255V256H253ZM70 256H68V258L70 257ZM117 256V255H116ZM128 256H131L130 254L129 255H127V259H128ZM140 256V257H141ZM144 257L146 256V255H143ZM248 256V255H247ZM119 257H120V255H119ZM137 257V256H136ZM147 257H149V256H147ZM146 257V258H147ZM246 257V256H245ZM245 257L243 258V259H245ZM256 257V256H255ZM67 258V259H68ZM118 258V257H117ZM126 258V257H125ZM130 258V257H129ZM131 258H133L134 259V257L132 256ZM131 258H130V260H131ZM162 258H160V259H162ZM264 258V257H263ZM67 259H66V261H67ZM72 259V260H73ZM79 259H80V256H79ZM119 259H124V258H119ZM132 259V260H133ZM148 259V258H147ZM147 259H144V260H147ZM150 259V258H149ZM249 259V258H248ZM254 259V258H253ZM257 259V258H256ZM256 259H254V260H256ZM69 260H71L70 258H69ZM76 260V259H75ZM74 260V261H75ZM130 260H128V261H130ZM139 259H137V261H138ZM260 260V259H259ZM74 261H72V262H74ZM77 261H79V260H77ZM120 261V260H119ZM119 261H116L117 263L119 262ZM122 261V260H121ZM120 261V262H121ZM142 261V260H141ZM155 261H158V260H155ZM155 261L154 262H152V260H150V262L149 261H146V263L147 262H149L150 264L152 263V264H154L155 263ZM246 261V260H245ZM248 261V260H247ZM69 262V261H68ZM68 262H65V264H67ZM76 262V261H75ZM115 262V263H116ZM125 262H127L126 260H125ZM124 262V263H125ZM131 262V261H130ZM133 262V261H132ZM134 262H135V260H134ZM139 262V261H138ZM250 262V261H249ZM249 262H246V263H249ZM252 263H253V261H251ZM262 262H263V259H262ZM70 263V262H69ZM121 263H123V262H121ZM137 263V262H136ZM149 263H147V264H149ZM157 263V262H156ZM254 263H255V261H254ZM256 263H258V262H256ZM72 264V263H71ZM74 264V263H73ZM76 264V263H75ZM119 264V263H118ZM141 264V263H140ZM143 264H144V261H143ZM224 264H226V262L224 263ZM251 264V263H250ZM259 264H260V261H259Z\"/></svg>",
	"mask_w": 264,
	"mask_h": 264
},
{
	"label": "rangeland",
	"instance_id": "rangeland-1",
	"mask_svg": "<svg viewBox=\"0 0 264 264\" xmlns=\"http://www.w3.org/2000/svg\"><path fill=\"white\" fill-rule=\"evenodd\" d=\"M8 1H9V0H0V5H2L3 3H4L3 5H7ZM83 1H84V0H83ZM129 1H131V0H129ZM163 1H164V0H163ZM163 1H162V2H163ZM213 1H214V0H212V2H213ZM218 1H220V0H218ZM222 1H223V0H221L220 3H221V5L223 4L222 7H221V9H222V12H223L224 14L221 12V9H220V6H221V5H218L219 3L216 4V0L214 1L215 4H216V6L218 5V8H219V9H218L219 12L217 11L218 14L221 12L220 14H221V15L223 14L222 16H224V17L222 18V16H220V14H219V16L221 17V19H223V20L226 19V21H227V16H228V20H229L228 22H229L230 24L232 23V26L235 27V28H239V27H236L237 23H238V25H240L241 23L244 24V25H245V30L248 29L247 31H249V29L251 28V31H250V32H252L251 34L253 35V34L255 33L254 35H255V36L257 35L256 37L259 36L258 38H259V39L262 38L261 40L264 41V34H262V32H264V30L262 29V27L264 28V26H263L264 24H261V23L264 22V21H262V20H263L262 17H264V0H228V1L224 0L223 2H222ZM229 1H230L231 3H229ZM77 2H79V1L77 0ZM127 2H128V1H127ZM214 2H213L212 4H213V6H214L213 8H214V10H215V4H214ZM225 2H228V3H227L228 5L225 4ZM80 3H82V2H80ZM84 3H85V2H84ZM128 3H129V2H128ZM130 3H131V5H133V2H132V1H131ZM231 4H232V5H231ZM3 5H2V6H3ZM129 5H130V4H129ZM129 5L127 4L126 6H129ZM134 5H135L136 7L133 6V8L131 9V6H129V7H127V10H125V11H127V13H128V12H129L128 9H129V10L131 9V11H134V13H136V14H134V13L132 12V13L134 14L133 16L136 17V18L132 17V15H131L132 13H131V14L128 13V14H130V17L128 16V17H129V18H128L129 20H128L127 18H125V19H127L128 21H130V22H128V21H127V22L129 23V26H131V27H128V24H127V26H126V25H125V24H126V21H125V22H124L125 24L123 23V25L119 26V29L122 27V28L120 29L121 31L118 30L120 34H119L117 31H116L117 33H116V32H113V33H114V34L112 33L113 36H110V38H109V36H108L107 39H106V37H104L105 39H102V40H101V39H100V40L98 39L99 42L97 41V39H93V40L91 39L92 41H97L98 44H96V42H95L94 44H92L93 42H92V41L90 40V38H89L88 41L85 40V44H84L83 41H82L83 43H81V41H79V43L77 42V45H78V46H76L75 43H74L76 39H74L73 42H71V43H74V44H72V46H74L75 49H74V47L71 48V47H72L71 45H70L71 47L69 46V44H71V43L64 44V45H61V44L59 45V46H69V49H73L75 53L77 52L76 50H78V49H80V51L82 50V52L80 53V55H79V52H80V51L77 52L79 56L70 57V55H72L73 53L71 52V50L68 49L69 52L72 53V54H69V53H68V54H69V59H71V60H75V61H76V59H78V57L84 58L83 56L85 55L86 61H87V62H88V61L90 62V63H88V65H87L88 67L90 66L89 69H93V68H94V70H91V72H90V70H89V69L87 68V66L85 65V66H86L85 69L87 70V71H86V74H83V73H85V72H83L84 69L81 68V66H80V67H77V69H78V70L83 69L82 72H81V70H80V72H79L76 68H73L72 71H71V75H72L71 77H69V76H70V72H69L70 70H68V71L66 72L65 76H64V74H63V73H65V72H63V71L60 72V71H59L61 74H63V76H64V78H66V80L63 79V78L61 77V76H62L61 74H60V75H61L60 77H61L63 80H62V79H59V76H56L57 74L55 75V77L53 76L55 79L58 78L59 81H60V80L63 81L62 84H64V82L67 81L68 83L65 82L64 85H71V86L74 85L73 87H76V86L78 87V84H79L80 82L84 81V82H82V85H84V86L86 85L85 87L83 86V87H84V91H85V90H86V91H85V93L83 92V90H82V92H80V93L84 94L83 96H82V94L80 95V93H79V94L75 93V92H77V91H76V88H70V89H74L75 91L73 90V91H74V92H73V91L71 90V91L69 92V91H68V90H69V89H68L69 87L66 86L67 88H66V87L63 88V85L61 84V86H62V87H61L62 90L59 89V87H58V85L60 84L59 82H58V85H57L58 89L54 91V90H53V87H54V89H55V86H56L55 83H56L58 80H55V79H53V77H50V79H51L52 82H53L54 80L56 81V82L54 81V83H50V81H49L50 79H49V78H47V79H49V80H46V79H45V80H43V79L41 80V77H39V76H42V75H41L42 73H41L40 71H42V68L45 66V65H43V62H41V61L45 60V63L48 64V66H50V62H49V60H48V59L50 58V57H49V53L46 51V52L48 53V55L45 54V56H47V57H49V58H46L45 56H43V54H41L40 52L45 53V52H44V51H45V48L42 49L41 46H44V47L47 46L46 49H49V52L52 53V52H54L53 50H55V49L52 50L51 47L53 46V48H54V45H52V44H47V45H46V44H38L37 48H40L39 50H38L37 48L34 49L35 46H32V47H34V48L31 47L33 51H31V48L28 49V52H29V50H30V53L32 52V54H31V56H30L31 58H32V55H33L34 52H36V53H34L35 56L33 55V57H35V59H36V56L40 53L39 56H41V58H40L41 61H39L40 59L37 58V59H36V62H38V61H39V62L36 64L35 59H33V60H34V64H36L37 66H40V65H41L42 68H38V70H37V68H36L35 65H34L35 67H34V66H31L33 60H31V61L28 60L31 64H30L28 61H26V59H28V57H29L28 54H27L26 59L24 58L25 61H26V63H29V64H27V65L30 66L29 69H28V67H25L26 69H28V71H29L31 68H34V71H35V68H36L35 74H37V72H38V73H41V74H39V76H38L40 79H39V78H38V79L41 80L42 82H39V83L42 84L43 81H44V83L47 82V81H49L48 84H51V85H45L49 90H47V89L45 88V89H46V91H45V89H43L44 87H42L43 85H42V86L39 85V86H41L42 88L39 87V88H38V91L36 90L37 87H38V86H37V85H38V84H37L38 81L36 80L37 77H35V80H34V77H33V79H32V80H34V83H35L36 86H37L36 88H34V90H33V84H34V83L31 82V81H26V80H28V79H26V77H25L24 79H22L23 77H21L22 81H23V80L25 81L24 83H26V82H28L29 84L32 83V84L30 85V86L32 87V88H31L32 90H31L30 88H29V89L31 90V92L33 91V93H28L27 95L24 96L25 92H26V91H29V90H25V92H23L24 94H22L21 97H20V94L17 93L16 95L19 94L18 97L20 98V99L17 98V99H18L17 102L19 101L18 104L13 103L14 101L11 99V101H12V102H11L12 106L15 105V106H13L14 108L12 107V109H13V110L16 109V111H12L11 107L9 108V109H11V111H12L13 113H12V112L8 109V107H7V105H11L10 103H8V102H10V100H9L8 97H11V96H10L11 94H10V95H7V94H6V95H5V94L2 95V94L0 93V102H3V103H1V104L5 105V103H6L7 100H8V102H7L8 104L6 103L7 105L5 106V108L7 107V110H9V113H11V115H8L9 113L7 112V110H6L4 107H2V105L0 104V108H3V112L0 111V113L2 114V113H4V112H7L8 114H6V113H5V114H6L7 116H11V118H10V117L7 118V116L5 117L4 114H3V115L0 114V117H1V116H2V117L4 116L3 118H4L5 121H6L7 119H9V121H6V122H8V123H9V122H11V123H12V122H13V123L15 122V123L17 124V123H18V120L15 119V118H17L16 113H17V115H19V116H23L24 114H26V115H24L25 117H24V116H23V117H20V119H21V118L23 119V122H21V123H23V124L21 125L20 122H19L20 124H19V123L17 124V125H21L20 127L18 126L19 129L17 128V126H14V129H15V127L17 128V129H15V132L13 131V128H12L11 130H10V129L8 130V128H10L11 123H10V124L7 123V125H8L9 127L6 126V125H5L6 128L4 127V124H6V122L3 120L5 123L2 121V122H3V124H2L1 120H2L3 118L1 117V118H0V126L2 125L4 128H3V127H0V132H2L4 138H6L7 135H8V136H12L11 138L14 139V140L17 139V138H21V141H22V142L24 141V142H23V147L28 146V149H26V148L23 149V147H22V149H23L24 151H28V152H26V153H24V154H22V155H20V154L18 155V153H23V152H24V151L22 152V149H21V152L19 151V150H20L19 148H21V146H20V145H21V141H19L20 139H17L18 142H20V144H19L20 147H18V146L16 147L15 144H14V147H13L12 144H10L11 142H12V143H14L15 141L17 142V140H15V141L12 140V141L9 143L10 146H12V148H14L13 150H10V149H11L10 146L8 147L9 144L6 143V144H7V145H6L5 143H3L5 140H6L5 142H7L8 137H7L5 140H2V139H4V138H3V137H0V139H1V140H0V141H1V142H0V144H1V146H0V164H1V165H4L3 162H7V161H9V162H7V163H5V164H10V163L14 164V163H15V164L17 165V164H23V163H24V164H26V165H30L29 162L33 159V158H32L33 156H35V155H39V154H42L43 152H46V151H50L51 148H52L51 151H54V150H55V152H57V153L59 152V153H61V154H60L61 156L63 155V157H64V156H65V157L63 158V157H61L59 154H57V156H56V155L53 156V157H54L53 159H52V157L49 158V159H51V160L46 159V160H44V162L41 161V162H43V166H44V168H47V166H50V165H52V164L54 165V167H56L55 165L58 166V165L60 164L61 166H58V167H60V169H59V173H60V171H61L62 173H64V170L66 171V170H68V169H69V170L71 169L70 172H69V174H71V173H72V174H75V173H76L75 170H77V172L80 171V169H81V167H80L81 164H80V163L82 162L83 165L85 166V168H83L84 166L82 165L83 167H82L81 170L84 169L83 172L86 173V171H87V174H89L88 172H91V173H90V176L88 175V177H90L89 179L92 180V181H89V179L87 178V176H85V175H87V174H85V173H84V176L82 175V173H79V172L76 173V174H79V175H82V176H83V177H82V176H79V177H82L81 179L78 178L79 180H82V179L85 180V179H86V180L88 181V182H86V180H85V181L82 180L83 183H82L81 181H79L78 179H77L78 181H77V180H74V181H73L74 178H72V177H74V175H72V177H71V176H68L69 178L67 177V178H68V179H67L68 181H67L66 183L70 182V184H71V181H69V179H70V177H71V178H72V182H73V186H75L76 183H77V185L82 183V187H83V188H79V186L81 187V185H78V186L76 185L77 188H79V191H77V192H78V194H79V192H80V194H79V195H77V194L74 195V194H73V193H74L73 191H74V190L76 191L77 188L75 187L76 189H73V188H72V187H73L72 185H70L69 183H68V184L65 183L64 185H65V187H66V190H65L64 188H63V189L65 190V192L68 191V192H67L68 194L64 192L65 194L63 193V195H64L65 197H66V194L69 196V193L71 192V190H73V191H72V192H73L72 195L74 196V202L78 199V201H76V203H77V204H78V203L80 204V205H78L79 207L82 206L83 211L86 210V213L82 211L83 213H85V216L87 215V212L90 211V210H89L90 207L88 206V204L86 205V203H89V202H88V200H89L88 197H90V200H91V201H90V200H89V201H90V203H92V205L90 204V206L93 207L94 204H95V203L93 204V202L95 201V199H93V198L97 197V195H96L95 197H92V194L95 195L96 191H97V193H98V192L101 190V192L104 193L105 190H108V189H107V186H108V188L110 187L109 189H111V187H112V189H113L115 192H118V193H121V194L123 193L122 190L124 191V189H125L124 186L126 187V184H127L128 181H129L128 179H129V176L131 175V173H130V174L128 173L129 176H127V174L124 175L125 177L122 176L123 174H122V175L119 174V173L121 172V169H122L121 166L127 167L128 164H132L131 167L134 166L135 168H134L133 170H136V166H135V164L132 163V162H134V161H132V160H134V159H132V158L129 157V156H131L132 153L129 152L130 155L128 154L127 151H128L129 149L126 148L127 145H125V144L132 143V142L129 141L128 143H126V140H129V139L131 140V139H132V141H133V139H134L133 135H134L135 133H136L135 136H136V135H139L138 132L141 131L140 128H142L143 126L146 127V128L149 127L150 133H153V132L151 131V129H152L153 131H154V130L156 131V129H157L156 127L161 128L162 126H164V127H165V131H166V126H168L169 123H170V126H172L173 124L178 126L179 124H175V123H177V122L180 123V122L182 121V119H183V121H182L183 123L181 122L180 125H183V126H184L183 129L186 128V127L188 128V125H190V124H191L193 127H194V126H195V127L197 126V124L199 123L200 120H198V123L196 124V122H197V121H196V118H197V117H194V116H199V115H196V114H197L196 112H198V111L201 110V109H200V106L198 105V107H197V105H196V108H195V105H194V104H196V103H194V101L191 102V99H192L191 95L188 94V96H187V94H186L187 92L185 93L184 91H186V89H188V88L190 87V86H187V85H189V84L191 85V82H192V81H193L192 83L194 84V81L196 80V78H197V80L200 78V81H201V79L203 80V77H202V76H203L204 73L206 72L205 70H210V71H207V72H208V73H207L208 77H209L210 74H214V73L218 70V69H217L215 72H214V71H211V69H207L206 64L211 63L212 65H213V64L215 65V62H217L218 59H219V57H220V59H221V60L219 59L220 62H219V61L217 62V63H219V65H217L218 67L222 65V64H220V63H222V61H223L224 58H225L224 66H226V64L228 63L229 65L233 66V67H231V69H232V68H235V65L237 66L236 69H239V70L241 69L242 71H243V69H245V67L243 68V66H242V65H245V64H242V63H244V61H243V62L241 61L242 58L238 60L239 64L236 62L237 59H238V58H236V55H237V57H238V55H239L238 52H234V51H232V54L230 53V55H233V52H234V54L236 53L235 57H232V56H230V55H228V57H227L226 55L224 56V53H226L225 50H227V49H226L227 46L224 45V44H223V45H224L226 48H225L224 46H222V48H217V47H216L217 50H220V49H221V51L224 52V53H222L223 56H221L222 54H220V53H221L220 51H219V52H217V51L214 52V48H215V46H214V47H213V46H210V44H209V46H210L211 49L209 48V46L207 47L205 44H203L204 47L206 46L207 48H209V50L206 49V50H208L209 52L212 51V48H213V51L210 52V55H209V54H204V52L206 51V50H205L206 47H205V48L202 47L205 51L202 49L203 52L201 51V53H199L200 51H197V49L195 48V51H196V52H195L194 55L196 56V58H197V55H198V58H201V61H202V58H203V59L206 58V55H207V57H208V56H209V57L212 56L210 59H211V61L214 62V63H212L211 61H209V58H208V60H207V58H206L207 61H205V59H204V60H203V61H204L203 63H201V61H200L199 64H201V65L204 64V65H205L204 67H206V68H204V67H202L201 65L198 64V62H197L198 59H195V58H194V59L196 60L197 63H195V62L192 63V60H190V59H191V58L193 59V57H191L190 59H188V58L186 57V56H188V53H187V52L190 51L189 54L191 55V54H192V50H193V47H192V46H189V49H188L189 51L187 50V48H188V44H187V46H186L187 48L185 47V48H186L185 50H187V52H186V51L183 49L184 46H185L186 44H180V45L177 44L178 46L175 45L177 48L173 47V48H175L176 50H175V49H172V51H171V49H170V47H169L168 45H165V44H164L165 47H163V44H161V46H160L159 44L156 43V44H157V47L160 46L161 49L158 48V49H159V50H158V49L155 47L156 52H157V50H158L157 55L155 54V52H153V54H152L151 51H153V50L155 51L154 47H152V46H154L153 44H155V41H152V40L149 41L150 38L147 37V36H148V35H147V34H148V33H147L148 31H146V29L148 28V29L150 30L151 28H153L152 26H153L154 24L156 25V23H154V21H153L152 23H149L150 25H148V26H146V23L148 24L147 20H148V21H150V19L154 20V19H155L154 17H155L156 15H160V14H158V13H160V10H159V11H158V10H154V12H153V10L151 9V11L154 13V15H153V13L150 11V8L147 9V5L145 6L146 9H147V10L145 9L146 12H144V10H143V9L145 8V7L143 6L144 4H140V6L142 5V8H143V9H142L138 4H137V5L139 6V8L137 7L136 4H134ZM224 5H226L227 7L224 6ZM224 7H225V9H224ZM216 8H217V7H216ZM228 8H230V9H228ZM17 9H18V8H17ZM227 10H228V11L230 10V11L228 12ZM125 11H124V12H125ZM131 11H130V12H131ZM139 11H140V12H139ZM147 11H149V13H150L149 16H150V17L148 16V12H147ZM157 11H158V13L155 14ZM124 12H123V13H124ZM146 13H147V15H146ZM151 13H152V15H151ZM225 13H226L227 15H226ZM230 13H231V14H230ZM123 15H124V14H123ZM139 15H140V17H139ZM231 15H232V16H231ZM124 16H125V15H124ZM141 16H142V17H141ZM235 16H236V17H235ZM237 16H238V17H237ZM241 16H243V17L241 18ZM250 16H251V17H250ZM257 16H259V17H257ZM125 17H127V16H125ZM147 17H149V18L147 19ZM229 17H230V18H229ZM234 17H235V18H234ZM245 17H250L251 19H250V18H246L247 20L245 21ZM254 17H256L257 19L254 18ZM260 17H261L262 19H261ZM132 18L134 19V20H132V21H134V22H131V19H132ZM233 18H234V19H233ZM259 18H260V19H259ZM237 19H238V21L240 20V21H239L240 24H239V22L237 21ZM253 19H255V20H253ZM152 20H151V21H152ZM155 20H156V22H157V18H156ZM234 20H235V22H234ZM251 20H252V21H251ZM257 20H259V21H257ZM260 20H261V21H260ZM151 21H150V22H151ZM158 21H159V20H158ZM232 21H233V22H232ZM249 21H250V22H249ZM236 22H237V23H236ZM244 22H245V23H244ZM246 22H248V23H246ZM257 22H258V23H257ZM259 22H260V23H259ZM68 23H69V22H68ZM68 23H67V24H68ZM70 23H71V22H70ZM70 23H69V24H70ZM131 23H133V24L131 25ZM153 23H154V24H153ZM157 23H160V22H157ZM234 23H235V24H234ZM71 24H72V23H71ZM247 24H249V25L251 24L252 26L250 25V26L248 27ZM253 24H254V25H253ZM72 25H73V24H72ZM124 25H125V26H124ZM158 25H159V24H157V26H158ZM234 25H235V26H234ZM255 25L258 26L259 28L256 27ZM259 25H261L262 27L259 26ZM65 26H66V25H65ZM68 26H71V25H68ZM68 26H67V27H68ZM123 26H124V27H123ZM149 26H150V27H149ZM252 27H254V28H252ZM69 28H70V27H69ZM69 28H66V29H69ZM117 28H118V27H117ZM125 28H127V29H125ZM128 28H130V30H129ZM255 28H256V29H255ZM122 29H124V32H123ZM148 29H147V30H148ZM233 29H234V28H233ZM233 29L231 28V31H232ZM252 29H253V30H256V31H252ZM257 29H259L258 32H257ZM261 29H262V30H261ZM116 30H117V29H116ZM126 30H127V32H126ZM128 30H129V31H128ZM227 31H229V30H227ZM121 32H123V33L121 34ZM186 32H187V31H186ZM115 33H116V34H115ZM125 33H128V34H125ZM257 33H258V34H257ZM117 34H118L119 36H118ZM123 34H124V35H123ZM259 34H260V35H259ZM261 34H262L263 36H261ZM120 35H121V36H120ZM122 35H123V37H122ZM115 36H116V37L118 36V37L116 38ZM260 36H261V37H260ZM179 37H180V36H179ZM108 38H109V39H108ZM111 38H112V39H111ZM113 38H114V39H113ZM146 38H147V39H146ZM148 38H149V39H148ZM144 39H145V40H144ZM151 39H152V38H151ZM147 40H148V42H147ZM77 41H78V40H77ZM89 41H90V43H91V42H92V43L90 44ZM168 41H169V40H168ZM150 42H151V43H150ZM153 42H154V43H153ZM159 42L164 43L163 41H160V38H159V40H158V43H159ZM86 43H89V44H86ZM147 43H149V44H147ZM79 44H80V45H79ZM81 44H83V46H82ZM39 45H40V46H39ZM51 45H52V46H51ZM193 45H194V44H193ZM200 45H201V44H200ZM203 45H202V46H203ZM260 45H261V44H260ZM263 45H264V44H263ZM263 45H261V47H262L263 50H264ZM48 46H51V47L48 48ZM57 46H58V44H55V48H56ZM79 46H80V47H79ZM81 46H82V48H81ZM181 46H183V48H181ZM195 46L199 47L198 44L195 45ZM77 47H78V49H77ZM151 47L153 48V50H152ZM168 47H169V50H168ZM218 47H219V46H218ZM223 47L225 48V50H223V49H224ZM64 48H65V47H64ZM164 48H165V49L167 48V50H168V51H171V52H169V53L167 54V50H165ZM179 48H180V49H179ZM66 49H67V48H66ZM37 50H38V51H37ZM161 50H163V51H162V54H161ZM173 50H174V51H173ZM180 50H183V51H185V52H182V51H180ZM198 50H200V49L198 48ZM215 50H216V49H215ZM66 51H67V50H66ZM164 51H165L166 53H164ZM178 51H179V52H178ZM228 51H230V50H228ZM228 51H227V52H228ZM1 52H2V53H1ZM3 52H4L3 50H2V51L0 50V55L3 56ZM159 52H160V56H159ZM173 52H174V54H173ZM177 52H178V53H177ZM197 52H198V53H197ZM209 52L206 51L205 53H209ZM216 52H217V53H216ZM30 53H29V54H30ZM37 53H38V54H37ZM88 53H89V54H88ZM114 53H116V54H118V55L115 54L116 56H113ZM182 53H183V55H184V54H185V55L187 54V55H186V56L184 55V56H185V57H184V56L181 55ZM202 53H203L204 55H203ZM119 54H120L121 56H119ZM164 54H165V57H166V58H168V59L171 58L169 61H171L173 58L176 59V56H177V59H176V60H177V61H180V62H178V64L181 63V64L178 65L177 67L183 66V62H184L186 59H187L186 62L191 61L190 64L192 63V64H197V65L201 66V67L204 69V71H205V72H202V73H201V74H203V75H201L202 78L199 77V76H197L196 78H195L194 76H192V77H194V78H192V77H191V78L194 79V80H191V78L189 77V79H190V83L187 84V85L185 86L184 83L186 82V80H187V83H188V81H189V79L187 78V76H185L187 79L184 81V83H183L184 85H183V86H182V85L179 86L180 84H179V85H175V86H173V85H174V84H173V83H174V80H176V79L178 78V75L180 76V74H178L179 71H177V67H176V65H177L176 63H177V62H175V64H176V65L174 64L175 66L172 64L174 67H176V68H174V67H173V68H174V70H176V72H178V73H177V74H178L177 76L174 75L175 71L173 70V68H171V67H172L171 65H170V68H171V70L174 71V73L170 70V68L168 69V70H170V71L167 70V68H168L169 66H167L166 68H163V69H165V70H163L162 67L165 66V65H167L166 62H164V60H165V58H164V56H163ZM171 54H172L173 58H172ZM176 54H177V55H176ZM212 54H213L214 56H213ZM217 54H218V55H217ZM228 54H229V52H228ZM73 55H74V54H73ZM75 55H77V54H75ZM87 55H88V56H87ZM106 55H107L108 57H107ZM161 55H162L163 57H162ZM199 55H200V56L203 55V56H202V57H199ZM215 55H216V56H215ZM39 56H37V57H39ZM42 56H43V60H42ZM93 56H95V57H94L95 60H94V58H93V59L88 58V57H91V58H92ZM117 56H119V57H117ZM169 56H171V57H169ZM179 56H180V59L178 60V57H179ZM191 56H192V55H191ZM204 56H205V57H204ZM233 56H234V55H233ZM30 57H29V58H30ZM44 57H45V59H44ZM96 57L98 58L97 61H96ZM122 57H124V60H122V59H123ZM182 57H183V59H182ZM213 57H214V58H213ZM215 57H216V58H215ZM222 57H223V58H222ZM229 57H230V58H229ZM239 57H240V55H239ZM81 58H79V59L81 60ZM87 58H88V60H87ZM113 58H114V59H113ZM116 58H117V59H116ZM118 58H119V59H118ZM120 58H121V61H122V62H124L125 59H126L128 62L130 61V63L132 64V65H131V68H132V69L129 67L130 63H128V62L126 61L127 63H125V65H124V63H122V62L120 61ZM132 58H133V60H132ZM153 58H154V59H153ZM162 58H163V60H162ZM212 58L215 59V60L217 59V60L214 61V60H212ZM231 58H232V59H231ZM235 58H236V59H235ZM20 59H21V57H20ZM69 59L66 60V62H70V63L72 64V62L69 61ZM115 59H116V60H115ZM128 59H129V60H128ZM150 59H151V60H150ZM160 59H161V62H160ZM174 59H173V60H174ZM194 59H193V60H194ZM222 59H223V60H222ZM229 59H230V60H229ZM234 59H235V60H234ZM47 60H48V61H47ZM83 60H84V59H83ZM90 60H92V61H90ZM99 60H101L102 63H101ZM112 60H114V62H116V64H117V63H121V64H119V65L117 64V67H116V64H115ZM146 60H147V61H146ZM149 60H150V61H149ZM176 60H174V61H176ZM181 60H182L183 62H182ZM195 60H194V61H195ZM199 60H200V59H199ZM199 60H198V61H199ZM227 60H228V62H227ZM242 60H244V59H242ZM25 61H24L23 63H25ZM94 61H95V62H94ZM138 61H140V62L138 63ZM141 61H142V62H141ZM145 61H146V63H145ZM148 61L151 62V65H152V66H149L150 64H149ZM157 61H159V62H157ZM166 61H168V60L166 59ZM208 61H209V63H208ZM229 61H230L231 63H230ZM240 61H241V62H240ZM40 62H41V63H40ZM83 62H85V60L82 61V63H83ZM87 62H86V64H87ZM91 62H92V63H91ZM99 62H100L101 65L99 64ZM104 62H105V63H104ZM111 62L113 63V64L111 65L112 68H109V67H110L109 64H111ZM143 62H144V64H143ZM162 62L165 63V64H163ZM186 62H184V63H186ZM206 62H207V63H206ZM225 62H227V63L225 64ZM26 63H25V64H26ZM74 63H75V62H74ZM74 63H73V64H74ZM79 63H81V62H79ZM93 63H95V64H93ZM108 63H109V64H108ZM160 63H161V64H160ZM217 63H216V64H217ZM233 63H234V65H233ZM240 63H241V65H240ZM25 64H24V66H25ZM38 64H39V65H38ZM71 64H70V66H71ZM73 64H72V65H73ZM77 64H78V63H76L75 65H77ZM84 64H85V63H84ZM84 64H79V65H83V66H84ZM97 64H98V66H97ZM153 64H154V66H153ZM155 64H156V66H157V65H158V66L156 67ZM211 64H210V65H211ZM32 65H33V64H32ZM75 65H74V66H75ZM92 65H93V66H92ZM94 65H96V66H94ZM106 65H107V66H106ZM126 65H127L128 67H127ZM139 65H140V67H139ZM141 65H142V66H141ZM144 65H145V67H144ZM159 65H160V66H159ZM162 65H163V66H162ZM168 65H169V64H168ZM185 65H187V66H184V68L188 67V63L185 64ZM239 65H240V66H239ZM249 65H250V64H249ZM70 66H69V68H70ZM74 66H73V67H74ZM83 66H82V67H83ZM105 66H106L107 68H106ZM113 66H114V67H113ZM118 66H120V67H118ZM123 66H125V67L127 68V70H130V69H131V70H130V71H127ZM135 66H136V68L138 67V68H140L141 70H140V69H136ZM161 66H162V67H161ZM190 66H192V65H190ZM193 66H194V65H193ZM193 66H192V67H193ZM207 66H209V65H207ZM215 66H216V65H215ZM224 66H222V67H224ZM227 66H228V65H227ZM241 66H242V67H241ZM247 66H248V65H247ZM247 66H246V67H247ZM251 66H252V65H251ZM8 67H9V66H8ZM92 67H93V68H92ZM99 67H100V68H99ZM150 67H151V69H152V67H153V71L150 69ZM192 67H191V68H192ZM222 67H219V68L222 69ZM248 67H250V66H248ZM25 68H24V70H25V72H26V69H25ZM79 68H80V69H79ZM96 68H97V69H96ZM98 68H99L100 70H99ZM101 68H102V69H101ZM120 68H122V69H120ZM123 68H124V69H123ZM129 68H130V69H129ZM155 68H157V69H155ZM160 68H161V69H160ZM184 68H183L182 71H185V70L188 71L187 68H186L185 70H184ZM209 68H210V67H209ZM242 68H243V69H242ZM256 68H257V67H256ZM39 69H40V70H39ZM70 69H71V68H70ZM75 69H76V70H75ZM108 69H109V71H108ZM133 69H135V71H133ZM147 69H148V70L150 69V70L148 71ZM188 69H189V68H188ZM192 69H193V68H192ZM231 69H230L229 66H228V70H231ZM236 69L231 70L233 73L230 72L231 75H228V76H231L230 78H229V77H226L227 75H225V74H227V73H226V72H227V68H225V67H224V69H222L223 72L226 71L224 74H223V72H222V73L220 72V71H222V70L217 71L216 73L218 74V72H220V73L218 74V75H220V77H222V74H223V75L226 77V79H228V81H226V79H225L224 81H225V82H228V83H229V80L233 77V75H234V77H235V78H233V79H236V80L240 79L241 82L245 79L244 81H249V83L255 81L256 79L261 80V78H264V77H261V76L259 75V73H262V72L264 71V70H262V72H261V71H260L261 69H258L259 71H258V70L254 71V73L252 74L253 76L251 75V73H252L253 71H252V72L249 71L250 73L247 75L248 72H246V70L248 71L249 69H245V72H243V73H245V74L241 73V72H242L241 70H240V72L237 73V70H236ZM254 69H255V68H254ZM254 69H253V70H254ZM6 70H8V72L11 71V70L7 69V66H6ZM13 70H14V71H15V70L18 71V69H12V72H10V73H8V72L6 73V72H5V74L3 73V71H1L2 73H0V75H3V76H0V79H1V83H0V85H1V84H3V86L6 85V82L4 83V81H2L4 78H5L4 80L7 79V82H8V80H9V81H12V80L15 78V77L13 76L14 74L16 75L17 78H18V73H19V75H22V73H21L22 71H20V72L18 71V73H17L16 71L13 72ZM20 70H23V69H20ZM32 70H33V69H32ZM32 70H31V72L33 73ZM66 70H67V69H66ZM73 70H74V72H73ZM103 70H104V71H103ZM105 70H106L107 72H105ZM145 70H146V71H145ZM159 70H160V71H159ZM234 70H235V71H234ZM239 70H238V71H239ZM75 71H76V72H75ZM77 71H78L79 73H78ZM92 71H93V72H92ZM136 71H138L137 73H139V74H137ZM144 71H145V72H144ZM147 71H148V72H147ZM150 71H151L152 73H151ZM155 71H156V72H155ZM158 71H159L160 73H158ZM167 71H168V72H167ZM182 71H181L180 73H181V76L183 77V75H182ZM190 71H193V70L189 69V71H188L186 74H188ZM257 71H258V72H257ZM31 72L29 71L28 74H30ZM87 72H88V74H87ZM100 72H101V73H100ZM102 72H103V73H102ZM123 72H126V73H127V72H129V73L131 72V73H130V74L127 73L126 75H125V73H124V75H123ZM132 72H134V73H132ZM164 72H167V73H164ZM209 72H211V73L209 74ZM228 72H229V71H228ZM255 72H256V73H255ZM12 73H14V74H12ZM23 73H24V71H23ZM32 73H31V74H32ZM72 73H75V74H72ZM77 73H78L79 75H80V73H81V74L84 76L85 79H82L83 76H82V75L79 76ZM90 73L92 74L93 77L90 76V75H91ZM145 73H146V74H145ZM147 73H148V74H147ZM155 73H157V74H156L157 76L154 75L155 78H153L154 76H152V75L155 74ZM163 73H164V74H163ZM183 73H184V72H183ZM257 73H258V74H257ZM6 74H7V77L5 76ZM11 74H12V75H11ZM25 74H26V73H25ZM33 74H34V73H33ZM58 74H59V73H58ZM96 74H98V76H97ZM128 74H129V75H128ZM140 74H141V75H140ZM143 74H144V75H143ZM151 74H152V75H151ZM167 74H168L169 76H167ZM170 74H171V75H170ZM175 74H176V73H175ZM184 74H185V73H184ZM186 74H185V75H186ZM217 74H216V75H211V76H217L216 78H218V75H217ZM228 74H229V73H228ZM239 74H240V75L242 74V75L240 76ZM73 75H75V76H73ZM162 75H163V76H162ZM164 75H165V76H164ZM173 75H174V76H173ZM207 75L205 74L204 77H205V76L207 77ZM238 75H239L240 77H239ZM249 75H250V76H249ZM263 75H264V74H263ZM8 76H9V77H8ZM12 76H13V77H12ZM23 76H24V75H23ZM36 76H37V75H36ZM67 76H68V77H67ZM76 76H78V77H76ZM140 76H142V77H140ZM148 76H150V77L152 76V77L149 78ZM158 76H159V77H158ZM171 76H172V77H171ZM181 76H180V77H181ZM211 76H210V77H211ZM224 76H223V77H224ZM237 76H238V79H237ZM242 76H243V77H242ZM254 76H256V77L258 76V77H261V78H260V79H259L258 77H257V78H256V77L254 78ZM74 77H76V79H75ZM90 77H91V78H90ZM109 77H110V78H109ZM113 77H114V78H113ZM120 77H122V78H120ZM145 77H146V78H145ZM163 77H166L167 79H165V78H163ZM168 77H169V78H168ZM173 77H174V78H173ZM220 77H219V78H220ZM225 77H224V78H225ZM241 77H242V79H241ZM245 77H246V78L248 77V78L246 79ZM251 77H252V78H251ZM9 78H10L11 80H10ZM12 78H13V79H12ZM17 78H16V79H17ZM19 78H20V76H19ZM19 78H18V79H19ZM30 78H31V77L29 76V79H30ZM77 78H79L80 80L78 79V81H77ZM96 78H97V79H96ZM108 78H109V79H108ZM124 78H125V79H124ZM159 78H161V79L159 80ZM171 78H172V80H171ZM175 78H176V79H175ZM243 78H244V79H243ZM250 78H251V79L254 78V80L252 81ZM18 79H17V81H16L17 83H18V81H19ZM21 79H20V80H21ZM72 79H73V82H75V84H73ZM103 79H104V81H105V80H106V81L104 82ZM110 79H112V80H110ZM117 79H118L119 81H118ZM140 79H141V80L143 79V81H141ZM147 79H148V80H147ZM150 79H151L152 82L149 81ZM162 79H163V81H161ZM205 79L208 80V78H205ZM221 79H222L221 81H223V78H221ZM248 79H250V80H248ZM74 80H75V81H74ZM90 80H91V81H90ZM97 80H98V81H97ZM107 80H108V82H107ZM120 80H121V82H120ZM132 80H133V81H132ZM136 80H137V81H136ZM144 80L146 81V83H145ZM156 80H159L160 83H159L158 81H156ZM165 80H166L167 82H166ZM183 80H184V79H183ZM236 80H235V81H236ZM36 81H37V82H36ZM70 81H71L72 83H70ZM76 81H77V82H76ZM92 81H94V82L96 81V82H97V83L95 82L96 85H95L94 82H92ZM99 81H100V82H99ZM112 81H113L114 84L112 83ZM116 81H117V82H116ZM126 81H127V82H126ZM154 81H155L156 83H153ZM203 81H204V80H203ZM231 81H232V79H231ZM238 81H239V80H238ZM240 81H239V82H240ZM2 82H3V83H2ZM13 82H14V81H12L11 83H13ZM19 82H20V81H19ZM91 82H92V83H91ZM106 82H107V83H106ZM109 82H110L111 85L109 84ZM122 82H123V83H122ZM125 82H126V83H125ZM133 82H134V83H133ZM140 82H141V83L143 82V84L146 85V86H145V85H142V88H143V89L140 88L141 86L138 87V85L141 84ZM157 82H158V83H157ZM164 82H165V83H164ZM168 82H169V83L171 82V83L169 84ZM195 82H196V81H195ZM233 82H234V81H233ZM236 82H237V81H236ZM255 82H256V81H255ZM14 83H15V82H14ZM17 83H16V84H17ZM44 83H43V84H44ZM66 83H67V84H66ZM77 83H78V84H77ZM86 83H87V84H86ZM99 83H101V84H99ZM121 83H122V85H121ZM147 83L150 84L151 88H149L150 86H149V84H147ZM152 83H153L154 85H152ZM161 83H162V84H161ZM205 83H206V84H205ZM242 83H243V82H242ZM7 84H8V83H7ZM9 84H10V82H9ZM19 84H20V83H19ZM21 84H22V86H24L22 82H21ZM21 84H20V86H21ZM35 84H34V85H35ZM45 84H46V83H45ZM54 84H55V85H54ZM89 84H90V85H89ZM102 84H103V86H104V84H106V85H105L104 87H102ZM107 84H108V85H107ZM119 84H120V85H119ZM134 84H135V85L137 84V85L135 86ZM172 84H173V85H172ZM193 84H192V85H193ZM207 84H208V85H207ZM209 84H210V83H208V81H205L203 84H201V86L198 84V85H199V88H198V89L201 88L202 91H204V90H203V89H204L203 87L207 88L208 86L210 87V85H211V89H212V88L214 89L213 92L215 91V93L218 94V93H219V89L217 90V88L220 87V86L218 85V87L216 88V87H215L216 83H215V85H214V84H210V85H209ZM240 84H241V83H240ZM251 84H252V83H251ZM17 85H18V84H17ZM52 85H54V86H52ZM98 85H99V86H98ZM113 85H114V86H113ZM118 85H119V87H118ZM123 85H124V86H123ZM126 85H127V88H126ZM133 85H134V86H133ZM157 85H158V86H157ZM162 85H163V86H162ZM164 85H165V86H164ZM168 85H169V86H168ZM171 85L173 86V89H172V90H173V91H176V92H173V91L171 90V93L173 92V93H172L173 96H172V94H168V93H170V89H171L170 86H171ZM194 85H195V84H194ZM194 85H193V86H194ZM213 85H214V86H213ZM26 86L29 87V85H26ZM26 86H24V87H26ZM48 86H52V88H49ZM59 86H60V85H59ZM90 86H91L93 89H92ZM94 86H95V87L97 86V87H100V88H97V87L94 88ZM115 86H116V87H115ZM132 86H133V87H132ZM143 86H144L146 89H145ZM154 86H156V88H155ZM161 86H162L163 88H162ZM176 86H178V87H176ZM233 86H234V85H233ZM34 87H35V86H34ZM87 87L89 88V91L91 92V94H90V92L87 90V89H88ZM101 87H102V88H101ZM108 87H109V88H108ZM117 87H118V88H117ZM123 87L126 88V89H124ZM134 87H135V88H134ZM167 87H168V88H167ZM174 87H175V88H174ZM179 87H180V88L182 87V88L180 89ZM194 87H196V85H195ZM194 87H193V88H194ZM209 87H208V88H209ZM234 87H236V86H234ZM85 88H86V89H85ZM107 88L109 89V92H110V93H108V89H107ZM114 88H115V89H114ZM116 88H117V89H116ZM121 88H123L124 90L121 91ZM131 88H133V89H132L133 91L131 90ZM148 88H149L150 91H151L150 93H152L151 95H150L149 92H147V91H148V90H147ZM152 88H154V89H152ZM183 88H186V89H185V90H182ZM208 88H207V89H208ZM215 88H216V90H215ZM22 89H23V88H22ZM50 89L52 90L51 93L49 92ZM67 89H68V90H67ZM90 89H91V90H90ZM104 89H106V90H104ZM111 89H112V90H111ZM119 89H120V90H119ZM138 89H139V90H138ZM140 89H142L143 91L140 90ZM151 89H152V90H151ZM159 89H161V90H162V89H163V90L165 89V90H164V91L162 90V92H161V90H159ZM189 89L193 90L192 88H189ZM194 89H195V88H194ZM39 90H40V91H39ZM59 90H60V91H59ZM94 90H95V93L93 92ZM113 90H114V91H113ZM126 90H128V91H126ZM135 90H136V91H135ZM155 90H156V91H155ZM166 90H167V92H166ZM177 90H178V91H177ZM180 90H181V91H180ZM41 91H42V92H41ZM44 91H45L46 93H45ZM57 91H59L60 93L58 94ZM61 91H64V92H61ZM65 91H66V92H67V91L69 92L68 97H67ZM99 91H100L101 93H99ZM116 91H119V93H118V92L116 93ZM124 91H125V92H124ZM157 91H158V92H157ZM179 91H180V92H179ZM182 91H183V93H182ZM199 91H201V90H199ZM206 91H207V90H206ZM208 91H210V90H208ZM217 91H218V93H217ZM86 92H87V93H86ZM92 92H93V93H92ZM97 92H98V93H97ZM102 92H103V93H102ZM106 92H107L108 94H107ZM120 92H121V93H120ZM123 92H124V94H123ZM129 92H130V94H129ZM134 92H135V93L137 92L140 96H138L137 93L135 94ZM140 92H141V94H140ZM159 92H160V93H159ZM177 92L179 93V95H181V94H182V95L179 96ZM211 92H212V91H211ZM213 92H212V93H213ZM39 93H40V94H39ZM61 93H63V94H62L63 96H61ZM70 93H71V94H70ZM72 93H75V94H72ZM131 93H132V94H131ZM142 93H143V94H142ZM144 93H145V94H144ZM153 93H154V97L157 95V93H159V94L157 95V96H158L157 99H156V98L154 99V97H153ZM161 93H162V94H161ZM166 93H167V94H166ZM176 93H177V94H176ZM257 93L260 94V95H258V96H259V97L261 96V97H260L261 100H262V98H263V100H264V97H263V96H264V95H263L264 93H260V92H257ZM36 94H38V95H36ZM64 94H65V95H64ZM87 94H88V95H87ZM92 94H93V95H92ZM95 94H96L97 96H96ZM102 94H103V95H102ZM105 94H106V96H105ZM109 94H111V95H110L111 98L109 97ZM115 94H116V95L118 94L119 96H118V95L116 96ZM120 94H121V95H120ZM148 94H149V95H148ZM164 94H165V95H164ZM183 94H184V95H183ZM219 94L224 95V94H222V92L219 93ZM16 95H15V97H16ZM70 95H71V97L73 96L74 98H70ZM78 95H80V97H79ZM86 95H87V97H86ZM90 95H91V97H90ZM101 95H102V96H101ZM125 95H127V96H125ZM128 95H129V96H128ZM130 95H131V96H130ZM133 95L135 96V98H132V97H134ZM143 95H144V96H143ZM145 95H147V96H145ZM162 95H163V96H162ZM168 95H169V96H168ZM174 95H175V97H174ZM176 95H178L179 97L176 96ZM225 95H226V94H225ZM1 96H2L3 98H2ZM6 96H8L7 99H6ZM81 96H82V97H86V98H84L85 101L82 100V97H81ZM92 96H93V97H92ZM121 96H122L123 99L120 98ZM136 96H138V97H136ZM151 96L153 97V98H152V99H153V100H152L153 102L150 101V100H151ZM189 96H190V97H189ZM256 96H257V95H256ZM256 96H255V97H256ZM4 97H5V98H4ZM12 97H13V96H12ZM12 97H11V98H12ZM15 97H14L13 99H16ZM62 97H64V98L61 99ZM66 97H67V98H66ZM97 97H98V98H97ZM101 97H102V98H101ZM107 97H108V99H106ZM116 97H118V98H116ZM125 97L127 98V99H126L127 101H125V99H124ZM128 97H129V98H128ZM139 97H140L141 99H139ZM143 97H144V98H143ZM145 97H146V99H147V102L150 103L149 105H148V103H146V102H145V104L142 103V102H144V101H141V100H144ZM149 97H150V98H149ZM159 97L162 99L161 101H162L163 104H161V101L159 100V102H160L161 105H159L158 103H157V104H158V105H157V104L155 103L154 106H153L152 103H154V102H158L157 100L159 99ZM176 97H177V98H176ZM183 97H184V98H183ZM225 97H226V96H225ZM245 97H246V96H245ZM247 97H248V95H247ZM255 97H253V98H255ZM1 98H2V99H1ZM27 98H32V99H27ZM68 98H69V99H68ZM79 98H80V99H79ZM90 98H91V99H90ZM92 98H93V99H92ZM94 98H97V99H94ZM113 98H114V99H113ZM130 98H131V99H130ZM163 98H166V99H167V102L169 101V102H171V104L168 102L170 105H169V104L166 105V104H165V103H167V102H166V99H163ZM168 98H170V99H168ZM178 98H179V99H178ZM182 98H183V99H182ZM189 98H190V101H188ZM250 98L252 99V97H250ZM3 99H5V101H6L5 103H4V100H3ZM74 99H76V100H74ZM88 99H89V100H88ZM172 99L175 100V101H173ZM177 99H178V100H177ZM181 99H182V100H181ZM185 99H186V100H185ZM245 99H246V98H244L243 101H244ZM1 100H2V101H1ZM28 100H30V102H28ZM69 100H70V103H71V104L68 102ZM71 100L73 101V103L71 102ZM78 100H80L81 103H80ZM97 100H98V101H97ZM99 100H100V101H99ZM104 100H106V101H104ZM110 100H112V101L110 102ZM116 100H117V101H116ZM121 100H122V101H121ZM123 100H124V101H123ZM136 100H137V101H136ZM148 100H149V101H148ZM154 100H155V101H154ZM170 100H171V101H170ZM206 100H207V99H206ZM206 100H205V101H206ZM209 100H210V101H209ZM211 100L213 101V102H212L213 104L210 103ZM246 100H247V99H246ZM263 100H262V103L264 104V101H263ZM24 101H25V102H24ZM118 101H121L122 104H123V102H124L125 105H128V104H130V105H129V106H125V105L123 104V106H122V104H120V102L118 103ZM139 101H140V102H139ZM181 101H182V102H181ZM183 101H184V104H185V105L183 104ZM185 101H186V102H185ZM187 101H188V104H187ZM215 101H216V100H215ZM219 101H220V102H219ZM219 101H218V99H217V102L219 103L220 107L223 105V106H224V107L222 106L223 109H224V108H228L227 105H228L229 103H227V105H226V103H225V104H224V102L222 103V100H219ZM223 101H224V99H223ZM227 101H228V99L226 98V101H225V102H227ZM249 101H250V99H248V102H249ZM257 101H260V99H259V100L257 99ZM26 102H28L30 105H29L28 103H26ZM66 102H68V103H66ZM75 102H77V103H75ZM78 102H79V103H78ZM105 102H106V103H105ZM109 102H110V105H109ZM126 102H127V104H126ZM134 102L139 103V104H136V103H135V104H136V106H135V104L133 105ZM151 102H152V103H151ZM164 102H165V103H164ZM176 102H177V103H176ZM189 102H190V104H189ZM203 102H204V100H203ZM206 102H207L208 105H209V103H210L211 105H214L213 107H216V108L219 107V105H217L218 103H217V104H216V103L214 104V99L208 98V100H207ZM206 102H204V103H203L204 105H202V106H205ZM248 102H247V103H248ZM253 102H254V101H253ZM82 103H84V104H82ZM86 103H87V104H86ZM107 103H108V104H107ZM117 103H118V104H117ZM131 103H132V104H131ZM140 103H142V104H140ZM180 103H181V105H180ZM241 103H242V102H241ZM247 103H246V104H247ZM255 103H256V102H255ZM255 103H254V104H255ZM257 103H260L261 105L259 104V105H257L258 107L256 106L258 109H257V108L254 109L255 105H253V106H254V107H253V111H254V112H253V111H251V112H253L252 114H255V115H253L254 117H253V116L250 117V113H251V112L248 113L249 111L247 112V110H245V112L247 113V115H244L245 119L243 118V120L245 121V120L247 119V117H248V118H249V117L252 118V120H250V118H249V120L247 119V123L250 122V121H253L252 123H254V124H256V123H257V124H259V123L261 124V123L264 122V121L262 120V118L264 119V117H260V116H258V115H261V113H264V112L261 111V113H259V114L257 113L258 111L255 112L256 110H261L262 108H264V105H263L261 102H257ZM26 104H28L29 107H25ZM65 104H66V105H65ZM73 104H74V105H76V104L78 105V104H79V105H78L79 108L77 107V105L74 106ZM80 104H81V105H80ZM91 104H92V105H91ZM115 104H117V105H115ZM119 104H120V105H119ZM143 104H144V105H143ZM146 104H147V105H146ZM151 104H152V106H151ZM164 104L166 105L165 107H167L166 112H165V109H166V108L164 107ZM172 104H173V105H172ZM175 104H176L177 106H176ZM191 104H192L193 106H192ZM207 104H206V105H207ZM246 104H245V105H242V107L246 106ZM248 104H249V103H248ZM251 104H252V103H251ZM67 105H68V106H67ZM72 105H73V106H72ZM82 105H84V106L86 105L85 107L83 106V107L85 108V111H83V110H78V109H83V107H82V108L80 107V106H82ZM90 105H91V106H90ZM95 105H96V106H95ZM131 105H132V106H135V107H140V106H141L140 108H136L137 110H139V112L135 109V107H134V108L132 107V109H133V111H134L135 113H134V112H132V113H131V112H128V111L131 110V107H130ZM139 105H140V106H139ZM142 105H143V106H142ZM145 105H146V107L144 108ZM174 105H175V106H174ZM182 105H183V106H182ZM190 105H191V107H194V108H191V107H190V108H191V109H190V108H189ZM208 105H207V106H208ZM216 105H217V106H216ZM238 105L241 106V105L239 104V102H238ZM30 106H31V107H30ZM64 106H65V107H64ZM71 106H72V107H71ZM89 106H90V109H87V107L89 108ZM98 106H99V107H98ZM156 106H157V107H156ZM168 106H169V107H168ZM170 106H171V107H170ZM178 106L180 107L181 110H180V109L178 110V108H179ZM185 106H187V107L191 110V113H189V112H190L189 110L187 111V109H186L187 107H185ZM209 106H210V105H209ZM229 106H230V107L228 108V110H230V111H233V112H234L236 109L239 110V111H235L236 113H235V112H234V113L232 112V115H233V114H238V112L240 113L241 110L244 111V110H243L244 108H247V109H248V107H244L243 109L240 107V109H238L239 107L237 108V106H234V105H233L234 108H232V107H233L232 105H229ZM248 106H249V105H248ZM35 107H36V108H35ZM70 107H71V108H70ZM73 107H74V108H73ZM92 107H94V108H92ZM106 107H107V109H106ZM109 107H110V109H108ZM111 107H112V108H111ZM120 107H121V108H120ZM124 107H126V108H127V107H130V109L127 108V110H126V108H124ZM173 107H174L176 110H175ZM176 107H177V108H176ZM213 107H212V108H213ZM250 107H252V106H250ZM250 107H249V109H250ZM260 107H261V109H259ZM23 108H24V109L26 108V109L24 110ZM34 108H35V109H34ZM39 108H40V109H39ZM51 108H52V109H51ZM76 108H77V109H76ZM100 108H101V109H100ZM103 108H104V109H103ZM123 108H124V109H123ZM141 108H142V110H140ZM143 108H144V109H143ZM148 108H150L151 111H149ZM151 108H152V109H151ZM155 108H156V110H157L158 112L155 110ZM170 108H171V109H170ZM198 108H199L200 110L197 111L196 109H198ZM208 108H209V107H208ZM208 108H207V109H208ZM216 108H215V109L213 108V109L216 110ZM231 108H232V109H231ZM235 108H236V109H235ZM32 109H33V110H32ZM42 109H43V110H42ZM45 109H46V110H45ZM49 109H50V110H49ZM68 109H69V110H68ZM74 109H75V110H74ZM94 109H95V110H94ZM102 109H103V110H102ZM115 109H116V112L114 111ZM121 109H122V111H123L124 114H123V113L121 114V112H122V111H120ZM153 109H154V111L156 112V115H154L155 112L153 111ZM173 109H174V111H175V112L173 111L175 114H170V113H172V110H173ZM192 109H193V110L195 109L194 111H196V112L192 111ZM223 109H222V110H223ZM251 109H252V108H251ZM0 110H2V109H0ZM4 110H5V111H4ZM18 110H19V111L21 110V111L18 112ZM23 110H24L25 112H24ZM28 110L31 111V112H29ZM39 110H40V111H39ZM41 110H42V111H41ZM53 110H54V111H53ZM57 110H58L59 112H57ZM60 110H62V111H60ZM76 110H77V111H76ZM88 110H89V111H88ZM92 110H94V111H92ZM96 110H97V111L100 110V111L97 112ZM101 110H102V111H101ZM117 110H118V111H117ZM168 110L171 111V112H169ZM210 110H212V109L210 108ZM218 110H219V108H218ZM218 110H217V111H218ZM222 110H220V112H221ZM225 110H226V109H225ZM228 110H227V112H228ZM26 111H28V113H26ZM32 111H33V113H32ZM45 111H46V112H45ZM47 111H48V112H47ZM49 111H51V113H49ZM66 111H67L68 113H67ZM69 111H71L70 114H69ZM80 111H81V112H80ZM90 111H92V112H90ZM104 111H105V112L107 111L108 113H112V112H113V113H112L113 115H112V114H109V115H110V116H109L110 118H108V117L106 118L105 116H108V115H107V113L105 114ZM111 111H112V112H111ZM124 111H125L126 113H125ZM131 111H132V110H131ZM136 111H137V112H136ZM163 111H164V113H163ZM167 111H168V112H167ZM178 111H179V112H178ZM182 111H183V113L186 112V113H184L185 115H184V114H181ZM263 111H264V109H263ZM23 112H24V114H23ZM40 112H42V115H41ZM53 112H54V114H53ZM55 112H56V114H55ZM61 112H62V114H60ZM64 112H65V113H64ZM75 112H76V114H77V112H78L79 115H78V114L76 115ZM93 112H94V114H93ZM96 112H97V113H96ZM117 112H120V113L117 114ZM153 112H154V113H153ZM159 112H160V113H159ZM193 112H194V115H193ZM227 112H226V113H227ZM245 112H244V113H245ZM21 113H22V114H21ZM35 113H36V114H35ZM47 113H48L49 115H48ZM58 113H59V114H58ZM73 113H74V114H73ZM81 113H82V114H81ZM114 113H115V114H114ZM127 113H128V114L130 113V114H131L130 116H132V117H130L129 115H126ZM147 113H149V117H151V116H152V117L149 118ZM152 113H153V115H152ZM165 113H166V114H165ZM178 113H179L180 115H179ZM188 113H189V114H188ZM226 113H225V116L227 117V116H228L227 114H229V113H227V114H226ZM244 113H243V114H244ZM246 113H245V114H246ZM28 114H29V116H31V118H32L36 123H38V124H36L35 122H32L33 120H32V119H31V120L29 119L30 117L28 116ZM30 114H31V115H30ZM38 114H40V115H38ZM46 114H47V115H46ZM51 114H52L53 116H52ZM66 114H67V115H66ZM141 114H142V115L144 114V115L142 116L143 118L139 116V115H141ZM146 114H147V115H146ZM159 114H161L160 116H163V117H157V119H156L155 116H158ZM164 114H165V115H164ZM198 114H199V112H198ZM223 114H224V113H223ZM240 114L243 115L242 112H241ZM240 114H239V115H240ZM248 114H249V115H248ZM252 114H251V115H252ZM13 115L15 116V118L13 117ZM32 115H35L34 118H33ZM43 115H44V116H43ZM55 115H56V116H55ZM57 115H58V116H57ZM60 115H61V116H60ZM63 115H64V116H63ZM71 115H72V116H71ZM102 115H105V116H102ZM111 115H112V116L115 115V117H112ZM117 115H118V118H119V119H117ZM122 115H123L124 118L122 117ZM136 115H138L139 117H138V116L135 117ZM150 115H151V116H150ZM168 115H169L170 117H169ZM172 115H175V116H172ZM176 115H177V117H181V119L176 118ZM19 116H18V117H19ZM50 116H52V117L50 118ZM119 116H121L122 118L119 117ZM126 116H127V118H126ZM164 116L167 117V121H166V118H165ZM189 116H192V118L194 117V118H193V121L195 120L196 122L194 123V122L191 120V121H192V123H191L190 120H189V119H191V117H189ZM230 116H231V115L229 114V117H230ZM255 116H258V117L256 118ZM37 117H38V118H37ZM104 117H105V118H104ZM128 117H130V118L128 119ZM153 117H154L156 120H155ZM171 117L173 118V120H174L175 118H176L175 120H177V119H179V120L176 121V122H175V120H174L175 123H174V122L171 123L173 120H168V118H169V119H172ZM174 117H175V118H174ZM187 117H188V118H187ZM240 117H241V116H240ZM6 118H7V119H6ZM12 118H14L16 121L13 120ZM44 118H45V119H44ZM47 118H48L49 120H48ZM68 118H70V119H68ZM103 118H104V120H102ZM147 118H148V119H147ZM159 118L161 119V121H159V120H160ZM20 119H19V121H22V119H21V120H20ZM26 119H28V120H26ZM35 119H37V121H36ZM54 119H55V120H54ZM56 119H57V120H56ZM106 119H107V120L109 119L108 122H107ZM110 119H111V120H110ZM112 119H113V121H112ZM123 119H124V120H123ZM125 119H126V120H125ZM140 119H141V120H140ZM142 119H143L144 122L142 121ZM144 119H146V120H144ZM149 119H150V120H149ZM151 119H153L152 122H151ZM158 119H159V120H158ZM164 119H165V120H164ZM260 119L262 120V122H261ZM25 120H26V123H25ZM40 120H41V121H40ZM42 120H43V121H42ZM45 120H46V123H47V121H49V122L47 123V125H46V123H45ZM50 120H51V121H50ZM147 120H148V121H147ZM154 120H155V122H156L158 125L160 124V123H158V122H162V120L165 121L164 123L162 122L163 124H165V123H167V124H166V125H162V123H161L159 126L156 125V127H155V129H154V124H156V123L154 122ZM157 120H158V122H157ZM187 120H188V121H187ZM28 121H29L30 124L28 123ZM60 121H63V123L66 121V123H64V124H68V125L65 126V129H63V127L61 128V130H65L64 132H61V130L58 129V126H60ZM74 121H75V123H74ZM110 121H112V122H110ZM140 121H141V122H140ZM149 121H150V122H149ZM170 121H171V122H170ZM186 121H187V122H186ZM201 121H202V120H201ZM256 121H258V122H256ZM259 121H260V122H259ZM52 122H54V123H52ZM69 122H70V123H69ZM106 122H107V124L109 123L110 125H109V124L107 125ZM135 122H136V123H135ZM138 122H140V123H138ZM142 122H143V123H142ZM202 122H204V121H202ZM202 122H200L199 124L202 125ZM245 122H246V121H245ZM44 123H45V124H44ZM49 123H50L51 125H50ZM55 123H57L56 126H54ZM58 123H59V124H58ZM71 123H73V124H71ZM76 123H77V124H76ZM137 123H138V124H137ZM141 123H142V124H141ZM147 123H148V127H147ZM149 123H150V124H149ZM151 123H152V124H151ZM153 123H154V124H153ZM185 123H186V124H185ZM193 123H194V124H193ZM204 123H205L206 125H208L206 122H204ZM204 123H203V124H204ZM250 123H251V122H250ZM24 124H25V127H23ZM41 124H44V125H41ZM52 124H53V125H52ZM70 124L73 125V126H71ZM136 124H137V125H136ZM140 124L143 125V126L140 127ZM199 124H198V126H199ZM257 124H256V127H257ZM260 124H259V127H260ZM29 125H30V126H29ZM33 125H34V126H33ZM35 125H36V126H35ZM57 125H58V126H57ZM61 125H62V124H61ZM75 125H76L77 127H78V126H79V127H78V128H75V127H76ZM105 125H106V126H105ZM132 125H133V128L131 127ZM134 125H136V126H134ZM151 125H152L153 127H152ZM174 125L171 127V129L173 130V132H176V134H177V132H179V131H181V132L183 131V129L180 130V128H181L180 125L178 126V130H179V131L175 129V126H174ZM246 125H248V124H246ZM28 126H29V127H28ZM47 126H48V127H47ZM69 126H70V128H69ZM137 126L140 127V128L138 127V130L135 129V128H137ZM185 126H186V127H185ZM261 126H263V128H264V123H263V125H261ZM11 127H13V125H11ZM21 127H22V128H21ZM26 127H28V128H26ZM56 127H57V128H56ZM60 127H61V126H60ZM104 127H106V128L109 127V129H106V128H105V130H103ZM144 127L142 128L141 134H145V133H146V132L143 130V129H146V128H144ZM193 127H192V128H193ZM195 127H194V129H196ZM200 127H202V126H199V127L196 129L195 132H197V130H199ZM251 127H255V125L252 126V124H251ZM251 127H250V124H249V128H251ZM20 128H21V129H20ZM31 128H32V129H31ZM45 128H46L47 130H46ZM51 128H52V129H51ZM54 128H55V129H54ZM128 128L131 129V130H133V131H131V130L129 131ZM162 128H163V127H162ZM187 128H186V129H187ZM189 128H190V127H189ZM192 128H191V130H190L191 132H189V133H192ZM203 128H204L203 131L206 132L205 126H203ZM1 129H3V130L1 131ZM5 129H6V130H5ZM22 129H23V130H22ZM24 129H26V131H25ZM53 129H54V130H53ZM67 129H68V131H67ZM72 129H73V130H72ZM75 129H78V130H75ZM126 129L129 131V132H128V131L125 132V133H128L127 135L123 133L124 130L126 131ZM139 129H140V131H139ZM171 129H170L169 126H168L167 131L170 130V132H171ZM194 129H193V131H194ZM200 129H201V128H200ZM251 129H254V130L256 131L258 128H257V129H256V128H251ZM260 129H262V127H260ZM260 129H259V131H260ZM7 130H8V131H7ZM30 130H31V131H30ZM34 130H35V131H34ZM91 130H92V131H91ZM102 130H103L104 134L101 133ZM134 130H136V131H138V132H135ZM149 130H147V131H149ZM160 130H162V129H160ZM160 130L158 129L157 131L160 132ZM163 130H164V129H163ZM163 130H162V131H163ZM174 130H175V131H174ZM262 130H263V129H262ZM3 131H6L5 133H6L7 135H5V133H4ZM12 131H13V132H12ZM23 131H24V132H23ZM45 131H46V132H45ZM48 131H49V132H48ZM51 131H52V132H51ZM66 131H67V132H66ZM93 131H94V132H93ZM143 131H144V132H143ZM157 131H156V133H157ZM184 131H186V130L184 129ZM188 131H189V129H187V132H188ZM200 131H201L200 133H204V132L202 131V129H201ZM218 131H219V130H218ZM259 131H258V132H259ZM263 131H264V130H263ZM7 132H8V133H7ZM20 132H21V133H20ZM25 132H28V133H26V134H28L29 136L26 135ZM29 132H30V133H29ZM34 132H35V133H34ZM69 132H71V133H69ZM105 132H106V133H105ZM142 132H143V133H142ZM170 132H169V134H170ZM181 132H179V133H181ZM187 132H186V133H187ZM258 132H257V133H258ZM11 133H12V134H11ZM13 133H14L15 135H14ZM58 133H59V134H58ZM74 133H75V134H74ZM92 133H99V134H102V135L99 136V134H98V136H97L98 138L95 140L94 138L91 139V137H95V136H93V135H96V134L91 135ZM122 133H123V135L121 136ZM130 133H131L132 135H130ZM148 133H149V132H148ZM154 133H155V132H154ZM161 133H162V132H161ZM163 133H168V132H164V131H163ZM189 133H187V135H185V134H184V135H185V136H188ZM193 133H194V132H193ZM257 133H256V132L254 133L255 136H256V135H257V137H258V136H261V135H260V134H261L260 132H259L260 134H259V133L257 134ZM0 134H1V133H0ZM2 134H1V136H2ZM49 134H50V135H49ZM70 134H71V135H70ZM73 134H74V136H73ZM77 134H78V135L80 134L79 136H81V137L84 136V137L81 138V137H79ZM88 134H89V135H88ZM113 134H114V135H113ZM141 134H140V135H141ZM181 134H182V133H181ZM194 134H195V133H194ZM194 134H192V135H194ZM197 134H198V133H197ZM197 134L194 135V136H192L191 138H192V139H193V138H194V139H196V138H197V139L200 138V135H201V134H199V137H196ZM20 135H21L22 137H21ZM64 135H65V136H64ZM109 135H110L111 137H109ZM118 135H119V136H118ZM140 135H139V136H140ZM190 135H191V134H189V136H190ZM252 135H253V133H252ZM252 135H250L251 137H249V135H248V137H249L250 139H249V138L247 137V135H246V137L248 138L247 141H248V140H251V141H252V139H253V138H252V137H253ZM13 136H15V137L17 136V137H16V138H15V137L13 138ZM25 136H26V137H25ZM75 136H76V137H75ZM86 136H87V139H86ZM88 136H89V137H88ZM90 136H91V137H90ZM103 136H104L105 138H103ZM117 136H118V137H117ZM126 136H127V137L130 136V137L126 139V138H125ZM131 136H132V137H131ZM177 136H178V135H177ZM185 136H182V135H181L180 137H181V138H182V137L184 138ZM189 136H188V137H189ZM202 136H203V135H202ZM205 136L208 137V134L205 135ZM52 137H53V138H52ZM65 137L69 140V141L67 140L69 144L66 142V140H65L66 138H65ZM70 137H71V139H70ZM77 137H78V138H77ZM99 137H101V138H99ZM120 137H121V138H120ZM188 137H186L185 139H187L189 142H191L192 139H191V138H188ZM203 137H204V136H203ZM206 137H204V140L201 139L202 137L200 138L199 146H200L202 149L206 147V151H207V152L204 151L205 149H204V150H201V151H202V152H201L202 154L199 153L198 156H196V157L198 158V160L196 161L197 163H196V162L191 163V164L189 165L190 169H189V167H188L187 169H184V168H183L184 170H188V172L185 171L186 173H188V174H185V175L189 177V179H190V183H189V185H191V187L195 184V183H193V182L196 181V178H197L198 175H200V176L202 175V177L205 178V177H206V174H205L206 171L209 170L210 167H212V165H213V166H216V165L218 164V166H216V167L218 168V167H219V164L221 165L222 162L225 161V160L221 159L222 156H221V157H218V158H217V157H214V156L216 155L215 152H216L217 149L214 148L212 151H211V150L208 151V148H207V147H209V146H205L206 142H204L205 144L203 143V141H205V138H206ZM243 137H244L243 141H244V140L246 141V137H245V135H244ZM261 137H262V136H261ZM9 138H10V137H9ZM11 138H10V140H11ZM23 138H24V139H23ZM72 138L74 139V141H72V140H73ZM76 138H77L78 140H76ZM95 138H96V137H95ZM109 138H112L114 141H113L112 139H109ZM115 138H116V140H115ZM122 138H123V140H122ZM135 138H136V137H135ZM251 138H252V139H251ZM22 139H23V140H22ZM62 139H64V140H62ZM80 139H81L82 141H80ZM89 139H90L91 141L95 140V143H94V142L92 143ZM98 139H99V140L102 139L101 142H100V144L102 145V147H101V145L98 144V143H99V141L97 142ZM106 139H108V140H106ZM125 139H126V140H125ZM207 139H208V138H207ZM207 139H206V140H207ZM8 140H9V139H8ZM10 140H9V141H10ZM83 140H84V141H83ZM109 140H110V141H109ZM119 140H120V141H119ZM121 140H122V141L125 140L123 144H122V141H121ZM201 140H202V142H201ZM255 140H256V139H255ZM257 140H260V141H257ZM257 140H256V141H257L258 145H256L257 143H255L256 141H254V139H253L255 145H254L253 141H252V142L248 141V142H249V143L247 142L248 145H249L250 143H252L251 145H249V146H250V147H249V146L246 145V142L244 141V144L247 146L246 149H245V145H244V148H243L242 146H240V147H242V148H240V149H242V152H243L244 154L252 155V156L244 155V156H246V158L243 157V162H242L243 165H242V167H244L243 169H244V171H246V172L242 173V174H244V176H240L241 178L243 177L242 179H247V177L252 176L251 178L249 177V183H250L251 185L248 184V179H247L246 181L244 180L243 183L246 182L245 184H243V183L241 182V181H243L242 179H240V178L238 179L239 174H240L241 172H243V170H241L242 167H241V168L239 167V168H240V173L238 172V175H237V173H235V172H233V171H230V170H233V169H230V170H229V172H231L232 174L235 173L234 175H230V176L235 177V175H237V176L235 177V179H234L233 177H231V178H233L235 181H234V180H231V182H230V179H227L225 183L223 182V184L220 183V184L214 186L215 188H221V187H224V186H226V184L228 185V186H226V187H232V188H234V189H235V188L237 189V187H240L239 185L243 186L244 188H247V187H250V188H251L252 183H254V182H255V183L257 182V184L259 183V185L261 186V188H264V187L262 186V185L264 184V182H263V181H264V164L262 165V163H264V158H263V157H264V156H263V155H264V154H263L264 151L260 150L264 145H262L261 147H260V145H259V144H260L259 142H261V140H262V142H261V144H262V143L264 142V140H263V137H262L261 139H257ZM2 141H3V142H2ZM9 141H8V142H9ZM64 141H65V142H64ZM79 141H80V142H79ZM103 141H104V142H103ZM112 141H113V144L109 146V144H111ZM194 141H195V140H193V142H194ZM198 141H199V140H198ZM16 142H15V143H16ZM50 142H51V143H50ZM62 142H63L64 144H63ZM107 142H109V143L107 144ZM115 142H116V143L118 142V144H121V145H118V144L115 145V144H116ZM65 143L68 144L69 146L67 145L68 147H65V146H66ZM81 143H84V144H82L81 146H79ZM89 143H91V145H90ZM105 143H106L107 146L104 145ZM196 143H197V141H196ZM201 143L204 144L203 147H202ZM218 143H219V142H218ZM3 144H5V147L7 148V151H6V148L3 146ZM16 144H17V143H16ZM87 144H88V145H87ZM93 144H94V150H93ZM97 144H98V145H97ZM197 144H198V143H197ZM241 144L243 145V143H241ZM241 144L239 143V145H241ZM64 145H65V146H64ZM76 145H77V146H76ZM123 145H124L125 148H126V149H125V148H122V149H125V150H126V151L124 150V151H125L124 153H123V150L120 148V146H123ZM207 145H208V144H207ZM253 145L256 146V148H257V146H259V147H260L259 150L262 151V152H260V151L258 150L259 147L257 148L258 153L254 152L256 149H255L253 152H252V151H248L247 149L249 148V150H250L251 146H253ZM2 146H3V148H4L5 150H4L3 148H1ZM49 146H50V147H49ZM52 146H53V147H52ZM54 146H55V147H54ZM62 146H63V147H62ZM86 146H87V148H85ZM91 146H92V147H91ZM105 146H106V147H105ZM111 146H113V147H114V146H117V147H116V149H115V148H112V149H115V150H112V151L110 150L111 148H109V150L111 151V152H110V151L108 150V147H111ZM124 146H123V147H124ZM214 146H216V148L219 149V145H218V147H217V145H214ZM214 146H213V147H214ZM15 147H16V148H15ZM100 147H101V148H100ZM104 147H105V149H104ZM118 147H119L120 149H118ZM8 148H10V149H8ZM46 148H47V149H46ZM60 148H64L65 150H67V152H71V153L75 151V154H76V152L78 153V150H77V149H81L80 152H79V154H76V155H79L80 157H78V156H76L75 154L72 153L73 155H72V156L69 155L70 158L68 159V155H67V156L65 155L67 152L64 151L65 153L62 154V151H61ZM66 148H67V149H66ZM74 148H75V149H74ZM98 148H99V149H98ZM106 148H107V149H106ZM16 149H17V150H16ZM25 149H26V150H25ZM32 149H33V151H32ZM41 149H42V152H41ZM45 149H46V150H45ZM64 149H63V150H64ZM69 149H70V150H69ZM82 149H83V151H82ZM90 149H91V150H90ZM100 149H101V150H100ZM127 149H128V150H127ZM220 149H221V148H220ZM243 149H245V150L243 151ZM252 149H254V147H252ZM15 150L18 151V152H16ZM85 150H86V151H85ZM89 150H90V151H89ZM103 150H104V152H105L104 157H102V155L99 156L100 153H104ZM105 150H106V151H105ZM9 151H10V152H9ZM30 151H31V152H30ZM35 151H36L37 153H36ZM96 151H97V152H96ZM108 151L111 153V156L108 155V154H110ZM115 151H116V152H115ZM117 151H118V152H117ZM120 151H122V152H120ZM11 152H12V153L15 152V153L12 154ZM112 152L116 153V154H114V156H116L118 153H120L119 155H117V159H116V158L113 159L114 156H112V155H113ZM126 152H127V153H126ZM204 152H205V155L203 156ZM210 152H211V155H210ZM245 152H246V153H245ZM248 152H252V153H248ZM16 153H17V154H16ZM30 153H33L34 155H32V154H30ZM35 153H36V154H35ZM80 153H81V155H82V153H83L82 157H81ZM85 153H86V156L84 155ZM87 153H88V154H87ZM91 153H93V154H91ZM213 153H214L215 155H214ZM217 153H218V152H217ZM253 153H254V154H253ZM260 153H261V154H260ZM11 154H12V155H11ZM28 154H29V156H28ZM67 154H69V153H67ZM222 154H223V153H222ZM14 155H16V156L18 155L17 158H20V159L15 158L16 156L14 157ZM23 155H24V156H23ZM30 155H31L32 157H31ZM74 155H75V156H74ZM96 155H97V156H96ZM121 155H123L122 157L128 156L129 159H131V160H129L130 163H129V161H128L127 165H125V164L123 163V161L120 162L121 164L123 163L122 165H120V164L118 163V164L120 165V167L117 165V166L119 167V169H116V170H117V171L120 170V172L118 171V172H119V173H118V172L116 171V172H117L116 174H118V176H117L116 174H114V173H115V172H114V170H115L114 167L116 166L115 161H116V162H117V160L120 161V160L118 159V157L120 158ZM200 155H201V156H200ZM212 155H213L214 158H213V157H212V158L209 157V156H212ZM260 155H262L263 157H262V156L260 157ZM19 156H20V157H19ZM25 156H28V157H25ZM73 156L76 157V158H74ZM84 156H85L87 159H88V158H91L90 156H92V158H91L90 160H94V159H96V162H95V161L90 162V160H89V163H88V162H87V159H86V161H85V160L83 161V159H85ZM105 156H106L107 158H112V160H113L112 163H111V159H110L109 162L111 163L110 165H112V167H111V166H110V167H111L112 169H114V170H113L114 173L111 172V173H113V175H111V176H112V178H113L115 181H114V180H113V181H110V183H112V182L114 183V184H113L114 188H113L112 184L107 183L108 179L111 180V178H110V176L108 175V174H109L108 172H110V171H108V168H110V167H107L108 165H106V161L109 160V159H107V160H106V159H103V158H105ZM132 156H134V155H132ZM205 156H207V157H205ZM216 156H217V155H216ZM219 156H220V151H219ZM227 156H228V155H227ZM255 156H256V157H255ZM30 157H31L32 159H31ZM59 157H60V158H59ZM77 157H78L79 159H80V158H81V159L79 160V159H77ZM93 157H94V158H93ZM95 157H96V158H95ZM128 157H125L126 159H123V158H122L123 160H125V161H124L125 163L127 162ZM201 157H202L203 159H202ZM234 157H235V156H234ZM250 157H251V159H249ZM13 158H14V159H13ZM28 158H29V159H28ZM62 158H63L64 160H62ZM65 158H67V159H65ZM164 158H165V160H164ZM164 158H159V159H161V160H160L161 162L159 161V159H156V160H157L156 163H157V162H158V163L155 165L156 167L154 166V169H153V168H152V169H149V168H148V171H147L146 169H145V170L143 169V170H141L142 173H140V174L142 175L143 172L145 171L144 174L147 175L146 173H148L149 170H150V171H152V170L155 171V170H157V169H158V171L162 170V169H160L161 167H160L158 164H160V163H162V162H166L167 160H171V161H172V159H170L169 157H164ZM223 158H225L224 155H223ZM226 158H227V157H226ZM226 158H225V159H226ZM244 158H245V159H244ZM247 158H248V159H247ZM252 158H253L254 160H252ZM256 158H257V159H256ZM16 159H17V160H16ZM22 159H24V160L22 161ZM54 159H56V162H57V160H58V163H59V164H58V163H55V160H54ZM120 159H121V158H120ZM10 160H11V161H10ZM14 160H16V162H14ZM28 160H30V161H28ZM48 160H49V162L52 161V160H54V161H52L50 165H46L47 163L49 164V162H47ZM61 160H62V161H61ZM65 160H66V161H65ZM69 160H70V163H69ZM75 160H77V162H76ZM81 160H82V161H81ZM104 160H105V161H104ZM114 160H115V161H114ZM148 160H149V162H146V163H150V162H151V159H148ZM162 160H163V161H162ZM214 160L218 161L219 163L216 162V161L214 162ZM219 160H220V161H219ZM221 160H222V161H221ZM244 160H245L246 162H245ZM257 160H259V161H257ZM262 160H263V161H262ZM18 161H19V162H18ZM21 161H22V162H21ZM45 161H46L47 163H46ZM72 161H74V162H72ZM78 161H80V163H79L80 166H78V164H77ZM102 161H103V162H102ZM135 161H136V160H135ZM211 161H212V162H211ZM13 162H14V163H13ZM75 162H76V168H77V169H75V167H74V166H75V165H74ZM84 162H85V163L87 162V164H90L91 167L94 166L93 164L96 163V164H95L96 166H94V167L96 168V171L99 169V168L97 167V165H98L99 167H101L100 169H102V168L104 169V168H105V169H104V172H105V170L107 169V170H106L107 172H106L105 174H104V172H103V174H102V173H101L102 170H101V172L99 173L100 169H99L98 172H96V171L94 170L95 168H94V167L91 168L90 165H88L90 168H86V167H88V166H86L87 164H85ZM94 162H95V163H94ZM107 162H108V161H107ZM109 162H108L107 164H109ZM159 162H160V163H159ZM201 162H202V163H201ZM203 162H204V163H203ZM251 162H252V163H251ZM257 162H259V163H257ZM30 163H31L30 166L32 167L33 164L35 165L36 161H34V162L31 161ZM65 163H66V164H65ZM103 163H104V165H103ZM135 163H138V162H135ZM212 163H213V164H212ZM214 163H215V164L217 163V164L214 165ZM250 163H251V165H249ZM254 163H256L257 166H256ZM62 164H63V166H62ZM67 164H68V165H67ZM114 164H115V165H114ZM150 164H151V163H150ZM150 164H147V165L145 164V167L147 168V166L150 165ZM169 164H170V163H165V164L163 163V164H160V165H161V166L164 165V167H165V166H167V165L169 166ZM198 164H199V166H198ZM247 164H248V165H247ZM252 164H253V165H252ZM258 164H259V165H258ZM45 165H46V167H45ZM53 165H52V166H53ZM69 165H70V167H69ZM73 165H74V166H73ZM136 165H137V164H136ZM142 165H143V164L139 165V168H140V167L143 168L144 165H143V166H142ZM151 165H152V164H151ZM151 165H150V166H151ZM172 165H173V164H172ZM172 165L170 164L171 167H172ZM202 165L205 166V167L208 166V165H210V166H208V167L205 168V167H203ZM246 165H247V166H246ZM260 165H261V167H260ZM7 166H8V165H7ZM9 166H10V165H9ZM65 166H66V167H65ZM102 166H103V167H102ZM157 166H158L159 168H157ZM196 166H197V168H196ZM245 166H246V168H245ZM248 166H250V167H248ZM252 166H256V167H255V168H254V167L252 168ZM54 167H52L53 170H54ZM58 167H57V168H58ZM71 167H72V168H71ZM73 167H74V168H73ZM78 167H79L80 169H78ZM106 167H107V168H106ZM129 167H130V166H129ZM137 167H138V166H137ZM148 167H149V166H148ZM152 167H153V166H152ZM199 167H201V168H203V169L200 170ZM27 168H28V167L26 166V169H27ZM57 168H55V170H54L55 172L58 170ZM61 168H62V169H61ZM64 168H65V169H64ZM97 168H98V169H97ZM111 168H110L109 170H111ZM115 168H117V167H115ZM120 168H121V169H120ZM139 168H138V169H139ZM162 168H163V166H162ZM167 168H168V169L165 170V173H166V174L160 171V173H162L163 175H161V177H158L159 175L156 177V175H155L156 178L153 179V180H154L155 182L158 181V182H160L161 184L163 183V185H164L163 178H165V179L168 178V179L170 180L171 175H173V174L171 173V172L173 171V169L170 168V170H172V171H171V172H170V171H169V172H166V171L169 170V167H167ZM194 168H196V169H194ZM250 168H252V169H250ZM7 169L10 170V173H9V174H10L11 176L8 178V180H6V179L4 180V179L2 178V179H3V182L5 181V183H2L1 180H0V182H1V183H0V186H2L1 184H3V186H2L1 188L4 189V190L2 189V190L4 191V192L2 191L3 193L0 192V193H1V195H0V196H1V199H0V203H1V205H0V220H2V219L4 220V219H5V216H7V214H8L10 211H12V209H11L12 207L10 206L11 201H9V200H11V199H10L11 197H12L13 199H14V197H16L15 199H18L19 202L22 203V202H23L28 196H30V195H29V194H30L29 189H32V190H35V191L37 190V191H38V193H36L35 191H32V190H31V191H32V194L34 193L33 195H38V194L40 195L39 191H40V192L45 191L44 193H46L47 191L50 190V189L47 190V188H48L50 185H53V184H52V183H53V182H52L53 180H51V179H54V180L56 179V180H57V176H56V174L53 175V174H54V171H53L52 174H51V176H52L53 178H51V176L49 175L50 173H49V174L46 173V174H47V178H46V176H45L46 174H44V172H46V171H44L45 169H42V168H41L42 170H41V169H40V170H41V171H44V172H41V171L38 172V171H36V173L38 172L37 174L34 173V174H36V177H35V175H34L33 173H32V174H33V175H32L33 177L30 175V177H32V178H30V177H28V176H26V175L23 176V174H26V173L24 172L23 174H21L23 177H22L21 175H19L20 177H16V178H18V181L15 179V180L13 181V183H12L11 180H13V178L15 177V175L17 176L18 174H14V171H13L10 167H7ZM26 169H24V170H26ZM50 169H51V167H50ZM52 169H51V171H52ZM56 169H57V170H56ZM73 169H74V172H75V173H73ZM85 169H86V171H85ZM90 169H92L93 172L90 171ZM127 169H128V168L123 169V170H127ZM140 169H141V168H140ZM164 169H166V168H164ZM206 169H207V170H206ZM246 169H250L249 172H250V171L252 172L253 169H254V171L252 172V174L254 173L255 175H257V177L255 176L256 178H253L254 175H250L251 173H248V170H246ZM18 170H19V169H17V171H18ZM24 170H22V171H24ZM69 170H68V171H69ZM123 170H122V171H123ZM128 170H130V169H128ZM133 170L131 169V171L134 173ZM174 170H175V169H174ZM191 170H192V171H191ZM204 170H205V171H204ZM261 170H262V171H261ZM26 171H27V170H26ZM51 171L49 170V172H51ZM111 171H112V170H111ZM141 171L139 170V172H141ZM154 171H152V173H153ZM194 171H195V172H194ZM197 171H198L199 173H198ZM234 171H235V170H234ZM47 172H48V171H47ZM81 172H82V171H81ZM94 172H96L95 174L99 175L100 177H99V176L96 177L97 175L93 174ZM123 172H124V171H123ZM123 172H122V173H123ZM125 172L127 173L128 171H125ZM125 172H124V174H125ZM136 172H138V171H136ZM136 172L134 173V175L139 174V173H136ZM155 172H157V171H155ZM182 172H184V171H182ZM200 172H201V173H200ZM203 172H204L205 175L202 174ZM12 173H13L14 175H12ZM15 173H16V172H15ZM39 173H40V175H38ZM41 173H42V174H41ZM107 173H108V174H107ZM111 173H110V174H111ZM133 173H132V175H131L132 177L130 176V177H131V183H132V184L134 183V184H137V185H138V182H139V181H142V182L139 183V187H140V185H143V180H144V181L147 180V181H145V183H144V184H147V185H148V183H149L148 180H150V181H151V182H150L151 184H149V185H151V186L148 185V187H150V188H154V189L163 190V188H161L163 185L161 186V184L158 183V182H157V183H158L157 185L160 184V185H159L160 187L157 186V185H155L156 183H155V184L153 183V185H152V182H153L152 178H154V173H153V176H152V175L149 176V174H151V172H149L147 176H145V175H142V176L139 175V179H137L138 176H137V177L135 176V178H136L138 181H136V179L133 177ZM160 173H159V174H160ZM173 173H174V176H175V173H176V172H173ZM231 173H230V174H231ZM260 173H261V175H263V176H262L263 178H261ZM3 174H4V173H3ZM3 174H1V175H3ZM28 174H29V173H28ZM57 174H58V171H57ZM91 174H92V175H91ZM106 174H107V176H109V177H107V178L104 177V179H106L107 181H105V180L103 179V176H101V175H104V176H105ZM156 174H157V173H156ZM168 174H169V175H168ZM245 174H247V177H246ZM248 174H249V175H248ZM43 175H44V177L47 179V182L49 183V181H50L51 183L48 184V186L46 187V189L43 187L45 190L41 188V189H42V191H41V190L36 189L35 187H33V185L35 184V186H36V185L38 184V183H36V182H39V181L42 182V181H43V178H44ZM93 175H95L94 178H93ZM164 175H165V176H164ZM166 175H167V176H166ZM182 175H184V174L182 173ZM185 175H184V176H185ZM189 175L191 176V178H190ZM13 176H14V177H13ZM38 176H39V177L41 176V177H40L39 179H37ZM55 176H56V177H55ZM120 176H121V177H120ZM144 176H145V178L143 179L142 177H144ZM151 176H152V177H151ZM192 176H193V177H192ZM21 177H22V178H21ZM24 177H25L26 179H29V180H28L29 183H26V181H25L26 185H28L29 187L32 186L33 188L31 187V188H29L28 190H26V189H25V188H26V185H23V186L21 185L22 180H25ZM54 177H55V178H54ZM75 177H76V175H75ZM77 177H78V175H77ZM118 177H120V178H118ZM140 177H141V178H140ZM146 177H147V178H146ZM149 177H151V178H149ZM162 177H163V178H162ZM169 177H170V178H169ZM195 177H196V178H195ZM202 177H201V178H202ZM208 177H209V176H208ZM208 177H206V179H208ZM259 177H260L261 179H263V181H262L261 179H259ZM10 178H12V179L10 180ZM45 178H44V180H46ZM48 178H49V179L51 178V179L48 181ZM98 178H100V179H98ZM125 178H126L127 180H125ZM148 178H149V179H148ZM193 178L195 179L194 181H193ZM31 179H34V180H31ZM35 179H36V180H35ZM41 179H42V180H41ZM75 179H76V178H75ZM102 179H103V180H102ZM123 179H124V180H123ZM140 179H141V180H140ZM142 179H143V180H142ZM157 179H158V180H157ZM168 179H166L165 181H167ZM172 179H173V178H172ZM174 179H175V178H174ZM174 179H173V181H174ZM252 179H253L254 181H253ZM255 179H257V180H255ZM258 179H259V180H258ZM37 180H38V181H37ZM70 180H71V179H70ZM96 180H97V182H95ZM101 180H102V181H101ZM122 180H123V181H122ZM260 180H261L262 182H261ZM7 181H8V182H7ZM30 181H32V183H33L34 181H35V182L32 184ZM93 181H94V182H93ZM98 181H100V182H98ZM116 181H118V182H116ZM124 181H127V182H125V183H126L125 185H123V184H124ZM161 181H162V182H161ZM232 181H234V183H232ZM236 181H238V182H236ZM252 181H253V182H252ZM258 181H259V182H258ZM6 182H7V183H6ZM44 182H45V181H43V183H44ZM84 182L87 183V185H86ZM101 182H102V183H101ZM119 182H120V183H119ZM121 182H122V183H121ZM235 182H236V183H235ZM11 183H12V184H11ZM25 183L22 182V184H25ZM43 183H42V184H43ZM54 183H55V181H54ZM229 183H230V184H229ZM262 183H263V184H262ZM5 184H9V185H11V186L13 185L14 188L10 187V188H11V191H9L8 185H6V187H5ZM44 184H46V182H45ZM90 184H91V185H90ZM101 184H102V185H101ZM104 184H105V185H104ZM119 184H120V187H119ZM129 184H130V181H129ZM129 184H128V186H129ZM167 184H168V183H166V185H167ZM170 184H171V185H170ZM170 184L168 185V188H169V189H164L165 191H166V190L168 191V190H172V189H173L172 182H171ZM247 184H248V185H247ZM17 185H18V189H17ZM39 185H41V184L39 183ZM84 185H86V187H84ZM92 185H93V186H92ZM94 185H97V186H94ZM147 185H143V186H147ZM232 185H234V186H232ZM246 185H247V187H246ZM20 186H21V188H20ZM24 186H25V188H24L25 190H24V191H26V193H22V192H23L22 189H23ZM42 186H43V185H42ZM44 186H46V185H44ZM67 186H68V187L70 186V189H67V188H68ZM71 186H72V187H71ZM90 186H92V187H90ZM143 186L140 187V188H144ZM170 186L172 187V189H170ZM236 186H237V187H236ZM36 187L38 188V187H40V186L37 185ZM93 187L95 188V190H94ZM121 187H123V189H122ZM163 187H165V186H163ZM6 188H7V190H8L9 192L6 191ZM34 188H35V189H34ZM49 188H50V187H49ZM71 188H72V189H71ZM87 188H88V189H87ZM96 188H97V189H96ZM119 188H121L122 190L117 191V189H119ZM174 188H175V186H174ZM13 189L15 190V192H14ZM16 189H17V190H16ZM19 189H21V190H20L21 192L19 191ZM80 189H81L82 191H84V194H85V195L83 194L82 191H80ZM90 189H91V190H90ZM98 189H100V190L98 191ZM241 189H242V187H241ZM247 189H249V188H247ZM0 190H1V189H0ZM46 190H47V191H46ZM85 190H86V191H85ZM88 190H89V191H88ZM113 190H110V192L107 191V192L109 193V194H108V193L106 192L107 195H110V193H113ZM175 190H176V188H175ZM17 191H18L19 193H22V196H21V194H19ZM28 191H29V192H28ZM50 191H52V190H50ZM87 191H88V192H87ZM91 191H92V192H91ZM120 191H121V192H120ZM167 191H166V192H167ZM173 191H174V190H173ZM173 191H172V192H173ZM179 191H180V190H179ZM6 192H7V194H6ZM11 192H12V193H11ZM81 192H82V193H81ZM85 192H86V193H85ZM94 192H95V193H94ZM168 192H170V191H168ZM168 192H167V193H168ZM172 192L169 193V194H172ZM176 192H177V193H176ZM180 192H181V191H180ZM13 193H14V195H13ZM50 193H53V194H54L53 191L50 192ZM75 193H76V192H75ZM103 193H102V194H103ZM175 193L178 194V191H175ZM175 193L172 194V198H173V200L176 198V197H175ZM18 194H19V195H18ZM25 194H28V196H26ZM59 194H61V195H59ZM59 194H58V195L60 196V198H62V199H60V202L63 203V202H64L63 200H65V199H64L65 197L62 195V191H61V193H59ZM70 194H71V193H70ZM81 194H83V196H82V197H83V198H82L83 203H84V201L86 200V201H85L86 203H84V205H81V202H79V201H80L79 198L81 197ZM89 194H90V195H89ZM102 194H101V193H100V195L98 194V198H99V197H102V196H103ZM104 194H105V193H104ZM8 195L11 196V197L9 198ZM15 195H16V196H15ZM72 195H70V196L68 197V199H70V197H73ZM101 195H102V196H101ZM2 196H3V200H4V203H5V204L3 203ZM17 196H18V197L20 196V197L18 198ZM76 196H77V197H76ZM79 196H80V197H79ZM85 196H86V198H88V199H84ZM6 197H7V198H6ZM25 197H26V198H25ZM78 197H79V198H78ZM104 197H106V194H105ZM104 197H102V199H103ZM5 198H6V199H5ZM52 198H53V197H52ZM76 198H77V199H76ZM91 198H92V199H91ZM15 199H14V200H15ZM53 199H54V198H53ZM53 199H51V202H50L49 205H53V204H52ZM96 199H97V198H96ZM156 199H157L158 201H160L161 203H163V204H160L159 207H158V209H159L160 211H162V212H165L164 209H165L166 207H175V205H173V204H174L173 201H170L169 199H166V198H164V197H158V198H156ZM1 200H2V201H1ZM7 200H8V201H7ZM18 200H16V201H18ZM20 200H22V201H20ZM61 200H62V201H61ZM92 200H94V201H92ZM60 202L58 203V205H56V206H58V207H56V211H57V210L59 211L60 209L62 210V208H61V206H60L62 203L60 204ZM72 202H73V201H72ZM74 202H73V203H74ZM9 203H10V204H9ZM2 204H3V205H2ZM6 204H7V205H6ZM8 204H9V205H8ZM59 204H60V205H59ZM116 204H118V205L121 204V200H120V199L117 200V201H116ZM218 204H219V203H218ZM218 204H216V207H220L221 203H220L219 205H218ZM74 205H75V206H74L75 208L78 207L76 204H74ZM213 205H214V207H215V204H213ZM2 206H3V207H2ZM4 206H5V207H4ZM8 206H9V207H8ZM239 206L241 207L242 205H239ZM53 207H54V206H52V208H53ZM59 207H60V208H59ZM88 207H89V208H88ZM92 207H91V209H92ZM118 207H119V206H118ZM212 207H213V206H212ZM8 208L10 209V211H8V210H9ZM17 208H19V210H20V209L23 210L22 207H21V208H20V207H17ZM23 208H24V207H23ZM48 208H51V207H48ZM54 208H55V207H54ZM54 208H53V210H54ZM58 208H59V209H58ZM84 208H87V209H84ZM210 208H211V207H210ZM3 209H4V210L6 209L7 211H4ZM44 209H45V208H44ZM79 209L82 210L81 207H80ZM118 209H120L121 212L124 211V213H125V212H126V213L128 212V211H127V210H128L127 208H125V209H127V210H124L123 207L118 208ZM217 209H219V208H215V209L211 210V211H210L211 213H208V212H209V209L205 210V211H208L207 213H208L209 216L207 215V213L204 214L205 212L203 211V213L201 214V216L204 214V215H203L204 218H207V219H203V216L201 217L199 214L196 216V218H193V219H195V220H193V221H192L191 219H187V220H191L192 223L189 222V221H187L186 219H184V220H185V221H183L184 223L181 224V222H180L181 219H178L177 216H174V215L170 216V215H168V216H170V218L174 216L175 219H176V217H177L176 220H179V221H176V220H175V221H176V222H180V225H179V223H176V222L174 223V221L171 220V222H173V224L170 223L171 225L169 224V226H172V227L174 226V227H175V225L178 224V225H177L178 228H180V230L183 231V233H184V231H186V232H188V233L192 231L193 234L190 233V235H189V234H187L186 232H185L186 234H185V233H184V234L189 238L190 241H193V240H194V241H193L194 243H192V244H191V243H188L189 246H190V244H191V246L189 247L188 244H187L186 246H188V250H187V247H185V248H186V251H185L184 248H181V247L178 245V244H179L178 241H180L179 238H180L182 235H181V236L179 235L178 238H176V236H174L173 241L171 240V238H172V237H171L170 240H171L172 242H174V240L176 241V248H177V249H176V248H175L176 250L174 249V250H175V251H174L175 253H174V252L171 251V248H170V252H169V253H171V254H168V255H167L166 252H165V253L163 254V258L160 257V256H159L160 254L158 253L159 255H157V256L160 257V258H162V259H160V258L157 259L156 255L154 256V257H156V258L150 257L151 255H148V254H149L148 252H147V253H148V254H147L146 251L143 252L142 250H140L139 253L136 254V253H137V249L135 250V249L133 248V245H134L135 248H138V247L140 248L139 245L142 244V242L144 241V240L142 241V239H144V237H140V236L137 237V236H135V237H137V240L135 241V239H133V237H132L133 235H131V237H130V236H129V237L127 236L129 239H128L127 237L124 239L123 237H119V236H118L119 238L114 237L113 242H115V244H112V243H113L112 240H111L112 237H111V238L106 237V239H105L104 236H102V237H98V235H95V236H96V237H95L93 234H91V235L93 236L92 239H91V237H90V238L87 237V236H89V235H87V233H85V236H86L87 239H85V237H84V239H82V237H80V236H83V233H82V235H80V236L77 235L78 237L76 236L78 239H77V238H74L75 235H73V233H69V234H71L72 236H71V235H67L68 233L66 234L68 237H65V236H64V243H65V240H66V242H68V245L70 244V245L72 246V245H74V244H72V242L74 243V242H76V241H78V242L81 241V242H83V243L85 242V243H84V246H86V248L83 247L84 250L81 249V253L78 251V252H79V255H78V253H76V254L78 255L77 258H74V259H73V256H76V254H73V251L70 250V252H71V254H72L73 256H70L71 254H70V255H66L65 253H64V254L66 255V256H65L66 259L68 258V256H70L69 258H70L71 260H69V258L67 259V261H66L65 258H63V259L65 260V262H68V261L70 262V263L68 262L67 264H71V263H72V264H73V263H74V264H75V263H76V264H118V263H119V264H140V263L143 264V261H144V264H147V263L150 262V260H152V262H154L155 260H158V261H155L154 264H224L225 262H226V264H250V263H251V264H259V261H260V264H264V258H263V257H264V252L261 251L262 249H264V247H263L264 244H261V243H260V242H261L260 240H263V239H261V237H257L258 241L255 242L254 239H252V241H254V242H252V241H251V237L249 236V234L247 235V233H248L249 231L247 232L246 230H249L252 226H251V225H248L247 223H246V225H245V223H244V224H243V225H244L243 228H245L246 226H248V227L251 226L249 229H248V227H246L247 229L245 228V231H244V230L242 229V225H238V224H236L237 220L235 221V220H233V219H230V222H229L228 219H229V218H232V217H229V216L227 217V220H226V219H225V218H226L225 216H227V214H226V213H224V214H226V215L222 214L223 212H221V210H218V211L221 213V216L219 215V213H218V215H217V214H216V213L218 212ZM21 210H20V212H21ZM25 210L28 211V208H25ZM51 210H52V209H51ZM61 210H60V211H61ZM87 210H89V211H87ZM214 210H215V211H214ZM26 211H25V212H26ZM58 211H57V212H58ZM91 211H92V210H91ZM213 211H214V212H213ZM14 212H15V211H14ZM17 212H18V210H17ZM23 212H24V210H23ZM25 212H24L23 214H24V216H26V217L24 218V219H26V220L20 219V222H21L22 220L27 222V221L30 219L29 216L32 215V214H31V213H32L31 211H30V214H29V215H28L29 212L26 213V214H25ZM49 212H51V211H49ZM49 212H46V210H45V213L42 215V221H43V222L40 221V224H41V223H44L43 225H49V224H51V222H52L53 220H50L47 216H49V217L51 216V219H52V218L54 217V216H52V215L54 214V211H53V213L51 212L52 215H51ZM15 213H16V212H15ZM18 213H19V212H18ZM83 213H82V215H83ZM3 214H4L5 216H4ZM89 214H90V213H89ZM164 214H166L165 216H167V213H164ZM1 215H2V217H1ZM46 215H47V216H46ZM45 216L51 221V222H49V224H48V221H49V220H47V224H45L46 220H43V218H44ZM85 216H84V217H85ZM168 216H167V218H165V219H166L167 221H170V219H168V218H169ZM207 216H208V217H207ZM87 217H89V215H87ZM197 217H200L201 221H200V219L197 218ZM14 218H15V220H16L18 217H14ZM14 218H13V220H14ZM28 218H29V219H28ZM47 218H46V219H47ZM54 218H55V217H54ZM54 218H53V219H54ZM44 219H45V218H44ZM171 219H173V218H171ZM202 219H203L204 221H202ZM40 220H41V219H40ZM98 220H99V219H98ZM144 220H145V219H144ZM147 220H148V219H147ZM147 220H146V221H147ZM151 220H152V219H151ZM151 220L149 219V222H150ZM182 220H183V219H182ZM182 220H181V221H182ZM224 220H225V221H224ZM231 220H232V221H231ZM23 221H22V222H23ZM96 221H97V220H96ZM152 221H153V220H152ZM186 221L188 222L187 224L190 223L191 226L187 225V224H186ZM233 221H234V222H233ZM26 222H25V224H28V223H26ZM99 222H100V220H99ZM149 222H147V225H146L145 222H144V223L141 222V223H142L141 226H143V227H145V228H148L151 224H154V223H153L154 221H153L151 224H150ZM225 222H226V223H225ZM259 222H262V220H260ZM199 223H200L201 225H203V227L206 226V228H207L206 232L208 233V236H207L206 232H205L206 235H202V234L200 233V230H202V229L199 228V226H201V225H198V226L195 225V224H199ZM204 223H205V224H204ZM20 224H21V223H20ZM148 224H149V226H148ZM185 224H186V226H187L189 229H191V231H190L187 227L185 228L186 230H182V229H184ZM192 224H194V225L192 226ZM23 225H24V224H23ZM23 225H22V226H23ZM181 225H183L184 227L181 226ZM236 225H237V226H236ZM261 225H262V224H261ZM24 226L26 227V225H24ZM180 226H181V227H180ZM194 226H196L197 228H199V230H198L196 227H194ZM240 226H241L240 231L243 230V231L245 232V233L243 232L244 234H243V233L240 234V232H238ZM259 226H260V224H259ZM259 226H258V227H259ZM182 227H183V228H182ZM201 227H202V226H201ZM235 227H236V228H235ZM237 227H238V228H237ZM28 228H29V227H28ZM28 228H26V229H28ZM170 228H171V227H170ZM176 228H177V227H176ZM194 228H196L199 232L197 233V231H196ZM209 228H210V229H209ZM22 229H24V228H22ZM174 229H175V228H174ZM187 229H188V230H187ZM193 229H194L196 232H194ZM203 229H205V227H204ZM260 229H262V226H261ZM24 230H25V229H24ZM171 230H172V229H171ZM171 230H170V231H167V230H166V231H163V232L165 233V236H166L167 234L169 235V233H167V232H170V233H171ZM176 230H177V229H175V231H176ZM180 230H178V231H180ZM26 231H29V229H28V230H25V232H26ZM178 231H176L175 233H177ZM181 231H180V233L183 234ZM204 231H205V230H204ZM262 231H263V230H262ZM163 232H162V233H163ZM173 232H174V231H173ZM173 232L171 233L172 235H173ZM202 232H203V231H202ZM175 233H174V234H175ZM199 233H200V235H199ZM171 234H170V235H171ZM178 234H179V233H178ZM191 234H192V235H191ZM203 234H204V232H203ZM259 234H260V232H259ZM168 235H167V236H168ZM175 235H176V234H175ZM185 235L183 236L184 239H185ZM201 235H202L203 237H205V238H203ZM241 235H244V236H241ZM245 235H247V237H250V238H247V237L245 238ZM167 236H166V237H167ZM193 236H194V237H193ZM196 236H197V237H196ZM239 236L242 237V239H241ZM260 236H262V234H260ZM263 236H264V235H263ZM263 236H262V237H263ZM69 237H70V238H69ZM72 237H73V239H72ZM124 237H125V236H124ZM169 237H170V236H169ZM207 237H208V239H207ZM209 237H210V238H209ZM211 237H212L213 239H211ZM108 238H109V239H108ZM115 238H116V239H115ZM131 238H132V239H131ZM139 238H142V239H139ZM167 238H168V237H167ZM196 238H197V239H196ZM68 239L70 240V242L68 241ZM88 239H89V240H88ZM104 239L107 240V241H105ZM121 239H122V241H121ZM123 239H124V241H123ZM184 239H183V240H184ZM195 239H196V241H195ZM209 239H210V241H208ZM216 239H218V240H216ZM219 239H220V241H219ZM222 239L224 240V242H226V243L223 242L224 244H227V242H228V244H227V245H224V244L222 243V241H223ZM91 240L94 241V244H96V245H94L93 242H92L91 245H90V247H89L90 249L88 248V251H87V247H88L89 245H86V244H90ZM118 240H119L120 242H119ZM127 240L130 241V243H128ZM199 240H200V241H199ZM212 240H213V241H212ZM248 240H249V241H248ZM97 241H98V242H97ZM110 241H111V243H110ZM117 241H118V242H117ZM125 241H127V242H125ZM140 241H141V243H139ZM146 241H148V240H146ZM198 241H199V242H198ZM203 241H205V242H203ZM211 241H212V243L215 241V242H216L215 244H217L218 241L220 242V243L218 242V243H219L218 245L212 244V245H214V246H219V245H221V243H222L223 246H226V247H225L226 249L229 248L228 251H227V252H229V254H232V253H230V252H232L233 250L236 251V252H239V251H241V252L243 251V252H244V251H246V252H244V253L242 252V254H244V257H245V256H246V257H245V259H243L244 257H242V259H241V256H239V257H237L236 255H235V257H234V256H230L229 254H226V252H225V253L223 252V253H224L223 255H221L222 252H221L220 255H219L220 252H219V253H214L213 251L210 252L211 250L206 249L205 246L211 244ZM78 242H77V243H78ZM81 242H80V243H81ZM103 242H104V243H103ZM116 242H117L118 245H119V243L122 242V243L120 244L121 247H118V245L116 246ZM136 242H137V243H136ZM152 242H153V241H152ZM152 242H151V243H152ZM154 242H155V241H154ZM248 242H249V243H248ZM251 242H252L253 244H252ZM257 242H258L259 244H258ZM262 242H264V241H262ZM77 243H76V244H77ZM80 243H79V245H80ZM99 243H100V244L102 243L101 246H100ZM106 243H107L108 245H107ZM109 243H110L111 245H109ZM124 243H125V244H124ZM126 243L129 244V245H131L132 248L129 249V248H128L129 245H127ZM138 243H139V245H138ZM148 243H149V242H147V244H148ZM151 243H149L148 245L152 246L153 244H156L157 242H156V243H152V245H151ZM177 243H178V244H177ZM207 243H208V244H207ZM233 243H234L235 245H234ZM254 243H255V244H254ZM76 244H75V245H76ZM98 244H99V245H98ZM104 244H105V246H104ZM123 244H124V245H123ZM135 244H136V245H135ZM143 244L146 245V243H143ZM172 244H174V243H172ZM238 244H239L240 248H239ZM246 244H247V245H246ZM256 244H257V249L260 248V246L258 247V245H261V248L259 249L260 251L256 249ZM65 245H66V244H65ZM93 245L95 246L96 249L94 248ZM106 245L109 246V248H107ZM212 245H210V246H212ZM230 245H231V247H230ZM244 245H245L247 248L243 247ZM253 245H254V246H253ZM66 246H67V245H66ZM71 246H67V247L70 248ZM81 246H83V244L80 245V246L76 245V247H78V248L81 247ZM92 246H93V248L91 249ZM96 246H97L98 248H97ZM102 246H103V247H106L107 250L110 249V251H109V252H108V251L105 252L106 249H105V248H102ZM114 246H115V247H114ZM126 246H127V247H126ZM136 246H137V247H136ZM214 246H213V247H214ZM223 246L221 245L220 247H223ZM233 246H234V247H233ZM248 246L250 247V250H251V248H253L254 250L256 249L257 252L259 251V254L262 252L263 254L260 255V256L263 255L262 258H261V257L258 258L259 256L257 257L256 253H254V255H253V252H252L253 249H252L251 251L247 250V249H249ZM74 247H75V246H74ZM99 247H101V249H100ZM117 247H118V248H117ZM123 247H125V249H126L127 251L124 250ZM144 247H145V246H141L140 249H143ZM173 247H174V246H173ZM179 247L182 249V252H180V251L178 250V249H180ZM235 247H236L237 250L239 249V251L235 250V249H234ZM242 247H243V248H242ZM262 247H263V248H262ZM111 248H112V250H111ZM113 248H114V249H113ZM119 248H120V250H119ZM127 248H128V249H127ZM146 248H147V247H146ZM146 248H144V250H145ZM149 248H152V250H153V252H154L153 247H149ZM149 248H148V249H149ZM244 248H245V249H244ZM70 249H71V248H70ZM73 249H74V248L72 247V250H73ZM122 249H123V250H122ZM148 249H146V250H148ZM172 249H173V248H172ZM230 249H232V251H231ZM240 249H244V250H240ZM67 250H68V252H67ZM82 250H83L84 252H83ZM121 250H122V251H121ZM128 250H130L131 253H129ZM149 250H150V249H149ZM149 250H148V251H149ZM208 250H209V251H208ZM229 250H230V251H229ZM65 251H66V253H68V254L70 253V252H69V249H66V248H65ZM65 251H64V252H65ZM85 251H86V252H85ZM123 251H126V252L123 253ZM133 251H134V252H133ZM135 251H136V253H135ZM141 251L143 252V255H146L145 257H144L143 255L141 256ZM177 251H178V252H177ZM234 251H233V252H234ZM114 252H115V253H114ZM149 252H150V251H149ZM167 252H168V251H167ZM236 252H235V253H236ZM241 252H240V253H241ZM247 252H251V253H248V254H247ZM116 253H117V254H116ZM144 253H145V254H144ZM235 253H233V254H235ZM245 253H246V254H245ZM126 254H127V255L130 254L131 256H128V259H127V255H126ZM152 254H153V253H152ZM154 254H157V253L155 252ZM165 254H166V256H164ZM233 254H232V255H233ZM237 254H238V253H237ZM242 254H241V255H242ZM251 254H252L253 256H252ZM257 254H258V253H257ZM259 254H258V255H259ZM116 255H117V256H116ZM119 255H120V257H119ZM238 255H239V254H238ZM247 255H248V256H247ZM79 256H80V259H79ZM132 256L134 257V259L131 258ZM136 256H137V257H136ZM140 256H141V257H140ZM147 256H149V257H147ZM152 256H153V255H152ZM255 256H256V257H255ZM117 257H118V258H117ZM125 257H126V258H125ZM129 257L131 258V260H130ZM146 257H147L148 259H147ZM119 258H124V259H119ZM149 258H150V259H149ZM248 258H249V259H248ZM253 258H254V259L257 258V259L254 260ZM72 259H73V260H72ZM75 259H76V260H75ZM132 259H133V260H132ZM137 259H139V260H138L139 262L137 261ZM144 259H147V260H144ZM259 259H260V260H259ZM262 259H263V262H262ZM74 260H75L76 262H75ZM77 260H79V261H77ZM119 260H120V261L122 260L121 262H123V263H121ZM125 260H126L127 262H125ZM128 260H130L131 262L128 261ZM134 260H135V262H134ZM141 260H142V261H141ZM245 260H246V261H245ZM247 260H248V261H247ZM72 261H74V262H72ZM116 261H119V262L117 263ZM132 261H133V262H132ZM146 261H149V262L146 263ZM249 261H250V262H249ZM251 261H253V263H252ZM254 261H255V263H254ZM65 262H64V264H65ZM115 262H116V263H115ZM124 262H125V263H124ZM136 262H137V263H136ZM156 262H157V263H156ZM246 262H249V263H246ZM256 262H258V263H256ZM149 264H150V263H149ZM151 264H152V263H151Z\"/></svg>",
	"mask_w": 264,
	"mask_h": 264
}]
</instances>
